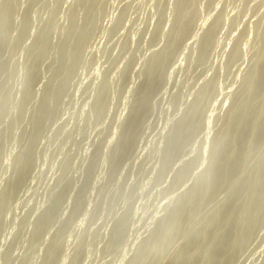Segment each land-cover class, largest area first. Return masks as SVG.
Listing matches in <instances>:
<instances>
[{"label":"rangeland","instance_id":"1","mask_svg":"<svg viewBox=\"0 0 264 264\" xmlns=\"http://www.w3.org/2000/svg\"><path fill=\"white\" fill-rule=\"evenodd\" d=\"M3 1L4 0H0V7H1V5H2V3H3ZM16 2H19V3H16L15 5H17L16 6V8H18L17 10H15V7H14V10L15 11H17L15 14H13L12 16L14 17H12L14 20H12V23L13 22H15L14 24H12V25H14V27H13V29L11 30V35L9 34V36L10 37H8V45L6 44V46H9L10 45V41H11V44H12V41H13V44H15L16 45V43H17V45L15 46V45H10V47H6V46H4V49L3 50H1L0 52H1V55H0V57L1 58H3L2 60H1V58H0V75L2 74V76H0V79H1V81H0V95H2V96H0V122L2 121V119H3V121L1 122V124H0V164H1V166H0V211L3 213H1L0 212V233H1V236L3 237V239H2V237L0 236V264H15V262H16V264H42V263H40V262H44L46 259L45 258H47V256H48V260L49 259H53V261L51 262H47L48 260H46V262H47V264L49 263V264H54V262L56 261L58 264H134L135 262H136V258L138 259L139 257L138 256H140L141 254L140 253H142L143 251H144V247H146L148 244H151V240H148V239H152V237L156 234L155 232H157L158 231V227H160V225L164 222L163 220L165 219V220H167L166 218L167 217H169V215L171 214V212H172V208H174L173 207V205L176 207L177 205H178V202H179V204H183L184 203V201L182 202L181 201V203H180V201L179 200H182L183 198H184V193H185V195H187V193H189L190 191L188 190V189H190V188H193L194 187V185H195V183L196 182H193V181H197L198 182V180H196V179H198V178H200V177H202L203 175H204V173H206L207 171L206 170H208L207 169V167L209 168L210 167V164H211V162H212V157H213V145H214V143H212L214 140H216L215 138L218 136V135H213V134H219L220 132L219 131H222L223 129H222V127L224 128V123L223 124H221L222 122H225V120H226V116H228V114H229V111L231 110V107H232V102H233V98L236 96V94L240 91V87L242 86V82H243V78H242V74H244L245 75V72L247 71V73H248V67H249V69H250V67H251V62L253 61V48L254 47H256V46H254L253 44V40L254 39H252V38H254V33L253 32H255V27H256V24L257 23H255V22H257V19H260L261 18V15H263L264 14V5H262L261 4V0H259V2H257L258 4H254V2H255V0H250V1H248V2H246L245 3V0H214L213 1V3H212V5H211V9L212 10H217V12L219 13H217L216 12V14H215V11H213L212 12V10H208L207 12L206 11H204V9L205 8H203V9H201V10H203L204 12H202L201 10H199L200 12H201V15L199 16V18L202 16V18H200V20H199V18L197 19L198 21V24H196V26H197V28L195 27V33H194V36H193V34H192V37L191 38H193V39H191L190 38V36L188 37V38H186L187 40V42H183V43H185V46L184 45H181L182 47H184V48H187V46L186 45H188L189 47H188V49H184V48H182V50H181V46L179 47V50L177 51V53L174 55V57L171 59V61H173L174 60V62H169V64L167 65L168 66V68H166V74H168L167 73V71L171 74V78H170V75L168 76V75H165L166 77H167V79H165V80H167V84H165V86L162 84V82H161V84H159V86L160 87H162V88H157L156 87V89L157 90H154V93L153 94H151V96H150V99H151V97L154 95V99L152 98L151 99V101L153 100V102H151L150 101V99H149V101H150V103L152 104H154V101L156 102H158V100L161 102H158V103H155L156 104V106H155V104L154 105H150V104H148V107L146 108V109H144V110H146L147 111V115H146V112H144L143 111V114L145 113V115H144V117L145 118H148V117H150V119L148 118V119H146V120H148L147 121V123H145L146 121H143V120H145V118L144 117H142V113L139 115V125H137V127L139 126V128L141 127H143L142 128V130L141 129H139V128H136V131H135V133L136 134H139V135H134V138H133V142H135L134 140L136 139V141L137 142H135V143H133V144H131L130 145V149L132 150L133 148V150H135L134 152L136 153H134L133 151H131L130 150V152L129 151H126V155L123 153V155H121V156H123V158H124V155H125V157L126 156H128V152H129V156L131 155H133L131 158L128 156V157H126L127 158V160H125V158L124 159H122L121 158V156H119V154H118V151H117V147H118V145H117V143L119 142V141H121V138H122V135L124 134L123 133V131L121 132V130H123L124 128H125V126L128 124V122L127 121H129L128 119L130 118V115H131V111H132V109H130L129 107L131 106L132 108L134 107V104H135V102H136V100H137V94L139 95V89H141V87H142V83L144 82V80H145V78L144 79H142V81H141V78L143 77V75H144V77H145V74L144 73H146V70H147V67H148V65L147 64H149V61H150V59L153 57V55L155 54V53H157V51L159 50V49H163V48H160V46H164V44H166V41H165V38L164 37H162V36H160L159 38H156L155 36H154V34H157V32H161L162 31V29L161 28H163L162 26H165V28H163V33H168L170 30H171V28L172 27H170V26H173V21L174 20H172L171 21V19H172V17H174V13H172L173 11H174V7L173 6H175V0L173 1V0H147V2H146V0H122L123 1V3H122V1L120 0V2L118 1H115V0H105L104 1V3H106L105 5H104V3H103V5H102V1L103 0H101V5L103 6L102 7V12L100 13V15L98 16V18H97V26L95 27V29L92 31V35L90 34V36H92V40L93 41H91V43L89 42V40L87 41V44H89V46L87 45V46H85V48H83V49H86L87 47H89L88 48V50H90L91 51V46H93V48H92V51L90 52V51H88L87 49L84 51L83 49H82V51H84V54L81 52V55H80V65H79V63H75L74 65L76 66L77 65V67L79 68V66L81 67V61L83 60L85 63V67L87 68V66L89 65L90 67L89 68H85L84 66H82L80 69H78L77 67H76V70L78 71V72H76L75 73V66H73V69H74V73L72 74V71L70 72L72 75H70V77L68 78V73H66V72H64V70L61 68L60 69V67H61V65L62 64H60V63H62L61 61H62V54H61V45H60V43H62V39H64V36H65V33L64 32H66L65 31V29H66V26L67 25H69V24H67V22H69V20L67 21V19H69L68 18V16H66L67 15V12L69 13V6L71 5V4H73L72 2L73 1H75V0H70L71 1V4H70V1L69 0H59V1H63V3L62 2H58V0H45L46 1V3H51V5L49 4L48 6H47V4L45 3V1L44 0H39V1H35L34 3H36L35 4V8L33 7V4L31 3V0H15ZM44 3H43V2ZM107 1H109V2H107ZM149 1H150V3H149ZM156 1V2H155ZM201 1V3L200 4H198V8L200 9V8H202V7H205L207 4H206V2L204 1V0H200ZM199 1V2H200ZM207 1V0H206ZM221 1V2H220ZM224 1V2H223ZM23 2H24V5H23ZM41 4H40V3ZM68 2V3H67ZM115 2V3H114ZM126 2H127V4H126ZM129 2V3H128ZM144 4H143V3ZM152 2V3H151ZM166 2V3H165ZM168 2V3H167ZM234 2V3H233ZM237 2V3H236ZM249 2H250V5H252L251 7H250V5H247V7H246V9H252V11H250V10H246L245 9V11H247V12H245L244 11V9H242V7L243 6H246V4H249ZM14 3V2H13ZM30 3H31V5H30ZM38 3V4H37ZM56 3V4H55ZM58 3V4H57ZM109 3H111V4H109ZM119 3V4H118ZM122 3V4H121ZM205 3V4H204ZM216 3V4H215ZM239 3H241L242 5H240ZM253 3V4H252ZM259 3L261 4V7L259 6V7H256L257 5H259ZM264 3V2H263ZM19 4V5H18ZM26 4V5H25ZM28 4V5H27ZM43 4H45V6L43 5ZM55 4V5H54ZM121 4V5H120ZM136 4V5H135ZM167 6L168 8H166L165 9V7H164V9L162 8V6ZM164 4V5H163ZM203 4V5H202ZM235 4V5H234ZM238 4V5H237ZM14 4H13V6H15ZM22 5H23V7H22ZM38 5V6H37ZM40 5V6H39ZM57 5V6H56ZM67 5V6H66ZM108 5V8L107 7H105V6H107ZM110 5V6H109ZM118 5V6H117ZM124 5H125V7H124ZM129 5V6H128ZM146 5V6H145ZM148 5V6H147ZM158 5V6H157ZM170 5V6H169ZM172 5V6H171ZM202 5V7H199V6H201ZM218 7H217V6ZM220 5V6H219ZM224 5V6H223ZM232 5V6H231ZM234 5V6H233ZM27 6V7H26ZM52 6H53V9H52ZM115 6V7H114ZM116 6L118 7V8H116ZM131 6V7H130ZM136 6V7H135ZM140 6H141V8H140ZM157 6V7H156ZM160 6H161V8H160ZM249 6V7H248ZM253 6H255L256 8H252ZM21 7V8H20ZM25 7V8H24ZM30 7V8H29ZM44 8L43 9V11H45V13L42 11V9L40 10V11H38L39 9L38 8ZM54 7H56V8H54ZM124 7V9H122ZM135 7V8H134ZM213 7V8H212ZM216 9H215V8ZM223 9H222V8ZM229 7V8H228ZM50 10H49V9ZM59 8V9H58ZM62 8V9H61ZM104 8V9H103ZM105 8H106V10H105ZM136 8H140V9H138V10H136ZM145 8V9H144ZM162 9L163 11H164V13L166 14H162L163 13V11H162V15L159 13V11L158 10H160V9ZM210 9L209 7H208V5L206 6V9ZM244 8V7H243ZM26 9H27V11H28V13H26V14H28V16L25 14V11H26ZM56 10V13H53V12H55V11H53V10ZM64 9V10H63ZM153 9V10H152ZM157 9V10H156ZM171 9V10H170ZM205 9V10H206ZM226 9V10H225ZM228 9V10H227ZM232 11H231V10ZM234 9H235V11H234ZM253 9H255L254 11L256 12V14L257 15H259V16H256V18H255V16H253V15H255V12L253 11ZM260 9V10H259ZM32 12H31V11ZM51 10H52V13H51ZM59 10V11H58ZM67 10V11H66ZM109 10L111 11V12H109ZM114 10H116V11H114ZM120 10L122 11V10H124V11H122L123 13L122 14H120L119 12H120ZM148 10H150L151 12H149ZM168 11L167 13H166V11ZM223 10H225L224 12H226V11H228V13H226L227 15H225V13H223L222 14V16H224V18L226 19V20H224V18H223V20H224V22H225V24L227 23V25L230 27V30H228L229 29V27H227V25H226V27H223V26H225L224 25V23H222L221 25H222V29H221V31L219 30V28L221 27V25L219 26V28H218V32L215 34V35H217V37H218V39H217V37H215L216 39H215V44H218V46L216 47V46H212V48L213 47H215V48H213V50H211V51H213V53L212 52H210L208 55H209V57L207 58L206 57V59H205V61L207 62V63H205V65L203 64V63H201V65H200V63H199V61H198V63H197V59L196 58H198V43H197V41H196V39L195 38H197V39H200L201 37V33H202V35H203V33L204 32H202L201 30H203V31H206L207 29H206V27L208 26V23H209V25H210V21L212 22L213 20V17L215 16V17H217L216 15H218V16H220V14H221V12L223 11ZM237 10H240V11H244L246 14L244 15V12H242L243 13V16H245V18L244 17H242V16H240V14L241 13H239L240 11H237ZM257 10V11H256ZM259 10V11H258ZM26 11V12H27ZM34 11V12H33ZM42 11V12H41ZM64 11V12H63ZM104 11H106V13L104 12ZM129 11V12H128ZM135 11V13H133V12ZM161 11V10H160ZM212 13H211V12ZM248 11H250L249 12V16H247L246 17V15L248 14ZM30 12V13H29ZM39 12H40V15H39ZM47 12V13H46ZM104 12V13H103ZM117 12V13H116ZM126 12H128V13H126ZM157 12V13H156ZM209 12L211 13V16H210V14H209ZM235 12V13H234ZM239 14H238V13ZM257 12H259V13H257ZM59 13V14H58ZM62 13H63V15H62ZM103 13V14H102ZM112 13V14H111ZM136 13H138V14H136ZM143 13V14H142ZM151 13V14H150ZM169 13V14H168ZM203 13V14H202ZM232 13V14H231ZM263 13V14H262ZM33 14H35V15H33ZM38 14V15H37ZM46 16H45V15ZM51 14V15H50ZM55 14H56V16H55ZM66 14V15H65ZM117 14H118V16H117ZM120 14V15H119ZM136 14V15H135ZM149 14H150V16H149ZM160 14V15H159ZM173 14V15H172ZM208 14H209V16H208ZM234 14V15H233ZM251 14H252V16H253V18L255 19H253V20H251L252 19V16H251ZM261 14V15H260ZM15 15V16H14ZM22 15H26L25 17L27 18V19H24V18H22L21 16ZM29 15L31 16L30 17V19H31V22H28V21H26V20H29L28 19V17H29ZM42 15V16H41ZM43 15H44V17H43ZM49 15V16H48ZM59 15V17L60 18H58L57 16ZM116 15V16H115ZM130 15V16H129ZM163 15L164 16H166V17H163ZM208 16V18L206 17L205 18V16ZM232 15V17H230V16ZM239 16L240 18L238 19V17L237 16ZM242 15V14H241ZM33 16H35V17H33ZM38 16H39V18H38ZM48 16V17H47ZM142 16V17H141ZM143 16H145V17H143ZM159 16H161L162 17V19L161 20H159ZM168 16V17H167ZM170 16H171V18H170ZM213 16V17H212ZM35 19V21L37 20V18H38V20L35 22L34 21V19ZM45 17H46V20H45ZM49 17H51V18H49ZM62 17H64V18H62ZM118 17V18H117ZM130 17V18H129ZM149 17V18H148ZM230 17V18H229ZM251 17V18H250ZM148 18V19H147ZM155 18V19H154ZM165 18V21H167L168 19H169V21H167L168 22V24H167V22H166V24L165 23H163V19ZM205 18V19H204ZM210 18V19H209ZM227 18H228V20H231V19H237V21H236V19H235V22H237L236 24H237V26H236V24L234 23V21L233 20H231V21H228L227 22ZM22 19H24V23H26V22H28V24H24L25 26L24 27H26L27 25L29 26V28H28V26L26 27L27 29H25L24 27H23V20ZM33 19V20H32ZM49 19H51V20H49ZM56 19V21H54ZM61 19V20H60ZM129 19L130 20H132V21H129ZM142 19H143V21H142ZM147 19V20H146ZM152 19V20H151ZM156 19H158L159 20V22L157 23V20ZM167 19V20H166ZM174 19V18H173ZM202 19V20H201ZM215 19V18H214ZM246 21H245V20ZM250 19V20H249ZM19 20V21H18ZM22 20V21H21ZM40 20V21H39ZM43 21V23L44 24H42V21ZM101 20V21H100ZM108 20V21H107ZM110 20V21H109ZM144 20H146L145 21V23H144ZM150 20V21H149ZM238 20L240 21H242V22H240V24H242V25H238ZM245 22H244V21ZM247 20H249V22L247 21ZM30 21V20H29ZM50 21L52 22V24L54 23V25H53V28L55 29V31H54V33L55 34H52V32H53V28L50 30L51 32H50V35L52 34V36H50L49 35V38H50V44L51 45H49V47H48V49H47V51L46 50H44V51H46L47 52V54H45L44 52V56L43 55H40L41 57H39L38 59H40L37 63V65H38V67H37V71H36V74H35V76H33L34 78L35 77H37L38 78V76H39V78L40 79H37L36 81H34L31 77V74H29V64L31 63V61H32V56L33 55H35L36 53L34 52V51H36V42L34 41V40H36L37 38H36V36L38 37V35L40 34V32H42V31H44L45 30V28H46V24H48V23H50ZM54 21V22H53ZM98 21H100V22H98ZM149 21V22H148ZM155 23V21H156V23L158 24V26H160V24H161V26L160 27H158V28H160L161 30H159L158 28L156 29L155 27L157 26V24L155 23V27L153 26V22ZM202 21H204V23L202 22ZM207 21V22H206ZM209 21V22H208ZM22 22V23H21ZM40 22H41V24H40ZM48 22V23H47ZM59 22H60V24H59ZM117 22H119L118 23V25L120 26V24H121V22H122V27L123 28H125V29H127L128 31L126 32V30L125 29H123V28H121V26H120V29H119V27H118V25L117 26H115L116 24H117ZM133 22V23H132ZM140 22V23H139ZM171 22H172V24H171ZM202 22V23H201ZM231 22V23H230ZM250 23L251 22V25H249V24H246V23ZM29 23H31L30 25H29ZM62 23V24H61ZM63 23H65L64 24V26H63ZM100 23V24H99ZM136 23H138V24H136ZM142 23V24H141ZM162 23H163V25H162ZM171 25H170V24ZM205 23H207V24H205ZM229 23V24H228ZM245 23V24H244ZM114 24V25H113ZM131 24V25H130ZM135 24H136V26H135ZM139 24H140V26H139ZM165 24V25H164ZM202 25V27H200L199 29L200 30H198V27H199V25ZM205 24V25H204ZM233 24V25H232ZM254 24V26H252ZM16 25H17V27H16ZM19 25H21L20 27H19ZM37 25V26H36ZM44 25H45V27H44ZM66 25V26H65ZM101 25H102V27H101ZM127 25H129V27L131 26V28H128V26ZM145 27H144V26ZM146 25H149V26H146ZM151 25V26H150ZM168 25H170V26H168ZM200 25V26H201ZM204 25V26H203ZM231 25L232 26H236L235 28H237L238 26H240V27H238V28H240V30L243 28V25H246V26H244V28L241 30V32L242 31H244V32H239L240 30L237 28V29H235V28H233L232 27V29H235V30H233L232 31V29H231ZM249 25V26H248ZM242 26V27H241ZM22 27V28H21ZM36 27V28H35ZM60 27V29H58ZM68 27V26H67ZM97 27H100V28H97ZM107 27V28H106ZM117 27V28H116ZM127 27V28H126ZM146 27H147V29H146ZM149 27H150V29L151 28H155V30H154V28H153V30L156 32H154V34H153V31L151 30L150 31V33L152 32V36L148 33V35H150V36H148V35H146V33H147V30H150L149 29ZM169 27V29H168V32L166 31L167 30V28ZM205 27V28H204ZM246 27H247V29H246ZM35 28V29H34ZM40 28V29H39ZM62 28V29H61ZM113 28V29H112ZM202 28V29H201ZM208 28V27H207ZM254 30H252V29ZM20 29V30H19ZM21 29H25V32L23 31V34H24V36H21ZM38 30V32H37V30ZM101 29V30H100ZM103 29H104V31H103ZM112 32V30H113V34H114V37H111L110 35H111V33L109 32V30ZM123 29V30H122ZM131 29V30H130ZM133 29V30H132ZM143 29H145V31L143 30ZM164 29H166L165 31H164ZM225 29L226 30H228V33H229V31H232L231 33H232V35H231V33L229 34V36L226 34L227 33V31H225ZM247 30V32L245 31V30ZM248 29H251V30H248ZM62 30H64V32L62 31ZM95 30H97V31H95ZM138 30V31H137ZM156 30H158V31H156ZM236 30H238L237 32H235ZM15 31V32H14ZM58 31L60 32V33H58ZM94 31L96 32L95 34H94ZM98 31H102V32H104L103 34H101L100 32H99V34L97 33ZM116 31H118V32H116ZM122 31H124V33H122ZM135 31V32H134ZM200 31V32H199ZM30 32H32V33H30ZM35 32V33H34ZM120 32V33H119ZM128 32H129V34H128ZM142 32H145L144 33V35L143 36H145L146 35V37H148L147 39H146V37H143L142 36ZM149 32V31H148ZM221 32V33H220ZM251 34H250V33ZM15 33V34H14ZM34 33V34H33ZM117 33H119V35H121V37H119L118 38V34ZM126 33L128 34L127 36H125L126 35ZM140 33V34H139ZM198 33H200V35L198 34ZM218 33H220V34H218ZM224 33V34H223ZM239 35L238 36V38H237V35ZM238 33H241L242 35H240V34H238ZM245 35H244V34ZM253 33V34H252ZM22 34V35H23ZM36 34V35H35ZM108 34V35H107ZM110 34V35H109ZM113 34H112V36H113ZM124 34V35H123ZM234 34V35H233ZM99 35H101L100 37H99ZM103 35H106V36H103ZM130 35V39H127V37ZM137 35V36H136ZM140 35V36H139ZM195 35H197V36H199V37H197V36H195ZM227 35V36H226ZM236 35V40H238V41H236V40H233L234 38V36ZM244 35V36H243ZM94 36H98V37H94ZM126 37V41L128 40V42H126L125 41V37ZM153 36H154V38L155 39H157V41L156 42H154L156 45H159V47L157 46L156 47V45L155 44H153V41H154V38H153ZM226 36V37H225ZM231 36V37H230ZM243 37V38H245V39H243V38H241V37ZM246 36H248L247 38H246ZM27 37H28V39H27ZM55 37V38H54ZM57 37V38H56ZM104 37V39H102L104 42L102 43V41H101V39L100 38H103ZM109 37V38H108ZM117 37V38H116ZM143 37V38H142ZM152 37V38H151ZM223 37V38H222ZM229 37V38H228ZM11 38V39H10ZM26 38V39H25ZM93 38H95V39H93ZM112 38H114V39H112ZM116 38V39H115ZM140 38H142V40H140ZM149 38H151L152 40H149ZM227 38V39H226ZM233 38V39H232ZM249 38V39H248ZM14 39H15V42H14ZM19 39H21V40H19ZM58 39V40H57ZM90 40H91V37L89 38ZM107 39V40H106ZM121 39V40H120ZM123 39V40H122ZM138 39L140 40V41H138ZM144 39H146V40H148V41H144ZM164 39V40H163ZM189 39H191V40H194V42L197 44V46H196V44H194V42L192 41V43L193 44H191L190 45V40ZM224 39H226V40H224ZM242 39V40H241ZM247 39V40H246ZM17 40V41H16ZM26 40V41H25ZM31 42H29V41ZM110 40V42H108ZM117 40H120V42L119 41H117ZM131 40V41H130ZM159 40H161L159 43H158V41ZM162 40H163V43H162ZM218 42H217V41ZM250 40H252V41H250ZM20 41V42H19ZM34 41V42H33ZM60 41V42H59ZM98 42V44H96L97 42ZM100 41V42H99ZM129 41L131 42V46L132 47H130V49L128 50V52L130 51L131 52V49L133 48H136V51H133V49H132V52L130 53L129 52V54H128V52L127 51H125V48H126V50H127V48L129 47H126V43H128V45H130V43H129ZM150 41V42H149ZM164 41H165V43H164ZM188 41H189V44H188ZM224 41V42H223ZM231 41V42H230ZM241 41V42H240ZM245 42V43H243V42ZM22 42V43H21ZM24 42H26V43H24ZM94 42V43H93ZM114 42H117V43H114ZM124 42H125V44H124ZM138 42H140V44L138 43ZM147 42V44H145L144 45V43H146ZM240 43L239 44V46L241 45V43H243L241 46H243V47H239L240 48V51H241V54H242V52L244 51V59L243 58H241L244 62H242V60L239 58L236 62H238L239 63V61H241L239 64H240V66L239 67H237V65H238V63H237V65H235V61L234 62H229L228 60H229V56H230V53H231V48H233V46L235 45V43ZM27 43H29V45L30 46H28V44ZM33 43V44H32ZM59 43V44H58ZM93 43V44H92ZM107 43V44H106ZM153 45H152V44ZM221 43V44H220ZM224 43V44H223ZM248 43H250V44H248ZM26 44V45H25ZM35 44V45H34ZM95 44H96V46H99V47H97L96 48V46H95ZM106 44V45H105ZM124 44V45H123ZM135 44H136V46H135ZM152 45V47L153 48H151V46L150 45ZM160 44H162V45H160ZM223 44V45H222ZM226 44V45H225ZM228 44V45H227ZM232 44H234L233 46H232ZM21 45V46H20ZM25 45V46H24ZM34 45V46H33ZM54 45V46H53ZM58 45V46H57ZM125 46V48L123 47V46ZM135 47H134V46ZM146 46V48H147V45H149L150 46V48L152 49H145V47L144 46ZM154 45H155V47H154ZM193 45V46H192ZM219 45H220V47H219ZM246 45H248V46H246ZM28 48H27V47ZM31 46H33V47H31ZM51 46V47H50ZM104 46V47H103ZM107 46H108V48H107ZM122 46V47H121ZM226 46V47H225ZM230 46V47H229ZM244 46H246L245 48H244ZM253 46V48H251ZM5 47H6V49H5ZM23 47V48H22ZM102 47V48H101ZM192 47H196V49H194V48H192ZM223 47V48H222ZM18 48V49H17ZM32 50H34V51H30L31 49ZM96 48V49H95ZM106 48V49H105ZM114 48V49H113ZM121 48H123L124 50H122L123 52H127L126 54L124 53L123 54V52L121 51ZM154 48H155V50H154ZM191 48V49H190ZM219 48V49H218ZM250 48V49H249ZM12 49V50H11ZM57 49V50H56ZM93 49H95V52H94V50ZM102 49H103V51H102ZM113 49V50H112ZM115 49H117L116 51H115ZM215 49V50H214ZM224 49H225V51H224ZM228 49V50H227ZM230 49V50H229ZM245 49V50H244ZM7 50V51H6ZM19 50H20V52H19ZM23 50V51H22ZM50 50V51H49ZM58 50H60L59 52L60 53H58ZM120 50V51H119ZM135 50V49H134ZM157 50V51H156ZM184 50L186 51V52H184ZM197 50V51H196ZM249 50V51H248ZM255 50V49H254ZM11 51V52H10ZM18 51V52H17ZM26 51V52H25ZM52 51V52H51ZM86 51H88V53H86ZM112 51V53H110ZM114 51H115V53H114ZM160 51V50H159ZM181 51H183L182 53H181ZM228 51V52H227ZM8 52V53H7ZM12 52H13V54H12ZM15 52V53H14ZM33 53V55H32V53ZM98 52V53H97ZM102 52V53H101ZM106 52V53H105ZM108 52V53H107ZM117 52V53H116ZM119 52V53H118ZM121 52V53H120ZM219 52H220V54H219ZM20 53V54H19ZM27 53V54H26ZM31 53V54H30ZM35 53V54H34ZM54 53H55V55H54ZM57 53V54H56ZM89 53L91 54V55H89ZM105 53V54H104ZM110 53V54H109ZM136 56V58L134 57V55ZM224 53V54H223ZM226 53V54H225ZM18 54H19V56H18ZM51 56H50V55ZM59 54V55H58ZM87 54H88V56H87ZM103 56H102V55ZM107 54H108V57H107ZM128 54V55H127ZM132 54V55H131ZM183 54V55H182ZM213 54V55H212ZM247 54V55H246ZM9 55V56H8ZM16 55V56H15ZM21 55V56H20ZM24 55H26V56H24ZM29 55H30V57H29ZM53 55H54V57H53ZM96 55V56H95ZM110 55V56H109ZM121 55H126V57H122ZM146 55V56H145ZM181 55V56H180ZM246 55V56H245ZM23 56V57H22ZM43 56V57H42ZM47 56V57H46ZM60 56V57H59ZM91 56V57H90ZM133 56V57H132ZM145 56V57H144ZM179 56L180 57H182V58H179ZM186 56V57H185ZM216 56V57H215ZM220 56V57H219ZM249 56H250V58H249ZM11 57H13V58H11ZM17 57H19V58H17ZM21 57V58H20ZM45 57H46V60H44L45 59ZM50 59H49V58ZM56 57H58L59 58V62H58V58H56ZM93 57H95V58H97V59H95V58H93ZM120 57V58H119ZM122 57V58H121ZM128 57V58H127ZM129 57H132V58H129ZM138 57V58H137ZM140 57V58H139ZM143 57V58H142ZM189 59H188V58ZM31 58V59H30ZM43 58V59H42ZM82 58H84V59H82ZM92 58V59H91ZM109 58H110V60H109ZM114 58V59H113ZM119 58V59H118ZM127 58V59H126ZM135 58V59H134ZM209 58H211V59H209ZM245 58L247 59V60H245ZM8 59V60H7ZM23 59V60H22ZM25 59H28L27 61L25 60ZM56 59V60H55ZM91 59V60H90ZM95 59V60H94ZM106 59V60H105ZM108 59V60H107ZM117 59H118V61H117ZM123 61H122V60ZM126 59V61L124 62V60ZM129 59H130V61L132 60V59H134L132 62L133 63H129L130 61H129ZM139 59L141 60H143V61H139ZM175 59H176V61H175ZM178 59V60H177ZM179 59H180V61H179ZM182 59L184 60V61H182ZM191 59H192V61L194 60V62H192V63H194V64H190V62H191ZM210 60V62H211V65H208V63H209V60ZM227 59V60H226ZM251 59V60H250ZM6 60V61H5ZM15 60H16V62H15ZM19 60V61H18ZM42 60V61H41ZM48 60H50V62L48 61ZM94 60V61H93ZM105 60V61H104ZM112 60H115V61H112ZM148 60V61H147ZM224 60H226L225 62H224ZM250 60V61H249ZM9 61V62H8ZM13 61V62H12ZM18 61V62H17ZM23 61H24V63H23ZM44 61V62H43ZM52 61V62H51ZM57 61V62H56ZM82 61V62H83ZM89 62V64H88V62ZM117 61V62H116ZM123 63H122V62ZM128 61V62H127ZM179 61V62H178ZM187 61H189V62H187ZM221 61H223V62H221ZM230 63H228V62ZM249 61V62H248ZM39 62H41L40 63V65H39ZM47 62V63H46ZM54 62H56V64H58L57 66H56V64L54 63ZM105 62V63H104ZM109 62V63H108ZM113 62H115V63H113ZM142 64H141V63ZM144 62H146L147 64V67H145L144 66ZM197 64H196V63ZM213 62H214V64H213ZM220 62V63H219ZM246 62V63H245ZM10 63V64H9ZM12 63V64H11ZM26 63V64H25ZM43 63H44V65H43ZM50 63V64H49ZM54 63V64H53ZM96 63V64H95ZM122 63V64H121ZM124 63H126V67H125V64ZM135 63H139V66H138V64H135ZM186 63V64H185ZM223 63H225L226 65H221V64H223ZM245 63L246 64V66L244 65L243 66V64ZM249 63H250V65H249ZM41 64H42V66H41ZM52 64V65H51ZM60 64V65H59ZM99 64V65H98ZM111 64V65H110ZM115 64V65H114ZM129 64V65H128ZM182 64L184 65V66H182ZM217 64V65H216ZM241 64H242V66H241ZM12 65V66H11ZM18 65V66H17ZM20 65H21V67H20ZM49 65L50 66H52V67H49ZM55 65V66H54ZM98 65V66H97ZM108 65H110V66H108ZM113 65L116 67V68H114L113 67ZM135 65H137V67L135 66ZM169 65H170V67H172L171 69H172V71H174V72H172L171 71V69L169 70ZM175 65V66H174ZM177 65V66H176ZM214 66L212 69L210 68V66ZM228 65H232V66H230V69H231V67H232V69L231 70H233V71H231V70H229L228 68ZM5 66H6V69H7V72H6V69H5ZM9 66V68H7ZM27 66V67H26ZM47 66V67H46ZM60 66V67H59ZM124 66V67H123ZM143 66V67H142ZM186 66V67H185ZM188 66V67H187ZM207 66H209V67H207ZM219 66V68L221 69H219L218 68V70H216V67H218ZM223 66V67H222ZM225 66V67H224ZM17 67V68H16ZM24 68V70H23V68ZM101 67V68H100ZM103 67H105V68H103ZM108 67V68H107ZM123 67V68H122ZM131 67V68H130ZM134 67H135V70H132V68L134 69ZM175 67V69L176 70H173V68ZM185 67V68H184ZM205 67H206V69H205ZM227 67V68H226ZM243 67V68H242ZM246 69H245V68ZM28 70H26V69ZM46 68H48L49 70H47ZM83 68V69H82ZM107 68V69H106ZM126 69V71L128 72V68H129V70L130 71H132L130 74L129 73H127L126 71L124 72V70ZM139 68V70H137V69ZM178 68H180L179 70H178ZM192 68H197V70L196 69H192ZM203 68L206 70H204V72L205 73H207L208 75H206L204 72H203ZM207 68H209V69H211V70H209V69H207ZM215 68V69H214ZM228 69V70H226V69ZM237 68V69H236ZM239 68V69H238ZM5 69V70H4ZM18 69V70H17ZM43 69V70H42ZM61 70L60 72L59 71H57V70ZM72 69V70H73ZM85 69H86V71L88 72H90V74H89V72H88V74H89V76L90 77H87L88 75H86L87 74V72H85ZM88 69H90V70H88ZM96 69V70H95ZM124 69V70H123ZM141 69H143V75H141L140 73H138V71H140ZM200 69V70H199ZM234 69H235V71H234ZM243 69V70H242ZM21 70V71H20ZM23 70V71H22ZM44 70H46L47 72H45ZM52 70H54V72L52 71ZM95 72H94V71ZM98 70H100V71H98ZM116 70V71H115ZM123 70V71H122ZM137 70V73L138 74H140L141 76L139 77V75L135 72ZM185 70V71H184ZM196 70V71H195ZM201 70H202V73H204V74H201ZM209 72H208V71ZM225 70V71H224ZM237 70V71H236ZM245 70V71H244ZM4 71H5V73H4ZM25 71H27V73H25ZM81 71V72H80ZM103 71H105V72H103ZM107 71V72H106ZM111 71V72H110ZM134 71V72H133ZM173 73V75H172V73ZM175 71H179L177 74H174V73H176ZM191 71V72H190ZM198 71L200 72V73H198ZM214 71V75L212 74V72ZM226 71H229L230 72V74H229V72L227 73ZM11 72L13 73V74H11ZM38 72V73H37ZM80 72V73H79ZM93 72V73H92ZM103 72V73H102ZM119 72H121V73H119ZM180 72H181V76H180ZM211 72V73H210ZM215 72H217L218 74H220V76L217 74V73H215ZM234 72H237V75H235L234 74ZM9 73V74H8ZM15 73V74H14ZM17 73V74H16ZM25 73V74H24ZM52 73V74H51ZM83 73H86L84 76L83 75H81V74H83ZM115 73H116V75H115ZM123 73V74H122ZM134 75H133V74ZM183 73V74H182ZM187 73L189 74V76L187 77ZM247 73H246V75H247ZM4 74V75H3ZM63 76L64 74H65V76H63V78H62V76ZM66 74H67V76H66ZM78 75V76H75V75ZM97 74V75H96ZM98 74H99V76H98ZM114 74V75H113ZM119 74V75H118ZM124 74H126V75H124ZM127 74H129V75H131L132 74V76L130 77V78H132V79H130V81H129V78H127L128 77V75ZM135 74H137L138 75V77L137 76H135ZM212 74V75H211ZM215 74H216V76H215ZM228 74V76H227V78H226V75ZM239 74V75H238ZM16 75H19V76H16ZM27 75V76H26ZM28 75H29V80H28ZM37 75V76H36ZM81 75V77H79ZM92 75H93V77H92ZM121 75H122V77L123 78H125V76H127L126 77V79H123V78H120L121 77ZM124 75V76H123ZM177 75H179V76H177ZM204 75V78L202 77ZM212 77H211V76ZM222 75H225V76H222ZM231 75V76H230ZM242 75V76H241ZM6 76V77H5ZM9 76V77H8ZM13 76V77H12ZM15 76V77H14ZM24 76V77H23ZM26 76V77H25ZM51 76H53L54 78H52ZM61 76V77H60ZM100 76H102V77H100ZM133 76H134V78H133ZM175 76H177V77H175ZM191 76H192V78H191ZM213 76H215L214 78H215V80L217 79V82L215 81V80H213L212 78H213ZM233 76V77H232ZM4 77V78H3ZM65 77H67V78H65ZM75 77H77V78H75ZM85 77V78H84ZM107 77V78H106ZM110 77V78H109ZM114 79H112V78ZM173 77V78H172ZM179 77V78H178ZM185 77H187V78H185ZM190 77V78H189ZM202 77V79H200ZM208 77V79L210 80V77H211V80H212V82L211 81H208V79H205V78H207ZM231 77L233 78V80H235V82L231 79ZM237 77V78H236ZM239 77V78H238ZM245 77V76H244ZM3 78V79H2ZM6 78H7V80H6ZM14 78V80H11V79H13ZM46 78V79H45ZM51 78V79H50ZM75 78V79H79V80H73V79ZM84 78V79H83ZM87 78V79H86ZM90 78V79H89ZM136 78H138V79H136ZM185 78V79H184ZM219 78V79H218ZM222 78V79H221ZM229 78V79H228ZM235 78V79H234ZM48 79H49V83H47L48 82ZM69 79V80H68ZM70 79H72V81H70ZM90 81H89V80ZM93 79V80H92ZM99 79H101L100 81H99ZM107 79H109V80H107ZM127 79H128V81H127ZM137 80V81H134V80ZM163 79V80H164ZM169 79H170V81H169ZM173 79V80H172ZM190 79V80H189ZM204 79V80H203ZM23 80H24V82H23ZM26 80H28L29 81V83H33V84H35V82H37V84L39 85H37V84H35V86L34 85H32V83L31 84H29L28 83V81H26ZM81 80V81H80ZM91 80H92V82H91ZM111 80V81H110ZM122 80V81H121ZM139 80H140V82L141 83H139ZM165 80H164V82L163 83H165ZM172 80V81H171ZM174 80L176 81V82H174ZM182 80H184V81H182ZM208 81V83H212L213 84V81H215V84H217L220 88H218V89H216L215 87H217L216 85H213V87H214V90L213 91H215V92H212L211 94H208V96H207V98H205V100H204V102H203V106H202V112H201V117H200V119H202L201 121H204L205 123H201L200 122V120L198 121H196V122H198V124L197 125H194L191 129L192 130H189V132H188V134H187V136L185 137V139H183L182 141H184L183 142V145H182V141H181V145L184 147V148H186V149H188V148H192L193 147V149L191 150V151H189L190 149H188V151L186 150V152L187 153H189L190 155L189 156H191V157H189L188 156V154H186V155H184L186 152H184V153H182L183 151H180L177 155L178 156H176L177 157V159L180 161H178L177 159H176V157H174L176 154L175 153H177V150L179 149V147H180V149L181 150H183L182 149V146H180V145H178V149L175 151V153H174V150L171 152V155L170 156H172V158L171 159H176V160H171V163H170V158H169V160L167 159V156L165 157V155H164V153L167 155L168 154V146H169V142H168V140H170L169 139V137H170V135L171 134H174V132H176L177 131V128H178V126H179V124L182 122L181 121V119H180V117H182V120H183V118H185V116L188 114V110H190V108H189V106H192V104H194L193 102H195V100L196 99H194L193 97L195 96V98H197L196 96L198 95V93H200V91H202L203 89H204V87L206 86V84H208L207 83V81ZM223 80V81H222ZM240 80V81H239ZM42 81H43V83H42ZM47 81V82H46ZM54 81V82H53ZM70 81V82H69ZM78 82V84H77V82ZM80 81V82H79ZM84 81V82H83ZM95 81H97V82H95ZM108 81H110V82H112L111 84L108 82ZM115 81L117 82V84L115 83ZM178 81V82H177ZM189 81V82H188ZM193 81V82H192ZM202 81H205L204 83H202ZM225 81V82H224ZM7 82H9V83H7ZM11 82V83H10ZM26 82V83H25ZM47 83V85H46V83ZM53 82V83H52ZM62 82H64V84L62 83ZM73 82V83H72ZM87 82H89V84L90 83H92V84H90V85H86V83ZM99 82H100V84H99ZM104 82L105 83H107V84H104ZM121 82H124V84L123 83H121ZM131 82V83H130ZM134 82H138V83H134ZM168 82H170V84H171V82L172 83H175V85H173V88H172V85H169V83ZM187 82V83H186ZM230 82H231V84H230ZM15 83V84H14ZM28 83V84H27ZM51 83V84H50ZM56 83H57V86H58V88H57V86H56ZM68 83H70V85H69V87H68ZM81 85H80V84ZM96 83V84H95ZM103 83V84H102ZM114 83V84H113ZM181 83V84H180ZM198 84V85H196V84ZM8 84V85H7ZM24 84V85H23ZM27 84V85H26ZM55 84V85H54ZM73 84V85H72ZM133 84V85H132ZM134 84H136V86H138V87H136ZM203 84H204V86H203ZM224 84H225V86H224ZM22 85V86H21ZM33 86L32 88H31V86ZM59 85H60V87H59ZM84 85H85V87H84ZM110 85V86H109ZM131 85H132V87H131ZM141 85V86H140ZM162 85V86H161ZM166 85H167V87H166ZM170 86V88H168L169 86ZM194 85H195V87H194ZM201 86V87H198V86ZM228 85V86H227ZM231 85V86H230ZM241 85V86H240ZM24 86V87H23ZM27 86V87H26ZM29 86H30V88L31 89H34L33 91H35L34 93H35V95L33 96V95H31L30 97H29ZM45 86H47V87H45ZM49 86V87H48ZM56 86V87H55ZM61 86L63 87V89H61ZM76 86V87H75ZM83 86V87H82ZM91 86V87H90ZM107 86V87H106ZM139 86H140V88H139ZM175 86V87H174ZM185 87V89H184V87ZM194 87V88H192V87ZM197 86V87H196ZM233 86V87H232ZM10 87V88H9ZM19 87V88H18ZM21 87V88H20ZM23 87V88H22ZM48 88L47 90L45 89V88ZM75 87V88H74ZM104 87V88H103ZM136 87V88H135ZM164 87H166V88H164ZM223 87L224 88H226L225 90H226V93L225 92H223V91H225L224 89H223ZM236 87V88H235ZM27 88V89H26ZM83 88H85V89H83ZM91 88V89H90ZM103 90V91H105V92H102L101 90ZM106 88V89H105ZM118 88V89H117ZM188 88H190V89H188ZM196 88H202V89H198L197 91H196ZM14 89V90H13ZM25 89H26V91H25ZM29 89V90H28ZM41 89H44V91H43V93H42V91H41ZM56 89V90H55ZM89 89V90H88ZM98 90L99 89V91L97 92V91H95V90ZM116 89V90H115ZM126 89V90H125ZM136 89H138L137 90V93H136ZM166 89V90H165ZM172 89V90H171ZM174 89V90H173ZM194 89V90H193ZM228 89H230V91H228ZM22 90H23V92H24V95H23V92H22ZM37 90V91H36ZM38 90H39V92H38ZM57 90H60V92H58ZM61 90H63L62 91V93H61ZM77 90V91H76ZM87 92H86V91ZM107 90V91H106ZM109 90V91H108ZM121 90H123V91H121ZM125 90V91H124ZM158 90L161 92L162 91V93L160 94V92H158ZM171 91V93L169 92V91ZM175 90H178V91H176L175 92ZM187 90V91H186ZM190 91V93H189V91ZM193 90V91H192ZM200 90V91H199ZM223 92H221V91ZM29 91V92H28ZM46 91V92H45ZM49 91H52V94H53V98H52V100H51V97H52V94L51 95H49ZM65 91V92H64ZM89 91V92H88ZM92 91V92H91ZM95 91V92H94ZM130 91L131 92H133V93H131L132 94V97H130L131 96V94H130V96H129V93H130ZM135 91V92H134ZM164 91V92H163ZM196 91V92H195ZM220 92V93H222V96H224L225 94L226 95H228L229 94V96H224V98L221 96V94L220 93H218V92ZM229 93H228V92ZM232 91V92H231ZM20 92V94H18ZM73 92H74V94H73ZM101 92V93H100ZM106 92L108 93V94H106ZM109 92L111 93V94H109ZM166 92V93H165ZM170 93V95H169V93ZM187 94H186V93ZM193 92V93H192ZM236 92V93H235ZM14 93V94H13ZM26 93H28V95L26 94ZM39 93V94H38ZM66 93V94H65ZM90 93V94H89ZM102 93H104V94H102ZM163 93H164V95H163ZM168 93V94H167ZM176 93V94H175ZM193 94L194 96H192V95H189V94ZM18 94V95H17ZM30 94H33V92H32V90H31V92H30ZM41 94V95H40ZM44 94V95H43ZM115 94V95H114ZM123 94V95H122ZM158 94H160V95H162V97H163V99L161 100V96H159ZM169 96V97H166L167 95ZM212 94H213V96H214V98H216L217 99V101H216V99L214 100L213 98H212ZM217 94V95H216ZM224 94V95H223ZM5 95H6V98H5ZM46 95V96H45ZM72 95V96H71ZM81 95V96H80ZM87 95H89V97H87V98H85V96H87ZM118 95H119V99H118ZM122 95V96H121ZM127 95V96H126ZM133 95H134V98H133ZM155 95H158V96H155ZM166 95V96H165ZM173 95V96H172ZM177 95V96H176ZM215 95H216V97H215ZM218 95H219V97H218ZM231 95H232V97H231ZM14 96H16V97H14ZM21 96V97H20ZM25 96H28L29 98H27V97H25ZM40 98H39V97ZM42 96H43V98H42ZM45 96V97H44ZM51 96V97H50ZM71 96V97H70ZM94 96V97H93ZM103 96V97H102ZM120 96H121V98H120ZM129 96V97H128ZM186 96V97H185ZM189 96V97H188ZM23 97V98H22ZM33 97V98H32ZM34 97H35V99H34ZM46 97H49V99L48 98H46ZM57 97H59L60 99H58ZM67 97V98H66ZM82 97H83V99H82ZM93 97V98H92ZM99 97V98H98ZM157 97H160V98H158L157 99ZM172 97V98H171ZM175 97H177V98H175ZM231 97V98H230ZM2 98V99H1ZM5 98V99H4ZM68 98H69V100H68ZM72 98V99H71ZM75 98V99H74ZM91 98V99H90ZM95 98L97 99V101L95 100ZM111 98H112V100H111ZM129 98H131V99H129ZM132 98L134 99L133 101H132ZM136 98V99H135ZM168 98V99H167ZM170 98V99H169ZM181 98V99H180ZM209 98H210V102H211V106L209 105V107H208V104L206 103V102H208L209 101ZM219 98V99H218ZM8 99V100H7ZM24 100V101H22L21 102V100ZM32 99H34V100H32ZM42 99V100H41ZM43 99H45V100H43ZM47 99H48V101L49 102H51L49 105L51 106L52 105V107H51V109H50V107H48V101H47ZM53 99H54V101H53ZM67 99V100H66ZM71 99V100H70ZM81 99L84 101H82L81 102ZM90 99V100H89ZM94 99V100H93ZM99 99V100H98ZM102 99H104V100H102ZM125 99H126V101H130L131 100V102H130V105H129V101L128 102H126L125 101ZM173 99V100H172ZM180 99V100H179ZM187 99V101H185V100ZM189 99V100H188ZM208 99V100H207ZM211 99H212V101H211ZM223 99V100H222ZM225 99V100H224ZM227 99H228V101H227ZM231 99H232V101H231ZM28 100V101H27ZM37 102H36V101ZM41 100V101H40ZM58 100L59 102L62 100L63 102L61 103H59L58 101V103L56 102V101ZM102 100V101H101ZM117 100H118V102H117ZM171 100V101H170ZM220 102H219V101ZM11 101V102H10ZM46 101V102H45ZM64 101H68L67 103L66 102H64ZM89 101V102H88ZM104 101V102H103ZM149 101H148V103H149ZM168 101V102H167ZM177 101H179V103L177 102ZM183 101V102H182ZM193 101V102H192ZM216 101V102H215ZM223 101V102H222ZM8 102H10V104L8 103ZM24 102H27V103H25L24 104ZM38 102H40V103H38ZM43 102V103H42ZM48 102V103H47ZM74 102V103H73ZM81 102V103H80ZM93 103L94 102V105H97V107L99 108L101 105L100 104H102L103 105V103H104V106H101L100 108L102 109L103 107L105 108V102L107 103V105H106V108L102 111L100 108L98 109L97 107H94V105L93 104H91V103ZM96 102H97V104H96ZM99 102H101V103H99ZM188 103V104H184V103ZM192 102V103H191ZM210 102H208L209 104H210ZM215 102V103H214ZM219 102V103H218ZM4 103H6V104H4ZM13 105H12V104ZM17 103V104H16ZM18 103H20V105L18 104ZM22 103V104H21ZM30 103H32V105L30 104ZM37 105H36V104ZM42 103V104H41ZM44 103H45V105H46V107L44 106V108L42 107V105H44ZM54 103V104H53ZM57 103V104H56ZM76 103V104H75ZM99 103V104H98ZM110 103V105H108ZM127 103V104H126ZM182 103V104H181ZM191 103V104H190ZM204 103H206V105L204 104ZM8 104V105H7ZM27 104V105H26ZM56 104V105H55ZM66 104V105H65ZM78 104V105H77ZM81 104V105H80ZM124 104V105H123ZM125 104L127 105V106H125ZM170 104V105H169ZM178 104V105H177ZM181 104V105H180ZM217 105V106H214V105ZM219 104V105H218ZM34 105V106H33ZM40 105V106H39ZM53 105H55V107L53 106ZM68 105H70V106H68ZM72 105V106H71ZM74 105V106H73ZM83 105V106H82ZM92 106L93 108H95V109H93L92 107L91 108H89L90 106ZM99 105V106H98ZM129 105V106H128ZM183 106L184 107V105L186 106L185 107V109L186 110H180L181 108L180 107H178V108H176L177 106ZM189 105V106H188ZM221 105V106H220ZM36 106H39V107H37L36 108ZM65 106V107H64ZM87 106V107H86ZM118 106V107H117ZM218 106H220V107H218ZM224 106V107H223ZM6 107V108H5ZM16 107V108H15ZM22 107V108H21ZM24 107V108H23ZM40 107H42L43 109H44V111H43V109L42 108H40ZM48 107V108H47ZM76 107V108H75ZM79 107H81V109L79 108ZM109 107H111V109L114 111V109L116 110V112H115V114H114V112L109 108ZM113 107V108H112ZM126 107V108H125ZM171 107V108H170ZM211 107L214 109V111H213V109L211 110ZM32 108V109H31ZM39 108V109H38ZM45 108L46 109H48V111L46 110L45 111ZM53 108V109H52ZM68 108H70V109H68ZM79 108V109H78ZM88 108H89V110H88ZM98 110H97V109ZM148 108L150 109V110H148ZM180 108V109H179ZM206 108V109H205ZM207 108H208V110H207ZM216 108V109H215ZM17 109V110H16ZM55 109H57L56 111H55ZM64 110V109H66V110H64L63 111V113H62V110ZM72 109H73V111H72ZM95 111V110H97L96 111V113L93 111V110ZM118 109V110H117ZM161 109H163V110H161ZM178 109V110H177ZM203 109H204V111H203ZM209 109H210V111H211V113L210 112H208L209 111ZM4 110V111H3ZM23 110V111H22ZM24 110H25V112H24ZM38 110H39V113H38ZM40 110H42V111H40ZM50 110H52V111H50ZM77 110H79V111H77ZM92 110V111H91ZM110 110V111H109ZM153 110V111H152ZM15 111V112H14ZM22 111V112H21ZM34 111H36V112H34ZM55 111V112H54ZM60 111V112H59ZM66 111V112H65ZM77 111V112H76ZM82 111V112H81ZM101 113H100V112ZM112 111V112H111ZM127 112V116L129 117H126L125 118V116H126V112ZM148 111H150L149 113H148ZM151 111H152V113H151ZM208 113H207V112ZM218 111V112H217ZM21 112V113H20ZM29 112H32L31 114L29 113ZM44 112V113H43ZM48 112H50V113H48ZM52 112H53V114H52ZM81 112V113H80ZM100 114H99V113ZM108 112V113H107ZM109 112L113 115H109ZM123 114H122V113ZM164 112V113H163ZM187 112V114H185ZM204 112H205V114L207 113V116L204 114ZM55 113V114H54ZM88 113V114H87ZM90 113V114H89ZM105 113V114H104ZM117 113V114H116ZM118 113H120V114H118ZM153 113H154V115H153ZM158 115H157V114ZM167 113V114H166ZM169 113V114H168ZM173 114V115H171V114ZM206 116V117H208L207 119H206V117L204 116L203 117V114ZM213 113V114H212ZM23 116H22V115ZM44 114H46V115H44ZM57 114H58V116H57ZM68 116H67V115ZM70 114V115H69ZM80 114V115H79ZM87 114V115H86ZM94 114H95V116H94ZM96 114H97V116H96ZM106 114H108V115H106ZM164 114H166L165 116L167 117V118H165V116H164ZM211 114V115H210ZM217 114V115H216ZM218 114H219V117H218ZM21 115V116H20ZM65 117H64V116ZM99 115V116H98ZM119 115V116H118ZM152 115V116H151ZM157 117H156V116ZM160 115H161V117H160ZM171 115V116H170ZM181 115H184V116H181ZM208 115H210V117H212L211 119H210V117L208 116ZM220 115H223V116H220ZM57 116V117H56ZM71 116V117H70ZM74 116H76V117H74ZM102 116V117H101ZM116 118H115V117ZM164 116V117H163ZM5 117V118H4ZM55 117V118H54ZM62 117V118H61ZM68 117V118H67ZM78 117V118H77ZM91 117V118H90ZM99 119H98V118ZM119 117V119H117ZM172 117V118H171ZM177 117V118H176ZM225 119H224V118ZM7 118V119H6ZM35 118V120L33 121V119ZM37 118H38V121H37ZM53 118V119H52ZM67 118V119H66ZM75 118H77V119H75ZM84 118V119H83ZM90 118V119H89ZM100 118H104V119H100ZM113 118V119H112ZM115 118V119H114ZM144 118V119H143ZM155 118V119H154ZM165 118V119H164ZM205 118V119H204ZM5 119V120H4ZM56 119V120H55ZM77 121H75V120ZM94 119V120H93ZM96 119V120H95ZM112 120V122H111V120ZM143 119V120H142ZM158 119V120H157ZM224 119V120H223ZM11 120V121H10ZM17 120V121H16ZM28 120V121H27ZM68 121V123H66L67 121ZM70 120V121H69ZM73 120H74V122H76V124L73 122ZM86 120H87V123H86ZM91 120V121H90ZM95 121V122H93V121ZM99 120V121H98ZM102 120V121H101ZM104 120V121H103ZM127 120V121H126ZM162 120V121H161ZM177 120V122H175ZM207 120H208V123H207ZM13 121V122H12ZM35 121L37 122V123H35ZM45 123H44V122ZM51 122V123H49V122ZM59 121V122H58ZM80 121V122H79ZM107 121V122H106ZM108 121H110L112 124H110V122H108ZM117 121V122H116ZM125 122V123H121V122ZM158 121H159V123H158ZM164 121V122H163ZM180 121V122H179ZM211 121H213V122H211ZM216 121V122H215ZM34 122V124H32ZM42 122V123H41ZM105 122V123H104ZM120 122V123H119ZM155 122H156V125H155ZM163 122V123H162ZM174 122H175V124H174ZM179 122V124H176V123H178ZM201 124H200V123ZM210 122V123H209ZM3 123V124H2ZM16 123V124H15ZM42 125V126H39L40 124ZM65 123V124H64ZM84 123V124H83ZM98 123V124H97ZM102 123V124H101ZM108 123V124H107ZM141 123H143V125H140ZM153 123V124H152ZM36 124V125H35ZM46 124V125H45ZM50 124V125H49ZM53 124V125H52ZM60 124H62V125H60ZM80 124V125H79ZM95 124H96V126L98 127V128H96V126H95ZM100 124V125H99ZM113 124H114V126H113ZM116 124V125H115ZM125 124V125H124ZM25 125V126H24ZM35 125V126H34ZM45 125V126H44ZM82 125H84V126H82ZM86 125H87V127H86ZM94 127L93 129H92V126ZM107 125V126H106ZM109 125H112L113 126V129H115L116 131H117V134H116V132H115V134H114V131H113V129H112V126H109ZM119 125V126H118ZM121 125H124V126H122L123 127V129H122V127H121ZM145 125H147L146 126V128H145ZM155 125V126H154ZM4 126V127H3ZM23 126V127H22ZM77 126V127H76ZM79 126H81L80 128H79ZM109 126V127H108ZM153 126V127H152ZM2 127L4 128V129H2ZM48 127H50L49 129H48ZM62 127V128H61ZM69 127H71V128H69ZM116 127V128H115ZM169 127L170 128H174V129H172V131L173 132H171L170 130L171 129H169ZM221 127V130H219V128ZM14 128V129H13ZM17 128V129H16ZM20 128V129H19ZM32 128V129H31ZM41 128H43V129H41ZM84 128V129H83ZM88 130V131H86V129ZM102 128V129H101ZM109 128V130H112L111 132H109V131H107L106 129H108ZM111 128V129H110ZM149 129V131L151 130V134H149V135H147L148 133H149V131H148V129ZM151 128V129H150ZM195 130H194V129ZM207 128H209L208 130L210 131V129H211V131L208 133V132H206V131H208L207 130ZM37 129V130H36ZM55 129V130H54ZM57 129V130H56ZM61 129H63V130H61ZM68 129V130H67ZM79 129V130H78ZM80 129H82V130H80ZM97 129V130H96ZM100 129V130H99ZM138 129V130H137ZM147 129V130H146ZM152 129H154V131H152ZM157 129H158V131H157ZM169 130V135L168 134H166V136H167V138H165V133H167V131ZM197 129H200L199 131L197 130ZM203 129H205V130H203ZM30 130L31 131H33V132H30ZM141 130V134L140 133H138L139 131ZM143 130H145V132L143 131ZM162 130V131H161ZM163 130H164V133H163ZM202 130H203V132H202ZM214 130H216V131H214ZM217 130H218V132H217ZM28 133H26V132ZM42 131V132H41ZM49 131V132H48ZM54 131H57V132H54ZM61 131V132H60ZM70 131V132H69ZM72 131V132H71ZM83 131H85L84 133H83ZM99 131H102L101 133L99 132ZM146 131H148V132H146ZM156 131V132H155ZM5 132V133H4ZM12 132V133H11ZM66 132H68L67 134H69V135H67L66 134ZM75 132V133H74ZM113 132V133H112ZM203 134H202V133ZM4 133V134H3ZM12 134V135H10V134ZM20 133V134H19ZM22 133V134H21ZM30 133H32V134H30ZM65 133V134H64ZM70 133H72L73 134V136H72V134H70ZM88 133V134H87ZM98 133V134H97ZM143 133V134H142ZM145 133H146V135L148 136H146L145 135ZM156 133H159L157 136H159V137H157L156 136ZM201 133V134H200ZM24 134V135H23ZM37 134V135H36ZM58 134H60V135H58ZM63 134V135H62ZM86 134V135H85ZM91 134V135H90ZM95 134H96V136H95ZM100 134V135H99ZM105 134H107L108 136H107V138H106V135ZM205 134H206V136H205ZM209 134H210V136H209ZM10 135V136H9ZM18 135V136H17ZM29 135V136H28ZM47 135V136H46ZM99 135V136H98ZM140 135H141V137H140ZM144 136V139H142L143 138V136ZM155 135V136H154ZM163 135V136H162ZM203 135V136H202ZM215 137H213V136ZM27 136V137H26ZM33 136V137H32ZM36 136H37V138H36ZM41 136V137H40ZM46 136V137H45ZM64 136V137H63ZM70 136V137H69ZM75 136V137H74ZM80 136L81 137H84V138H80ZM87 136V137H86ZM101 136H104L106 139H104V137H101ZM110 136V137H109ZM117 136H120L119 138H117ZM137 136V137H136ZM145 136L147 137V138H145ZM173 135H171V137H172ZM4 137V138H3ZM13 137V138H12ZM23 137V138H22ZM31 137L33 138L32 140H31ZM102 138L101 139V141H100V139L99 138ZM153 137V138H152ZM158 138V140L156 139V138ZM204 137H206L207 138V140L205 139L204 140ZM209 137H213L214 138V140H213V138H212V140H211V138H209ZM11 138H12V140H11ZM16 138V139H15ZM29 138V140H26V139H28ZM36 138V139H35ZM41 140H40V139ZM45 138V139H44ZM68 139V141H66L67 139ZM71 140H70V139ZM73 138V139H72ZM76 140H75V139ZM89 138V139H88ZM108 138H109V140H108ZM159 138H161V139H159ZM198 138V139H197ZM202 138V139H201ZM2 139V140H1ZM23 139V140H22ZM49 139V140H48ZM53 139V140H52ZM82 139V140H81ZM86 139H88V140H86ZM91 139V140H90ZM119 139V140H118ZM139 139L141 140V142L139 141ZM146 139H147V143H146ZM156 139V140H155ZM167 141H166V140ZM187 139V140H186ZM189 139V140H188ZM25 140V141H24ZM31 140V141H30ZM44 140V141H43ZM73 140V141H72ZM78 140V141H77ZM86 140V141H85ZM102 140H104V141H102ZM113 140V141H112ZM165 140V141H164ZM209 140V141H208ZM210 140H211V142H210ZM14 141V142H13ZM38 141H39V143L41 144H39L38 143ZM72 141V142H71ZM77 141V142H76ZM100 141V142H99ZM151 141V142H150ZM157 141V142H156ZM185 141H188V143H189V146H188V144L185 142ZM191 141H194V143H192L191 144ZM196 141V142H195ZM19 142V143H18ZM35 142V143H34ZM76 142V143H75ZM85 142V143H84ZM92 142H93V144H92ZM103 142V143H102ZM104 142H107V143H105L104 144ZM109 142V143H108ZM117 142V143H116ZM138 142H139V144H138ZM163 142V143H162ZM166 142V143H165ZM209 142V143H208ZM215 142V141H214ZM262 143H260L259 144V147H258V151H254L253 152V154L247 159V162L248 161H250L251 159H253V160H251V161H253L252 163H251V161H250V163L248 162H246L245 163V165H244V167L241 169V173L238 175L239 176V181L236 179V181H238V182H236V185H234L232 188V192H236V188L238 187V186H241L242 185V183L241 182H243V184L244 183H246V181L248 180V178H250L251 176V171H254V170H252V169H254V167L256 166V164H260L261 162H264V147H263V149H262V145L264 144V140L263 141H261ZM22 143V145H20ZM26 143V144H25ZM67 143H69V145L67 144ZM91 143V144H90ZM97 143V144H96ZM120 143V142H119ZM118 143V144H119ZM137 143V144H136ZM145 143V144H144ZM157 143V144H156ZM158 143H159V145H158ZM195 143H198V145L197 144H195ZM19 144V145H18ZM29 144V145H28ZM71 144L73 145V147L71 146ZM78 144V145H77ZM81 144V145H80ZM84 144V145H83ZM109 144H114L113 146H116V148H114V149H116V150H114L113 148H111V145L109 146ZM142 144V145H141ZM166 146H164V145ZM167 144H168V146H167ZM186 144V145H185ZM195 144V145H194ZM25 145V146H24ZM26 145H28V147L26 146ZM33 145H35V146H33ZM75 145V146H74ZM91 145H93V146H91ZM107 145V147H105ZM132 145H135V146H137V148L139 147V149L141 148V151L140 150H137V148L136 147H132L131 148V146ZM144 145V146H143ZM148 145V146H147ZM153 145V146H152ZM162 145V146H161ZM185 145V146H184ZM191 145H194V146H191ZM23 146V147H22ZM69 146V147H68ZM78 146L80 147V148H78ZM108 146H109V149H108ZM141 146V147H140ZM142 146H143V149H142ZM158 148H157V147ZM188 146V147H187ZM200 146V147H199ZM264 146V145H263ZM20 147H22V148H20ZM82 147H84L85 149H86V151H85V149L83 148V150H82ZM144 147H145V149H144ZM156 147V148H155ZM168 147V148H167ZM36 148V149H35ZM129 148L127 149V150H129ZM149 148H150V150H149ZM164 148H167L165 151H167V153L166 152H162V151H164ZM199 148V149H198ZM201 148V149H200ZM211 149V150H208V149ZM259 148L261 149V150H259ZM26 149V150H25ZM28 149V150H27ZM32 149V150H31ZM96 149V151H98V153H100V154H102V152H105L104 154H102V155H99V154H96V153H92L94 150ZM100 149H103V150H101V151H99ZM106 149H108V150H110L109 152H108V150H106ZM152 149H154L155 151H151ZM162 149V150H161ZM179 149V150H180ZM204 149V150H203ZM30 150V151H29ZM89 150V151H88ZM90 150H91V152H90ZM112 150V151H111ZM142 150H143V152H144V154H142L141 152H142ZM148 150V151H147ZM198 150H200V151H198ZM202 150V151H201ZM208 150V153L206 152ZM263 150V151H262ZM23 151V152H22ZM30 153H29V152ZM96 151H94V152H96ZM114 151H117V152H114ZM194 153H193V152ZM205 151V152H204ZM25 152H28V155L29 154H32V155H29V157H28V155L25 153ZM72 152L74 153V154H72ZM111 152L113 153L114 152V155L113 154H111ZM137 152H138V154H137ZM139 152L141 153V156L139 155ZM146 152V153H145ZM157 152V153H156ZM162 152V153H161ZM192 154H191V153ZM200 152V153H199ZM209 152H210V154H209ZM20 153H22L23 154V157H21L20 158ZM26 154V156H25V154ZM39 153H41V154H39ZM83 155H82V154ZM85 153V154H84ZM107 153V154H106ZM111 154V155H109V154ZM118 154L117 156H116V158H114V156L116 155V154ZM133 153V154H132ZM150 153H153V155L154 156H152V154H150ZM174 154V156H173V154ZM197 153V154H196ZM205 153V154H204ZM257 153V154H256ZM263 153V154H262ZM18 154V155H17ZM72 154V156H70ZM76 154V155H75ZM106 154V155H105ZM135 154V155H134ZM149 154L153 157V158H151V156L149 157ZM182 154H183V156H182ZM196 154V155H195ZM200 155V159H199V155ZM201 154H203V155H205V158L203 157V155H201ZM3 155V156H2ZM34 155V156H33ZM40 155H41V157H40ZM75 155V156H74ZM78 155V156H77ZM93 155H95V156H93ZM97 155V156H96ZM108 155V156H107ZM139 155V156H138ZM142 155H143V157H142ZM146 155V156H145ZM147 155H148V157H147ZM257 155V156H256ZM22 156V155H21ZM30 156L32 157V158H30ZM66 156H68L67 158H69V159H67L66 158ZM70 156V157H69ZM77 156V157H76ZM81 156V157H80ZM83 156H84V158H83ZM93 156V157H92ZM98 156H99V158H101L102 156H104V159L106 158V160H104V161H102L103 160V157H102V159H98ZM146 158H145V157ZM162 156V157H161ZM182 156V158L184 157V156H186L185 158H180V157ZM6 157V158H5ZM17 157H19L18 159H17ZM74 157V158H73ZM81 158L80 160H79V158ZM92 157V158H91ZM135 157H136V159H135ZM165 157V158H164ZM197 157H198V159H197ZM27 158H29V159H27ZM34 158V159H33ZM91 158V159H90ZM97 159L98 160V162H97V160L95 161V160H93V161H95L94 163H93V161H92V159ZM111 159V160H109V159ZM129 158V159H128ZM135 159V160H133V159ZM140 158V159H139ZM143 158V159H142ZM164 158V159H163ZM194 158H196V159H194ZM207 158H208V160H207ZM259 158V159H258ZM27 159V160H26ZM37 159V160H36ZM67 159V160H66ZM78 159V160H77ZM90 159V160H89ZM118 159H119V161H118ZM123 161H122V160ZM131 159L133 160V162L131 161ZM150 159V160H149ZM153 159V160H152ZM155 159V160H154ZM162 159V160H161ZM166 159V160H165ZM194 159V160H193ZM206 159V160H205ZM209 159H211V160H209ZM256 161H255V160ZM3 160V161H2ZM19 160V161H18ZM24 160V161H23ZM25 160H26V162L27 161H29V162H27V164H25L26 162H25ZM100 160V161H99ZM117 160V161H116ZM120 160L123 162V163H121L120 162ZM129 160V161H128ZM144 160V161H143ZM149 160V161H148ZM165 160V161H164ZM168 160V161H167ZM182 160L184 161V163L182 162ZM191 160H193V161H191ZM200 160H203V161H200ZM2 161V162H1ZM11 161V162H10ZM32 161V162H31ZM37 161V162H36ZM40 161H42V162H40ZM86 161V162H85ZM88 161V162H87ZM106 161V162H105ZM111 161V162H110ZM115 161H116V163H115ZM125 161V162H124ZM155 161V162H154ZM166 161L167 162H169L168 164H166ZM173 161V162H172ZM4 162H5V164H4ZM24 162V167L26 168V167H28V168H26V169H24L23 170V167H21V166H23L22 165V163ZM36 164H35V163ZM118 162H120V163H118ZM131 162V163H130ZM148 162V163H147ZM157 162V163H156ZM177 162V163H176ZM181 164V166H180V164ZM188 162H191L190 164L188 163ZM18 163H19V166H18ZM20 163H21V165H20ZM29 163H33L32 164V166H30V168H29ZM67 163V164H66ZM82 163V164H81ZM85 163V164H84ZM87 163H89L91 166L89 167L88 165H87ZM99 163V165L97 166V164ZM111 163V166L112 165H115V169H114V167H112L111 169L112 170H110L109 168V164ZM114 163V164H113ZM124 163H125V166H126V168H124L125 166H124ZM134 163V167L133 166H130V165H132ZM147 163V164H146ZM155 163V164H154ZM165 164V166H164V168L166 167V169H163L162 167H163V165L162 164ZM195 165H194V164ZM200 163V164H199ZM209 163V164H208ZM11 164V165H10ZM30 164V165H31ZM69 164H70V166H69ZM94 164H96V165H94ZM101 164H102V166H101ZM123 164V165H122ZM128 164H130V165H127ZM154 166V165H156V166H154V167H152L151 168V166L152 165ZM162 166V167H160V165ZM170 164H172V165H170ZM173 164H175V165H173ZM179 164V165H178ZM185 165V166H183V165ZM189 164V165H188ZM198 164V165H197ZM262 164V163H261ZM4 165H6L7 166V168L4 166ZM9 165V166H8ZM26 165H28V166H26ZM35 165V166H34ZM68 167H67V166ZM87 165V166H86ZM93 165V166H92ZM121 165V166H120ZM137 165H139V168H138V166ZM168 165H170V166H168ZM176 165H177V167H176ZM191 165V166H190ZM200 165V166H199ZM209 165V166H208ZM41 166V167H40ZM63 168H62V167ZM66 166V167H65ZM94 166H96L95 168H94ZM101 166V167H100ZM108 166V167H107ZM142 166H143V168H142ZM147 166V167H146ZM188 168H187V167ZM190 166V167H189ZM194 166H195V168H196V166H197V169H195L194 168ZM254 166V167H253ZM260 166V165H259ZM19 167H20V169H22L21 171H20V169H19ZM34 167V168H33ZM36 167V168H35ZM71 167V168H70ZM119 167H121V168H123V169H121V168H119ZM129 167H130V169H129ZM132 167V168H131ZM173 168V171H172V168ZM179 167V168H178ZM181 167V168H180ZM184 167V171L185 172H181L182 170H180V169H182ZM6 170H5V169ZM65 168H67V170H68V172H67V170H65ZM145 168V169H144ZM158 168V169H157ZM161 168V169H160ZM194 168V169H193ZM199 168V169H198ZM246 170H245V169ZM252 168V169H251ZM260 168H262V166L260 167ZM33 169V173H31V175L29 174L30 172H32L31 170ZM96 169V170H95ZM116 169H118V170H116ZM126 169L130 172H128V171H126ZM139 169V170H138ZM142 169V170H141ZM166 170L167 172H164L163 170ZM186 169H187V171H186ZM188 169H190V170H188ZM193 169V170H192ZM248 169V170H247ZM250 169V170H249ZM263 169V168H262ZM26 170H28V171H26ZM39 172H38V171ZM94 170V171H93ZM101 170V171H100ZM103 170V171H102ZM106 170V171H105ZM115 170V171H114ZM120 170V171H119ZM126 171V174H125V172H123V171ZM162 170V172H161V174H160V171ZM169 170H170V172H169ZM177 170H178V172H177ZM193 172H192V171ZM26 171V174H24V172ZM35 171V172H34ZM75 171V172H74ZM92 171V172H91ZM98 171H100V173L98 172ZM108 171V172H107ZM109 171H110V173L112 174V172L114 171V176H113V174H112V178H111V180L113 181H111L110 180V177H111V175H108V174H110L109 173ZM118 171V172H117ZM192 172V173H189V172ZM200 171V172H199ZM204 171V173H202ZM246 171L248 172V173H246ZM249 171H250V173H249ZM5 172H7L6 174H5ZM16 172V173H15ZM27 172H28V174H27ZM37 172V173H36ZM65 172V173H64ZM120 172L122 173V174H120ZM134 172H136V173H134ZM137 172H138V174H137ZM142 172V173H141ZM156 172H157V174H156ZM164 172V173H163ZM177 172V173H176ZM259 172H262V171H259ZM108 173V174H107ZM129 173V174H128ZM155 173V174H154ZM163 173V174H162ZM188 173V174H187ZM194 173V174H193ZM203 174V175H200V174ZM2 174V175H1ZM15 174V175H14ZM21 174H23V175H21ZM65 174V175H64ZM74 174V175H73ZM81 174V175H80ZM102 174V175H101ZM131 174H132V176H131ZM136 174V175H135ZM158 174H160V175H158ZM167 174V175H166ZM170 174V175H169ZM177 174V175H176ZM186 174V175H185ZM198 174V175H197ZM245 174H248L247 176H245L246 177V180H243V179H245V177H243ZM250 174V175H249ZM252 174H253V172H252ZM4 175V176H3ZM14 175V176H13ZM29 175V176H28ZM89 175H91L90 177H91V179H90V177H89ZM101 175V176H100ZM108 175V176H107ZM117 175V176H116ZM120 175V176H119ZM139 175V176H138ZM142 175V176H141ZM165 175H166V177H165ZM174 175L175 176H181V175H183V176H185L184 178H182V179H184V180H182L181 179V177H183V176H181V177H175L174 178ZM192 175V176H191ZM194 175V176H193ZM196 175V176H195ZM22 176V177H21ZM27 176H28V178H27ZM30 176H31V178H30ZM59 176H62V177H59ZM64 176V177H63ZM77 176V177H76ZM87 176L89 177V178H87ZM104 176V177H103ZM123 176V177H122ZM136 176V177H135ZM144 176V177H143ZM148 176V177H147ZM170 176V177H169ZM188 176H190V177H188V179H187V177ZM198 176V177H197ZM240 176H241V178H240ZM8 177V178H7ZM26 177V178H25ZM68 177V178H67ZM70 177V178H69ZM99 177V178H98ZM115 177V178H114ZM117 177V178H116ZM120 177V178H119ZM127 178V180H126V178ZM139 177V178H138ZM147 177V178H146ZM163 177V178H162ZM168 177V178H167ZM194 179H192V178ZM22 178H24V179H22ZM61 178V179H60ZM79 180H78V179ZM102 178V179H101ZM108 178V179H107ZM122 178H125V180L123 179L122 180ZM144 178V179H143ZM146 178V179H145ZM149 178V179H148ZM154 178V179H153ZM162 178V179H161ZM164 178H166V179H164ZM171 178V179H170ZM174 180H173V179ZM179 180H178V179ZM187 180H186V179ZM238 178V177H237ZM28 181H26V180ZM61 181H60V180ZM67 181H66V180ZM71 180V182H69L70 180ZM74 179V180H73ZM84 179V180H83ZM114 179V180H113ZM135 179V182L133 181ZM140 179H141V182H140ZM24 180L26 181V182H24ZM56 180H59L60 181V183L58 182V181H56ZM62 180H64L63 182H62ZM96 180V181H95ZM118 180V181H117ZM139 180V181H138ZM149 180V181H148ZM153 180H156V182H157V184H156V182L155 181H153ZM165 180H168V181H165ZM176 180H178V183L177 182H175L176 184H178L179 185V183H180V185H179V188L181 189H177L178 187H177V185L174 183V184H172L173 183V181H176ZM181 180H182V182L183 181H185V182H183V183H185V184H181L182 182H181ZM200 180V179H199ZM240 180H242L241 182H240ZM4 181V182H3ZM6 181V182H5ZM16 181V182H15ZM88 181V182H87ZM94 181V182H93ZM110 181V182H109ZM121 181V182H120ZM128 181V182H127ZM138 183H137V182ZM146 181V182H145ZM169 181H170V183H169ZM188 181H189V183H188ZM56 182H58V183H56ZM75 182V183H74ZM104 182V183H103ZM108 182V183H107ZM112 182V183H111ZM117 182V183H116ZM125 182V183H124ZM133 182V183H132ZM152 182V183H151ZM154 182V183H153ZM159 182V183H158ZM164 182V183H163ZM168 182V183H167ZM172 182V183H171ZM6 183V184H5ZM20 183V184H19ZM56 185H55V184ZM63 183V184H62ZM69 183H71V185L69 184ZM72 183H74V184H72ZM84 183V184H83ZM119 183V184H118ZM124 183V184H123ZM128 183V184H127ZM130 183V184H129ZM141 183H143V184H141ZM187 183V184H186ZM239 183H241V184H239ZM61 184V185H60ZM91 184V185H90ZM103 184H104V186H103ZM111 184V185H110ZM116 184V185H115ZM133 185L134 187H135V185H138L137 186V188L135 189V188H133V186H130V185ZM149 184V185H148ZM163 184V185H162ZM165 184V185H164ZM168 184V185H167ZM170 184H171V186H170ZM237 184H239V185H237ZM6 185V186H5ZM10 185V186H9ZM15 185V187L13 188V186ZM21 187H20V186ZM25 185V186H24ZM85 185V186H84ZM89 185V186H88ZM99 185H102V186H100L99 187ZM108 185V186H107ZM110 185V186H109ZM119 185H121V187L119 186ZM124 185V186H123ZM151 185V186H150ZM153 185H155V186H153ZM161 185V186H160ZM176 185V186H175ZM185 185V186H184ZM3 186V187H2ZM8 186H9V190L7 189L8 188ZM12 186V187H11ZM53 186V187H52ZM55 186H56V188H55ZM116 186V187H115ZM152 186H153V188H152ZM166 186V187H165ZM184 186V187H183ZM259 186H261V185H259ZM258 186V188H261V187H259ZM6 187V188H5ZM19 187V188H18ZM59 187V188H58ZM62 187H64V188H62ZM88 187V188H87ZM103 187V188H102ZM106 187H107V189H106ZM119 187H120V189H119ZM124 187V188H123ZM150 189H149V188ZM155 187V188H154ZM169 187V188H168ZM189 187V188H188ZM226 187V186H225ZM225 187H222V189L220 188L219 190H218V192H220V194L219 195H216L215 197H214V199H216V198H220V199H218V200H220V201H222L223 202V206L222 207H224L225 205V207H224V209L222 208V207H219V206H221V202H218V200H211V202L210 203H207V205L206 204H203V205H205V206H200V205H202V204H200L198 207H196V205L194 204V206L193 207H196V208H193V210L192 211H197L199 214L198 215H200L199 217L200 218H202V214H200V213H203V215H205L206 216V219H200L199 217L198 218H194V222L193 223H195V225H190L189 227L191 228V230L193 231L194 229V231L195 232H197V229L201 232V230H203L206 226H205V224L207 223V222H210V219L212 218L211 216V214L209 213V212H212V214H214L215 213V211L217 212L218 210L220 211V212H217V218L214 220V222L215 221H217L218 223L217 224H221V225H223L224 223L223 222H225L226 220V218H227V215L225 216V214L226 213H228V212H225L226 211V209L228 208L227 206H232V207H230V208H228L229 210H231L232 212H234V214H236V209H234V207H238L239 205H240V207L245 203H247V208H249V207H252V206H249L250 204L252 205V204H255V203H252V202H250V201H248L247 199L245 200L244 198H245V196H244V194L242 195L244 198H242L243 200H238L239 201V203L238 202H235L234 204H229L228 205V203H230L229 201V196H230V190H229V188L226 190H224V188ZM11 188H13L14 190H12ZM61 188V189H60ZM66 188V189H65ZM99 188V189H98ZM122 188V189H121ZM132 188V189H131ZM160 188V189H159ZM166 188H167V190H166ZM176 188V189H175ZM227 188V187H226ZM240 187H238V189H239ZM7 189V190H6ZM51 189V190H50ZM59 189V190H58ZM67 189H68V191H67ZM90 189V190H89ZM117 189V190H116ZM135 189V190H134ZM145 189V190H144ZM162 189V190H161ZM171 189V191H169V190ZM186 190V191H184V190ZM234 189H235V191H234ZM5 190V191H4ZM18 190V191H17ZM57 190V191H56ZM64 190H66L65 192L66 193H68V194H66V195H64L65 194V192H63ZM86 190V191H85ZM95 192H94V191ZM98 192H97V191ZM106 190V191H105ZM119 190V191H118ZM123 190V192L125 193H121V191ZM127 190V191H126ZM147 190V191H146ZM157 190V191H156ZM160 190V191H159ZM166 191V193L164 192V191ZM174 190V191H173ZM175 190H177V191H175ZM191 190V189H190ZM222 190V191H221ZM17 191V192H16ZM20 191V192H19ZM50 193H49V192ZM85 191V192H84ZM106 192V193H104V192ZM129 191V192H128ZM130 191L131 192H133V193H130ZM135 191H137V193L135 192ZM142 191V192H141ZM153 191H154V193H153ZM159 191V192H158ZM187 191H189V192H187ZM225 191H227V192H225ZM229 191V192H228ZM261 191V190H260ZM259 191V192H260ZM79 192V193H78ZM89 192V193H88ZM94 192V193H93ZM109 192V193H108ZM113 192H114V194H113ZM118 192H120V194L118 193ZM144 192V193H143ZM148 192V193H147ZM162 193V196H161V193ZM176 192V193H175ZM182 192V194H180V193ZM223 192V193H222ZM258 191H257V193H259ZM14 193V194H13ZM16 193V194H15ZM59 193V194H61L60 196H59V194L57 195V194ZM102 193H104V194H102ZM115 193L117 194L116 196H118V194H119V196L121 197H118V201L116 200V198L117 197H115ZM217 193V192H216ZM227 193V194H226ZM55 194V195H54ZM100 194V195H99ZM102 194V195H101ZM123 194V195H122ZM132 195V194H134V195H132V196H130V195ZM136 194V195H135ZM149 194V195H148ZM152 194V195H151ZM160 196H159V195ZM172 196H171V195ZM224 194L225 195H227V196H224ZM228 194H229V196H228ZM57 195V196H56ZM79 195H81V196H79ZM105 195V196H104ZM139 195V196H138ZM140 195H142V196H140ZM144 195H145V197H144ZM154 195V196H153ZM157 195V196H156ZM165 195H166V197H165ZM180 195H183V197L181 198V199H179L178 197H180ZM224 196V199H223V196ZM246 195V194H245ZM258 195V194H257ZM45 196V197H44ZM63 196H66V198L65 197H63ZM79 196V197H78ZM95 196V197H94ZM99 196V197H98ZM112 198H111V197ZM156 196V197H155ZM178 196V197H177ZM220 196V197H219ZM222 196V197H221ZM115 197V198H114ZM155 197V198H154ZM178 198V201H176L177 200V198ZM227 199H226V198ZM60 198H62V200L60 199ZM64 198L66 199L65 201H64ZM74 198H78V200H79V198H80V200H81V202H78V203H75L77 200L76 199H74ZM132 199V201H131V199ZM138 198V199H137ZM140 198V199H139ZM158 198V199H157ZM164 198V199H163ZM168 198L170 199V200H172L171 202L170 201H168ZM176 198V199H175ZM198 198H200L199 197V195L197 196V200H198ZM222 198V199H221ZM231 198V197H230ZM45 199V200H44ZM46 199H47V201H46ZM49 199V200H48ZM93 199H94V201H93ZM146 199V200H145ZM161 199V200H160ZM259 199H262V198H259ZM74 200H75V202H74ZM79 200V201H80ZM91 200V201H90ZM96 200V201H95ZM104 200V201H103ZM128 200V202L130 201V203H128V202H126ZM196 199H195V201H197ZM232 200V199H231ZM244 200L246 201V202H244ZM107 201V202H106ZM113 201V202H112ZM124 201V202H123ZM133 201H134V203H133ZM168 201V202H167ZM217 201V202H216ZM225 201V202H224ZM228 201V202H227ZM243 201V203H241ZM251 201H253V200H251ZM255 201V200H254ZM112 202V203H111ZM116 202H118V203H116ZM144 203V204H142V203ZM152 202V203H151ZM194 202V201H193ZM207 202H209V201H207ZM215 202V203H214ZM51 203V204H50ZM81 203V205H79ZM98 203H103L102 205L101 204H98ZM109 203V204H108ZM113 203H116V204H113ZM123 205H122V204ZM126 203V204H125ZM196 203V202H195ZM205 203V202H204ZM221 203V204H220ZM224 203H225V205H224ZM227 203V204H226ZM47 204V205H46ZM50 204V205H49ZM52 204H54V209H53V206H52ZM119 204V205H118ZM139 204H142V205H139ZM157 206H156V205ZM173 204V205H172ZM177 204V205H176ZM215 204V205H214ZM220 204V205H219ZM239 204V205H238ZM244 204V205H245ZM249 204V205H248ZM262 204H263V206H262ZM262 204L260 205L261 206V208L259 207L258 209H257V211H260V210H262V212L261 213H263V211H264V201L262 202ZM55 205L56 206H58V207H55ZM76 205V206H75ZM77 205H79V206H77ZM97 205H99V206H97ZM115 205H116V207H115ZM125 205H127V206H125ZM128 205H130L129 207H128ZM133 205H134V207H133ZM144 205V206H143ZM169 205H170V207H169ZM213 205V206H212ZM216 205H217V207H216ZM219 205V206H218ZM236 205V206H235ZM243 205V206H244ZM259 205V204H258ZM22 206L24 207V208H22ZM28 206V207H27ZM48 206V207H47ZM50 206H52V207H50ZM94 206V207H93ZM112 206V207H111ZM141 206V207H140ZM152 206V207H151ZM212 206V208L214 207V209L215 208H218V209H213L212 211L210 210L209 211V208ZM242 206V207H243ZM21 207V208H20ZM30 207V208H29ZM47 207V208H46ZM76 207V208H75ZM103 207V208H102ZM135 207L137 208V210L135 209ZM149 207V208H148ZM160 207V208H159ZM162 207H163V210H161L162 209ZM202 207H204V208H206V210L207 211H204V208H202ZM227 207V208H226ZM240 207H238L237 209H239ZM242 207L240 208V210H238L239 212L241 211V209H242ZM2 208V209H1ZM49 208H51L50 210H49ZM58 208V211H57V213H56V211H55V209H57ZM75 208V209H74ZM107 208V209H106ZM111 208V209H110ZM145 208V209H144ZM202 208V209H201ZM221 208V209H220ZM95 209V210H94ZM113 209L115 210V211H113ZM116 209H117V212H116ZM135 209V210H134ZM141 209V210H140ZM172 209V210H171ZM194 209H196V210H194ZM211 209V208H210ZM227 209V210H228ZM52 210H54L55 211V213H54V211L52 212ZM78 210H79V212H78ZM93 210H94V212H93ZM105 210V211H104ZM145 210V211H144ZM148 210H149V212H148ZM223 210H225V211H223ZM17 211V212H16ZM107 211V212H106ZM110 211V212H109ZM122 211V212H121ZM127 211V212H126ZM132 212V214H131V212ZM135 211V212H134ZM137 211V212H136ZM164 211V212H163ZM200 211V212H199ZM204 211V212H203ZM209 211V212H208ZM224 213V216L226 217H224L223 215H221V214H223L222 212ZM257 211H256V214H255V216L257 215V214H260V217L262 216V218H259V215H257L258 217H257V219H258V221L259 220H261L260 222H257V221H255L256 223H254V221H252V223H251V225H248V224H250L249 223V221H248V223L245 225L246 226V231H245V229H244V232H242L241 234H242V236H241V238L239 237V238H237L235 241H237V243H241V245H239V247H241V249H243L244 247H243V245H244V242H246V241H250V239L249 240H247V238H249L250 236H251V234H252V236H251V241H250V243H249V246H250V248H249V246H248V243L246 244L245 243V245H246V247L245 248H247V249H243L242 251H241V249H240V251H239V249L237 248L236 250H238V251H233L232 249L233 248H229L228 249V251L229 252H226V251H224L223 252V255L222 256H224V257H222V261H223V263L222 264H233L234 262H236L237 260V264H243L245 261V263L247 264H264V224H262V223H264V221L262 222V219H264V214H261L260 212L259 213H257ZM26 213V215H25V213ZM54 213V214H52V213ZM74 212H75V215H74ZM98 213L99 214V216H98V214L96 215V213ZM104 212V213H103ZM151 212V213H150ZM154 212V213H153ZM238 212V213H239ZM51 213V214H50ZM106 213L108 214L107 215V217H106ZM118 213V214H117ZM130 214V215H128V214ZM134 213V214H133ZM162 213V214H161ZM163 213H167V214H164L163 215ZM170 213V214H169ZM49 214L51 215V216H49ZM58 214V215H57ZM92 214H94L93 216H92ZM104 214V215H103ZM112 214V215H111ZM122 216H121V215ZM154 214V215H153ZM160 214V215H159ZM206 214H210V215H206ZM220 214V215H219ZM40 215H44V217L45 218H47V219H45L44 217H42L41 216V218L46 222V224L43 226V227H41V228H43V229H40V232L38 231V228H36V227H38L39 225H40V223H41V225H42V221L43 220H40V223L37 221V220H39V219H41L40 218ZM48 215V216H47ZM54 215H56L55 217H54ZM70 215V216H69ZM126 217H125V216ZM140 215V216H139ZM144 215V216H143ZM157 215V216H156ZM164 217H163V216ZM166 215H168V216H166ZM197 214L195 215V216H198ZM254 215V214H253ZM24 216H26V217H24ZM112 216V217H111ZM119 218H118V217ZM136 216V217H135ZM139 216V217H138ZM150 216H151V218H150ZM205 216H204V218H205ZM209 216V217H208ZM221 216V217H220ZM224 218H223V217ZM4 217V218H3ZM7 217V220L5 219ZM57 217V218H56ZM72 217V218H71ZM106 217V218H105ZM114 217H115V219H114ZM125 217V218H124ZM130 217V219H128ZM158 217V218H157ZM160 217V218H159ZM161 217H163V218H161ZM219 217V218H218ZM27 218H29V219H27ZM70 218V220H68ZM93 218H95L96 219V221H95V219L93 220ZM116 218H118V219H116ZM124 218V219H123ZM141 218H142V221H141ZM146 218V221L145 220H143V219H145ZM152 218H154V219H152ZM221 218H223V219H221ZM6 221H5V220ZM37 219V220H36ZM55 219V222L53 221ZM73 219L75 220V221H73ZM108 219V220H107ZM158 219V220H157ZM162 219V220H161ZM220 219V220H219ZM46 220H48V222L46 221ZM53 222V224H52V222ZM107 220V221H106ZM114 220H115V222H114ZM120 220H127L126 222L124 221V222H122V221H120ZM135 220L137 221V222H135ZM207 221V220H209V221H207L206 223H204L203 221ZM212 220V221H213ZM33 221L34 222H36L37 223V226H35L36 225V223H33ZM200 221V223H198ZM203 223H202V222ZM223 221V222H222ZM251 221V220H250ZM7 222V223H6ZM51 222V223H50ZM130 223V224H128V223ZM147 222V223H146ZM214 222H212V223H214ZM230 222V221H229ZM233 222L235 223L236 221H232L231 223H226V225L225 226H228V227H230L232 224H233ZM50 223V224H49ZM66 223L68 224V225H66ZM114 223V224H113ZM119 223V224H118ZM121 223H123L122 225H120ZM125 223L128 225V226H126L125 225ZM137 223V224H136ZM151 223V224H150ZM201 223L203 224V226L201 227L200 225H201ZM48 224H49V229L47 228L48 227ZM70 224V225H69ZM101 225V227H99L100 225ZM112 224L114 225V227L112 226ZM208 224V223H207ZM206 224V225H207ZM253 224H255V225H253ZM256 224H259V225H256ZM260 224H262V226L260 225ZM31 225V226H30ZM33 225H34V227H33ZM93 225V226H92ZM121 226V228H120V226ZM123 225H125V226H123ZM136 225H137V227H136ZM141 225H143L142 226V228H141ZM152 226V228H151V226ZM196 225H197V227H196ZM230 225V226H229ZM46 226V227H45ZM62 227V229L64 230V235H63V230H61V229H59V228H61ZM75 226V227H74ZM98 226V227H97ZM117 226V227H116ZM157 226V227H156ZM192 226V227H191ZM196 227V228H194V227ZM199 226H200V228H199ZM251 226H255V228L253 227H251ZM257 226V227H256ZM259 226H261L262 227V229H261V227H259ZM117 229H116V228ZM118 227H119V229H118ZM150 227V228H149ZM184 226L182 225V229L184 230V228H183ZM248 227V228H247ZM32 228V229H31ZM34 228V229H33ZM39 228H40V226H39ZM68 228V229H67ZM92 228V229H91ZM95 228H97L96 230H95ZM115 230H114V229ZM124 228V229H123ZM127 228H129V230H127ZM132 228V229H131ZM134 228H136V229H134ZM139 228V229H138ZM156 230H155V229ZM158 228V229H157ZM186 228V227H185ZM190 228H188L189 230H190ZM225 228V227H224ZM223 228V229H224ZM227 228V227H226ZM225 228V229H226ZM251 228V230L252 229H255L254 230V232L252 233V231H251V233L249 232L250 230H248V229H250ZM257 228H260L261 229V231H260V229L259 230H257ZM57 229H59V230H61L60 232L62 233H60L59 232V230L57 231ZM90 229V230H89ZM152 229H154V230H152ZM222 229V230H223ZM37 230V231H36ZM41 230L43 231V230H45L46 231V233H45V231L44 232H41ZM49 232H48V231ZM69 230V231H68ZM74 230V231H73ZM77 232H76V231ZM88 230V233L87 232H85V231H87ZM92 230V231H91ZM118 230V231H117ZM136 230V231H135ZM141 230H143V231H141ZM144 230H145V232H144ZM147 230V231H146ZM153 231V233L151 232V231ZM221 230V231H222ZM242 230H243V228H242ZM58 232V235L56 234L57 232ZM71 231V232H70ZM82 231V232H81ZM99 233H98V232ZM123 231V232H122ZM142 233H141V232ZM155 231V232H154ZM193 231V232H194ZM221 231H219V232H221ZM263 231V232H262ZM39 232V233H38ZM67 232V233H66ZM76 232V233H75ZM91 232V233H90ZM115 232V233H114ZM144 232V233H143ZM249 232V233H248ZM256 232L258 233V235L256 234ZM43 233H45L46 235H44ZM75 233V234H74ZM85 233V234H84ZM97 234V235H95V234ZM113 233V234H112ZM125 233V234H124ZM138 233V234H137ZM141 233V234H140ZM148 233H151L153 236L151 237V234H148ZM199 233V232H198ZM245 233V234H244ZM254 233L256 234L255 236H254ZM31 234H32V236H31ZM59 234H61V235H59ZM66 234V235H65ZM83 234V235H82ZM103 234V235H102ZM110 234H112L111 236H110ZM115 234V235H114ZM120 234V235H119ZM134 234V235H133ZM209 234V233H208ZM218 234H221V233H218ZM249 234V235H248ZM259 234H261V235H259ZM57 235V236H56ZM75 235V236H74ZM92 235H93V237H92ZM102 235V236H101ZM180 235V234H179ZM178 235V236H179ZM245 235V237H243ZM248 235V236H247ZM263 235V236H262ZM4 236H6V237H4ZM7 236H9V237H7ZM63 236V237H62ZM134 236V237H133ZM178 236H174L173 238H171L170 239V241L172 240L173 241V239H174V241L173 242H171V244L172 243H178V245H172V247H170L169 248V246H171V244H170V241L168 242L169 243V245H167L168 246V248L166 247L165 248V250H167V252L165 251V254L163 253L162 254V259H161V257L160 258H158V257H155V261H157L158 259H160V261H159V263L160 264H172L171 262H169V260H170V258H171V260H172V262L173 261H175V260H173L174 259V257L176 256L177 257V255H179V254H182L183 253V251H184V247H186V244H184V243H187L188 242V240H191V239H189V238H186V236L185 235H182V237L181 236H179V238H180V240L182 239L183 241L185 240V239H187V242H186V240L184 241V242H182V241H178L179 240V238H178V240H177V238L175 239V237H178ZM183 236H185V239H183ZM246 236H247V238H246ZM259 236V237H258ZM38 237V238H37ZM40 237V238H39ZM60 237V238H59ZM62 237V238H61ZM142 237L144 238V240L142 239ZM145 237H148V238H145ZM151 237V238H150ZM242 237H243V239H244V241H243V239H242ZM254 237L256 238V239H254ZM258 237V238H257ZM53 238L54 239H56V240H54V241H56V242H58L57 244H58V247H56L55 245H57V244H54V243H56V242H54L53 241ZM60 240H59V239ZM63 238H65V240L63 239ZM70 238H72V239H70ZM85 238V239H84ZM88 238V239H87ZM108 238L110 239V238H112V239H110L111 241H109L108 240ZM138 238V239H137ZM139 238L141 239L140 241H139ZM263 238V239H262ZM6 239V240H5ZM40 239V240H39ZM44 240V243H43V241L42 242H39V241H41V240ZM74 239V240H73ZM82 239H84V240H82ZM116 240V242H114L115 240ZM242 241H241V240ZM258 239H260V241L258 240ZM59 240V241H58ZM70 240V241H69ZM73 240V241H72ZM86 240V241H85ZM96 241L95 242V244H94V241ZM99 240V241H98ZM114 240V241H113ZM177 240V241H176ZM246 240V241H245ZM256 240V241H255ZM258 240V241H257ZM26 241V242H25ZM37 241V242H36ZM54 243H53V242ZM61 241H62V247H61V245H59L60 243H61ZM88 241V242H87ZM99 243H98V242ZM108 241V242H107ZM148 241V244L145 246V243L144 242H147ZM151 241V242H150ZM207 241V240H206ZM239 241V242H238ZM25 242V243H24ZM64 242V243H63ZM67 242V243H66ZM76 242H77V244H76ZM80 244H79V243ZM92 242H93V245H92ZM101 242V243H100ZM150 242V243H149ZM179 242H182V244L181 243H179ZM32 243V244H31ZM36 243V244H35ZM40 243V244H39ZM51 243V244H50ZM54 245H53V244ZM72 243V244H71ZM84 243V244H83ZM85 243H86V245H85ZM110 243H111V245H110ZM113 243V244H112ZM139 243V244H138ZM167 243V244H168ZM236 243V244H237ZM261 243V244H260ZM43 246H42V245ZM65 244V245H64ZM82 244V245H81ZM109 244V245H108ZM143 244V245H142ZM181 246H180V245ZM251 244H253V245H251ZM259 246H258V245ZM32 245V246H31ZM37 245V246H36ZM41 245V246H40ZM48 245H51L52 246V249L53 248H55V249H53L54 251L55 250H57V253H59V251H60V253L57 255L56 254V252L54 253V251H50L49 252V250H52V249H49L51 246H48ZM106 245V246H105ZM133 245V246H132ZM137 245V246H136ZM139 245V246H138ZM185 245V246H184ZM205 245V244H204ZM262 245V246H261ZM27 246H29L28 248H27ZM47 246H48V248H47ZM59 246L61 247V249H62V252H61V250H60V248H59ZM82 246H83V248H82ZM105 246V247H104ZM140 246H143V247H140ZM177 246V247H176ZM178 246H179V248H182V249H180L181 250V252L179 251V248H178ZM253 246V247H252ZM32 247V248H31ZM41 247V248H40ZM65 247V248H64ZM79 249H78V248ZM134 247V248H133ZM137 247V248H136ZM139 247V248H138ZM178 248V249H176V248ZM67 248V249H66ZM73 248V249H72ZM75 248V249H74ZM136 248V249H135ZM175 248V249H174ZM25 249V250H24ZM29 249H30V252H29ZM34 249V250H33ZM35 249H37V250H35ZM47 249V250H46ZM71 249V250H70ZM94 249V250H93ZM142 250V252H139L140 250ZM174 249V250H173ZM259 249L261 250V251H259ZM27 250V252H25ZM75 250V251H74ZM88 250V251H87ZM135 250V251H134ZM172 250V251H171ZM258 250V251H257ZM9 251V252H8ZM11 251V252H10ZM33 251H34V253H33ZM36 251H38V252H36ZM41 251V252H40ZM64 251H66V252H64ZM69 251V252H68ZM170 251V252H169ZM175 251H176V254H175ZM179 251V252H178ZM247 253H246V252ZM24 252V253H23ZM32 252V253H31ZM68 252V253H67ZM76 252H77V254H76ZM81 252V253H80ZM87 252V253H86ZM169 252V253H168ZM174 254H173V253ZM234 252V253H233ZM242 254H240V253ZM250 252V253H249ZM255 252V253H254ZM261 252H263L262 254H261ZM5 253H6V255H5ZM7 253H10V254H8L7 255ZM53 253V254H52ZM64 255H63V254ZM86 253V254H85ZM89 253H91V254H89ZM133 253V254H132ZM231 253V254H230ZM245 253V254H244ZM257 253V254H256ZM18 254V255H17ZM22 254H25V255H22ZM45 254V255H44ZM89 254V255H88ZM172 254V256H170ZM259 254H261V256L259 255ZM21 255V256H20ZM32 255V256H31ZM53 255H55L56 257H58V256H60V259H59V257L58 258H56V259H54L55 258V256H53ZM72 255V256H71ZM77 255V256H76ZM132 255V256H131ZM232 255H234V256H232ZM239 258H237L236 256ZM240 255V256H239ZM248 255V256H247ZM255 255H257L256 257H257V259H255L256 257H254ZM10 257V259L8 260V258ZM12 256V257H11ZM18 256V257H17ZM25 256V257H24ZM34 256V257H33ZM40 256V257H39ZM42 256H43V258H42ZM44 256H45V258H44ZM50 256L52 257V258H50ZM67 256V257H66ZM83 256V257H82ZM137 256V257H136ZM225 256H227L226 258H225ZM245 256H246V260L245 261H243L244 259H245ZM253 256V257H252ZM15 257V258H14ZM21 257V258H20ZM22 257H24V258H22ZM54 257V258H53ZM64 257V258H63ZM75 257H77V258H75ZM79 257V258H78ZM134 257H136V258H134ZM167 257V258H166ZM231 257H235V259L237 258V260H234V262H233V259L234 258H231ZM33 258V259H32ZM34 258L36 259V260H34ZM63 258V259H62ZM81 258V260H79ZM135 260V261H131V260H133V259ZM225 258V259H224ZM228 258H231V259H229L230 260V262H228L227 263V259ZM244 258V259H243ZM7 259V260H6ZM39 259V260H38ZM44 259V260H43ZM58 259H59V261H58ZM64 259H65V261H64ZM72 259V260H71ZM75 259H76V261H75ZM176 259V258H175ZM225 261H224V260ZM14 260V261H13ZM34 260V261H33ZM55 260V261H54ZM130 262H129V261ZM161 260H163L162 262H161ZM228 260V261H229ZM252 260V261H251ZM257 260V261H256ZM260 260V261H259ZM263 260V261H262ZM9 261V262H8ZM27 261H29V262H27ZM67 261V262H66ZM70 261H72V262H70ZM80 261V262H79ZM153 261V260H152ZM169 263H168V262ZM243 261V262H242ZM45 262V263H46ZM167 262V263H166ZM252 262V263H251ZM57 263H55V264H57ZM236 263H234V264H236Z\"/></svg>","mask_w":264,"mask_h":264},{"label":"bare ground","instance_id":"2","mask_svg":"<svg viewBox=\"0 0 264 264\" xmlns=\"http://www.w3.org/2000/svg\"><path fill=\"white\" fill-rule=\"evenodd\" d=\"M23 1V0H22ZM25 1V0H24ZM37 2V1H39V0H31V3L33 2ZM45 1V0H44ZM56 1V0H55ZM70 1V0H69ZM73 1V0H72ZM104 1L105 0H103L102 1V5H103V3H104ZM110 1V0H109ZM109 1H107V2H109ZM113 1V0H112ZM115 1H117V0H115ZM119 2H120V0H118ZM117 1V2H118ZM122 1V0H121ZM128 1V0H127ZM130 1V0H129ZM138 1V0H137ZM159 1V0H158ZM174 1V0H173ZM200 0H175L174 2H175V6H173L174 7V11L172 12V13H174V17H172V19H171V21L172 20H174L173 21V26H170L171 24H172V22H171V24L170 25H168V26H170V27H172L171 28V30L168 32V29H169V27L167 28V30L166 29H164V31L166 30L168 33H163L162 31H163V28H165V24H166V22L167 21H169V19L167 20V21H165V18L163 19L164 21H163V23H165L164 25L165 26H162L163 28H161L162 29V31L161 32H157V34H154V30H155V28L157 29L158 27H160L161 26V24H160V26H158V22H159V20H161L162 19V17L161 16H159V20L158 19H156L157 20V23H156V21H155V23L157 24V26L155 25V23L153 24V26L155 27H153L154 28V30H153V28H151L150 29V27H149V29L150 30H147V33H146V35H148V33L151 35L152 34V32L150 33V31L152 30L153 31V34H154V36L156 37V38H159L160 36H162V37H164L165 38V41H166V44H164V46L162 47V46H160V48H163L162 50L161 49H159L158 51H157V53H155L154 55H153V57L150 59V61H149V64H147L146 62H144V66L145 67H147V65H148V67H147V70H146V73H144L145 74V77H144V75L142 74L144 71H143V69H141L140 71H138V73H140L141 75H143V77L141 78V81H142V79H144L145 78V80H144V82L142 83L143 85H142V87H141V89H136V93H137V90L139 91V95L137 94V100H136V102H135V104H134V107L132 108L131 106L129 107L130 109H132V111L130 112L131 113V115H130V118L127 116V112H126V116H125V118L126 117H128L129 119V121H127L128 122V124L125 126V128L123 129V127L122 126H124L126 123L123 121V122H121L122 124L123 123H125L124 125H121V127H122V129L123 130H121V132L123 131V135H122V138L120 137V136H117V138H121V141H119L118 143H117V145H118V147H117V151H118V154H119V156H121V155H123V153L125 154L126 153V151H129L130 152V145L131 144H133V143H135V142H137L136 141V139L134 140L135 142H133V138H134V135H139V134H136L135 133V131H136V128H139V126L137 127V125H139V115L142 113V117H144V115H145V113L143 114V111L144 112H146V115H147V111L146 110H144V109H146L147 107H148V104H150V105H154L155 103H158V102H160L159 100H158V102L156 101H154V104L152 103H150V101H151V99L154 97V95L151 97V99H150V96H151V94H153L154 93V90H157L156 89V87L158 88H162V87H160L159 86V84H161V82L163 81L164 82V80L165 79H167V77L165 76V75H170V78H171V74L167 71V73L168 74H166L165 72H166V68H168V64H169V62L171 61V59L174 57V55L177 53V51L179 50V47L181 46V45H184L185 46V43H183L184 41L185 42H187L186 40V38H188L189 36H190V38L192 37V34H193V36H194V33H195V27L197 28V26H196V24H198V18H199V16L201 15V12L199 11V10H201V9H203V8H205L206 9V6L208 5V7L210 8L211 7V5H212V3H213V1L214 0H204L205 2H206V6L205 7H202V5L201 6H199V7H202V8H198V4H200L201 3V1L199 2ZM240 1V0H239ZM242 1V0H241ZM248 1H250V0H245V3L246 2H248ZM253 1V0H252ZM257 0H255V2H254V4L256 3V4H258L257 2H259V0L256 2ZM14 2V3H13ZM15 0H4L3 1V3H2V5H1V7H0V51L1 50H3L4 49V46H6V44L8 45V37H10L9 36V34L11 33V30L13 29V27H14V25H12V24H14L15 22H13L12 23V20H14L13 18V14H15L18 10V8H16V6L17 5H15L16 3H19V2H16ZM43 2V1H42ZM58 2H62L63 3V1H59L58 0ZM146 2H147V0H146ZM156 2V1H155ZM221 2V1H220ZM224 2V1H223ZM261 2V4L262 5H264V0H261L260 1ZM31 3H30V5H31ZM32 3V4H33ZM40 3V2H39ZM44 3V2H43ZM45 3H46V1H45ZM68 3V2H67ZM73 4H71V1H70V8H69V13L67 12V15L66 16H68V18L69 19H67V21L69 20V22H67V24H69V25H65L66 26V29H65V31L66 32H64V30H62L64 33H65V36H64V39H62L63 41H62V43H60V47H61V58H62V63H60V64H62L61 65V67H60V69L62 68L63 70H64V72H66V73H68V78L70 77V75H72L74 72V69L76 70V67H77V63H79L80 62V55H81V52L84 54V51L87 49L88 50V48L89 47H87L86 49H83V48H85V46H89V44L91 43V41H93L92 40V36H90V34L92 33V31L95 29V27L97 26V18H98V16L100 15V13L102 12V5H101V0H75V1H73L72 2ZM115 3V2H114ZM122 3H123V1H122ZM121 3V4H122ZM129 3V2H128ZM143 3V2H142ZM149 3H150V1H149ZM152 3V2H151ZM166 3V2H165ZM168 3V2H167ZM234 3V2H233ZM237 3V2H236ZM13 4L15 5V6H13ZM35 4L36 3H34L33 4V7L35 6ZM38 4V3H37ZM41 4V3H40ZM47 4V6L50 4L51 5V3H46ZM56 4V3H55ZM54 4V5H55ZM58 4V3H57ZM106 3H104V5H105ZM109 4H111V3H109ZM119 4V3H118ZM120 4V5H121ZM126 4H127V2H126ZM144 4V3H143ZM205 4V3H204ZM216 4V3H215ZM240 5H242L241 3H239ZM253 4V3H252ZM255 4V5H256ZM261 4L259 3V5H257L256 7H261ZM19 5V4H18ZM23 5H24V2H23ZM23 5H22V7H23ZM26 5V4H25ZM28 5V4H27ZM44 6H45V4H43ZM136 5V4H135ZM161 5V4H160ZM164 5V4H163ZM235 5V4H234ZM233 5V6H234ZM238 5V4H237ZM247 5H250V2H249V4H246V6H243L242 7V9H244V11H245V9H246V7H247ZM38 6V5H37ZM40 6V5H39ZM57 6V5H56ZM67 6V5H66ZM110 6V5H109ZM118 6V5H117ZM116 6V8H118ZM129 6V5H128ZM146 6V5H145ZM148 6V5H147ZM158 6V5H157ZM156 6V7H157ZM162 6V5H161ZM161 6H160V8H161ZM170 6V5H169ZM172 6V5H171ZM217 6V5H216ZM220 6V5H219ZM224 6V5H223ZM232 6V5H231ZM252 5H250V7H251ZM14 7H15V10H17V11H15L14 10ZM18 7V6H17ZM27 7V6H26ZM46 7V6H45ZM105 7H107L108 8V5L107 6H105ZM115 7V6H114ZM124 7H125V5H124ZM124 7L122 8V9H124ZM131 7V6H130ZM136 7V6H135ZM134 7V8H135ZM164 7L165 6H162V8L164 9ZM218 7V6H217ZM249 7V6H248ZM255 6H253L252 8H256ZM21 8V7H20ZM25 8V7H24ZM30 8V7H29ZM35 8V7H34ZM38 8V7H37ZM54 8H56V7H54ZM140 8H141V6H140ZM140 8H136V10H138V9H140ZM159 8V9H160ZM166 8H168L167 6L165 7V9ZM213 8V7H212ZM215 8V7H214ZM222 8V7H221ZM229 8V7H228ZM264 8V7H263ZM39 10L38 11H40L41 9L40 8H38ZM44 9V8H43ZM43 9H42V11H43ZM49 9V8H48ZM51 9V8H50ZM49 9V10H50ZM52 9H53V6H52ZM59 9V8H58ZM62 9V8H61ZM104 9V8H103ZM145 9V8H144ZM204 9V11H208V10H212L211 8L210 9H206L205 10ZM216 9V8H215ZM223 9V8H222ZM64 10V9H63ZM105 10H106V8H105ZM125 10V9H124ZM124 10H122V11H124ZM153 10V9H152ZM157 10V9H156ZM161 10V11H160ZM160 10H158L159 11V13L161 12L162 13V9H160ZM171 10V9H170ZM226 10V9H225ZM225 10H223L222 12H221V14H220V16H218V15H216L217 17H213V21L211 22L210 21V25H209V23H208V28L206 27V31H203V30H201L202 32H204L203 33V35H202V33H201V38L200 39H197V38H195L196 39V41H197V43H198V58H196L197 59V63H198V61H199V63H200V65H201V63H203L204 61H205V59H206V57L208 56L209 57V53L210 52H212L213 53V51H211V50H213V48H215V47H213L212 48V46H218V44H215L216 42H215V37H217V35H215L219 30L221 31V29H222V23H224V25L225 26H223V27H226V25H227V23L225 24V22H224V20H226L225 18L227 17H225L224 18V16H222V14L223 13H225V15H227L226 13H228V11H226V12H224ZM228 10V9H227ZM231 10V9H230ZM246 10H250V9H246ZM255 9H253V11H254ZM260 10V9H259ZM258 10V11H259ZM26 11H27V9H26ZM25 11V14L26 13H28V11L26 12ZM31 11V10H30ZM41 11V12H42ZM53 11H55V12H53V13H56V10L54 9ZM59 11V10H58ZM67 11V10H66ZM114 11H116V10H114ZM121 10H120V14H122L123 12H122ZM149 12H151L150 10H148ZM166 11V10H165ZM169 11V10H168ZM168 11H166V13L168 12ZM202 12H204L203 10H201ZM213 11H215V14H216V12H217V10H212V12ZM232 11V10H231ZM234 11H235V9H234ZM237 11H240V10H237ZM244 11H240L239 13H241L240 14V16H242V17H244L245 18V16H243V13L242 12H244ZM250 11H252V9L250 10ZM250 11H248V14L246 15V17L247 16H249L250 14H249V12ZM257 11V10H256ZM32 12V11H31ZM34 12V11H33ZM44 13H45V11H43ZM64 12V11H63ZM105 13H106V11H104ZM103 12V13H104ZM109 12H111L110 10H109ZM129 12V11H128ZM128 12H126V13H128ZM133 12V11H132ZM211 12V11H210ZM209 12V14H210V16H211V13ZM245 12H247V11H245ZM244 12V15L246 14ZM255 12V11H254ZM18 13V12H17ZM30 13V12H29ZM47 13V12H46ZM51 13H52V10H51ZM102 13V14H103ZM117 13V12H116ZM133 13H135V11L133 12ZM157 13V12H156ZM160 13V14H161ZM205 13V12H204ZM218 13V12H217ZM235 13V12H234ZM238 13V12H237ZM238 13V14H239ZM251 13V12H250ZM257 13H259V12H257ZM57 14V13H56ZM56 14H55V16H56ZM59 14V13H58ZM112 14V13H111ZM119 14V15H120ZM136 14H138V13H136ZM135 14V15H136ZM143 14V13H142ZM151 14V13H150ZM150 14H149V16H150ZM159 14V15H160ZM162 14H165L164 13V11H163V13ZM161 14V15H162ZM169 14V13H168ZM203 14V13H202ZM209 14H208V16H209ZM219 14V13H218ZM232 14V13H231ZM263 14V13H262ZM27 16H28V14H26ZM25 15V16H26ZM33 15H35V14H33ZM38 15V14H37ZM39 15H40V12H39ZM45 15V14H44ZM44 15H43V17H44ZM51 15V14H50ZM62 15H63V13H62ZM166 15V14H165ZM173 15V14H172ZM234 15V14H233ZM261 15V14H260ZM15 16V15H14ZM24 15H22L21 17L22 18H24V19H27L26 17H25ZM42 16V15H41ZM46 16V15H45ZM49 16V15H48ZM47 16V17H48ZM116 16V15H115ZM117 16H118V14H117ZM130 16V15H129ZM203 16V15H202ZM202 16L200 17V18H202ZM205 16V15H204ZM208 16H205V18L207 17L208 18ZM230 16V15H229ZM237 16V15H236ZM251 16H252V14H251ZM253 16H255V18H256V16H259V15H257L256 14V12H255V15H253ZM253 16H252V19L251 20H253L254 18H253ZM13 17V18H12ZM30 15H29V17H28V19L30 20H26V21H28V22H31V19H30ZM33 17H35V16H33ZM32 17V18H33ZM58 18H60L59 17V15L57 16ZM142 17V16H141ZM143 17H145V16H143ZM163 17H166V16H164L163 15ZM168 17V16H167ZM224 18V20H223V18ZM230 17H232V15L230 16ZM229 17V18H230ZM238 17V19L240 18L239 16H237ZM241 17V18H242ZM38 18H39V16H38ZM38 18H37V20H38ZM49 18H51V17H49ZM62 18H64V17H62ZM118 18V17H117ZM130 18V17H129ZM149 18V17H148ZM147 18V19H148ZM161 18V19H160ZM170 18H171V16H170ZM174 18V19H173ZM200 18H199V20H200ZM204 18V19H205ZM215 18V19H214ZM240 18V19H241ZM251 18V17H250ZM24 19H22L23 20V27L25 26L24 24H28V22H26V23H24L25 21H24ZM34 19V18H33ZM32 19V20H33ZM146 19V20H147ZM155 19V18H154ZM203 19V18H202ZM201 19V20H202ZM210 19V18H209ZM236 19V18H235ZM235 19H231V20H233L234 21V23L236 24L237 22H235ZM246 19V18H245ZM244 19V20H245ZM21 20V21H22ZM36 20V21H37ZM45 20H46V17H45ZM49 20H51V19H49ZM61 20V19H60ZM133 20V19H132ZM132 20H130L129 19V21H132ZM146 20H144V23H145V21ZM152 20V19H151ZM231 20H228V18H227V22L228 21H231ZM242 20V19H241ZM239 21L238 20V25H242V24H240V22H242V21ZM243 20V21H244ZM250 20V19H249ZM249 20H247L248 22H249ZM255 20V19H254ZM19 21V20H18ZM34 21H35V19H34ZM35 21V22H36ZM40 21V20H39ZM42 21V20H41ZM54 21H56V19L54 20ZM53 21V22H54ZM101 21V20H100ZM100 21H98V22H100ZM108 21V20H107ZM110 21V20H109ZM142 21H143V19H142ZM150 21V20H149ZM148 21V22H149ZM236 21H237V19H236ZM246 21V20H245ZM244 21V22H245ZM57 22V21H56ZM170 22V21H169ZM203 23H204V21H202ZM201 22V23H202ZM207 22V21H206ZM209 22V21H208ZM246 23V24H249V25H251V22L250 23ZM48 23V22H47ZM118 23L119 22H117V24L115 25V26H117L118 25ZM133 23V22H132ZM140 23V22H139ZM163 23H162V25H163ZM231 23V22H230ZM243 23V22H242ZM255 23H257L256 24V27H255V32H253L254 33V38H252V39H254L253 40V45L254 46H256V47H254L253 48V46L251 47V48H253V61L251 62V67H250V69H249V67H248V73H247V71L245 72V75L244 74H242L241 76H242V80H243V82H242V86L239 88L240 89V91L236 94V96L233 98V102H232V107H231V110L229 111V114H228V116H226L227 118H226V120H225V122H222L221 124H223L224 123V128L222 127V131H219L220 133L218 134H213L214 136L215 135H218L215 139L216 140H214V138L213 137H209V138H211V140H212V138H213V140L215 141H213L212 143H214V145H213V157H212V162H211V164H210V167L208 168L207 167V169L208 170H206L207 172L206 173H204V171L202 172V173H204V175L203 174H200V175H203L202 177H200V178H198V179H196V180H198V182L197 181H193V182H196L195 183V185H194V187L193 188H190V189H188L189 191H187V192H189V193H187V195H185V193H184V198L182 199V200H179L180 201V203H181V201L183 202L184 201V203L182 204H179V202H178V205L175 207L173 204V207L174 208H172L171 210H172V212H171V214L169 215V217H167L166 219L167 220H165L163 217V215L164 214H167V213H163V217H161V218H163L164 220V222L160 225V227H158L157 229H158V231L157 232H155L156 234L153 236L151 233H148V234H151V237H152V239H148V240H151L150 242H151V244H148V241L147 242H144L145 243V246L146 247H144L145 249H144V251L142 252V250H140L139 252H142V253H140L141 255L140 256H138L139 258L137 259L136 257H134V258H136L135 260H136V262L134 263V264H160L159 263V261H160V259H158L157 261H155L154 259H155V257H158V258H160L161 256H162V254L164 253L165 254V251L167 252V250H165V248L167 247L168 248V246L167 245H169V241H170V239L171 238H173L174 236H178L179 234V236H181L182 237V235H185L186 236V238H189L190 236V238L189 239H191V240H188V242H187V239H185V236H183V239H185L186 240V242L187 243H184V244H186V247H184V251H183V253L182 254H179V255H177L176 254V251H175V254L177 255V257L175 256L174 257V259L173 260H175V261H173L172 262V260H171V258H170V260H169V262H171L172 264H222L223 263V261H222V257H224V256H222L223 255V252L224 251H226V252H229L228 251V249L230 248H233L232 250L234 251H238V250H236L237 248L239 249H241V247H239V245H241V243H237V241H235L237 238H241V236H242V232H244V229L246 228V224L248 223V221H249V223L250 224H248V225H251V223H252V221H254V223H256L255 221H257V222H260L261 220H259L258 221V219H257V215H259V218H262V216L260 217V214H257L256 216H255V214H256V211H257V209L260 207L261 208V204H262V202L264 201V162H261L260 164H256V166L254 167V169H252V170H254V171H251V177L250 178H248V180L246 181V183H244L243 184V182H241L242 180H240V182L242 183V185L241 186H238V187H240L239 189H238V187L236 188V192H232L233 190V188L235 187L234 185H236V182H238L239 180V174L241 173L240 171H241V169L244 167V165H245V163L247 162V159L253 154V152L255 151H258L257 149H258V147H259V144L260 143H262L261 141H263L264 140V14L263 15H261V18L260 19H257V22H255ZM31 23H29V25H30ZM40 24H41V22H40ZM42 24H44L43 23V21H42ZM59 24H60V22H59ZM62 24V23H61ZM64 24L65 23H63V26H64ZM100 24V23H99ZM121 24H122V22H121ZM120 24V26H121V28H123L122 27V25ZM136 24H138V23H136ZM136 24H135V26H136ZM142 24V23H141ZM167 24H168V22H167ZM205 24H207V23H205ZM204 24V25H205ZM222 24V25H221ZM229 24V23H228ZM245 24V23H244ZM47 26H46V28H45V30L44 31H42V32H40V34L38 35V37L36 36V40H34L36 43V51H34V50H32L31 48V50L30 51H34L35 53V55H33V53H32V61H31V63L29 64L30 66H29V74H31V76L33 75V76H35V74H36V71H37V67H38V61L41 59H38L39 57H41L40 55H43L44 53L45 54H47V49H48V47H49V45H51L50 44V38H49V35H50V30L53 28V25H54V23L52 24V22L50 21V23H48V24H46ZM114 25V24H113ZM131 25V24H130ZM201 25V24H200ZM199 25V27H198V30H200L199 28L200 27H202V25L200 26ZM203 25V26H204ZM221 25V27L219 28V26ZM233 25V24H232ZM231 25V29H232V27L233 28H235L236 26H237V24H236V26L234 27V26H232ZM248 25V26H249ZM21 25H19V27H20ZM28 26V25H27ZM26 26V27H27ZM37 26V25H36ZM120 26L118 25V27H119V29H120ZM128 26V28H131V26L129 27V25H127ZM139 26H140V24H139ZM144 26V25H143ZM146 26H149V25H146ZM151 26V25H150ZM230 26V25H229ZM228 25H227V27H229ZM244 26H246V25H243V28H244ZM252 26H254V24L252 25ZM16 27H17V25H16ZM26 27H24L25 29H27ZM44 27H45V25H44ZM101 27H102V25H101ZM145 27V26H144ZM238 27H240V26H238ZM237 27V28H238ZM242 27V26H241ZM22 28V27H21ZM28 28H29V26H28ZM36 28V27H35ZM34 28V29H35ZM97 28H100V27H97ZM107 28V27H106ZM117 28V27H116ZM127 28V27H126ZM203 28V27H202ZM201 28V29H202ZM205 28V27H204ZM218 28H219V30H218ZM237 28H235V29H237ZM242 28V29H243ZM25 29H21V33L23 34V31L25 32ZM40 29V28H39ZM38 29V30H39ZM54 29V28H53ZM58 29H60V27L58 28ZM62 29V28H61ZM113 29V28H112ZM123 29H125V28H123ZM122 29V30H123ZM146 29H147V27H146ZM159 30H161L160 28H158ZM235 29H232V31L233 30H235ZM239 30H240V28H238ZM241 29V30H242ZM246 29H247V27H246ZM252 29V28H251ZM251 29H248V30H251ZM20 30V29H19ZM28 30V29H27ZM37 30V29H36ZM38 30H37V32H38ZM101 30V29H100ZM109 30V29H108ZM121 30V29H120ZM126 30V32L128 31L127 29H125ZM131 30V29H130ZM133 30V29H132ZM144 31H145V29H143ZM218 30V31H217ZM228 30H230V27H229V29ZM228 30H226L225 29V31H227V35L229 36V34L232 32V31H229V33H228ZM241 30L239 31V32H241ZM245 30V29H244ZM253 30V29H252ZM251 30V31H252ZM54 31H55V29L53 30V32H52V34H55L54 33ZM95 31H97V30H95ZM94 31V34L96 33ZM103 31H104V29H103ZM138 31V30H137ZM149 31V32H148ZM156 31H158V30H156ZM217 31V32H216ZM238 30H236L235 32H237ZM246 32H247V30H245ZM254 31V30H253ZM15 32V31H14ZM27 32V31H26ZM25 32V33H26ZM61 32V31H60ZM59 31H58V33H60ZM99 32L100 31H98L97 33L99 34ZM102 32V31H101ZM100 32V33H101ZM109 32L111 33V37H114V34H113V30H112V32L109 30ZM116 32H118V31H116ZM135 32V31H134ZM200 32V31H199ZM242 32H244V31H242ZM241 32V33H242ZM24 33V34H25ZM30 33H32V32H30ZM35 33V32H34ZM33 33V34H34ZM104 32H102L101 34H103ZM120 33V32H119ZM119 33H117L118 34V38L119 37H121V35H119ZM122 33H124V31H122ZM143 34H142V36L144 35V33L145 32H142ZM156 33V32H155ZM221 33V32H220ZM220 33H218V34H220ZM241 33H238V34H240V35H242ZM250 33V32H249ZM252 33V34H253ZM15 34V33H14ZM21 34V36H24V34L22 35ZM52 34L50 35V36H52ZM93 34V33H92ZM91 34V35H92ZM112 34H113V36H112ZM128 34H129V32H128ZM127 33H126V35L125 36H127L128 35ZM140 34V33H139ZM199 35H200V33H198ZM224 34V33H223ZM236 34V33H235ZM244 34V33H243ZM251 34V33H250ZM11 35V34H10ZM36 35V34H35ZM96 35V34H95ZM108 35V34H107ZM124 35V34H123ZM146 35L145 36H143V37H146ZM150 35H148V36H150ZM226 35V36H227ZM231 35H232V33H231ZM234 35V34H233ZM237 35V34H236ZM236 35L232 38L233 40H236L235 38H236ZM245 35V34H244ZM243 35V36H244ZM101 35H99V37H100ZM103 36H106V35H103ZM124 36V37H125ZM137 36V35H136ZM140 36V35H139ZM152 36V35H151ZM154 36H153V38H154ZM195 36H197V35H195ZM225 36V37H226ZM238 36L239 35H237V38H238ZM91 37V40L89 39ZM94 37H98V36H94ZM98 37V38H99ZM107 37V36H106ZM130 37V35L127 37V39H130L129 38ZM142 37V38H143ZM197 37H199V36H197ZM231 37V36H230ZM241 37V36H240ZM248 36H246V38H247ZM55 38V37H54ZM57 38V37H56ZM109 38V37H108ZM117 38V37H116ZM115 38V39H116ZM142 38H140V40H142ZM148 37H146V39H147ZM152 38V37H151ZM151 38H149V40H152ZM161 38V37H160ZM159 38V39H160ZM223 38V37H222ZM229 38V37H228ZM241 38H243V37H241ZM11 39V38H10ZM26 39V38H25ZM27 39H28V37H27ZM93 39H95V38H93ZM101 39V41H102V43L104 42L102 39H104V37L103 38H100ZM112 39H114V38H112ZM146 39H144V41L146 40ZM162 39V38H161ZM191 39H193V38H191ZM191 39H189L191 42H190V45L191 44H193L192 43V41L194 42V40H191ZM217 39H218V37H217ZM227 39V38H226ZM226 39H224V40H226ZM243 39H245V38H243ZM249 39V38H248ZM19 40H21V39H19ZM58 40V39H57ZM89 40V44H87V41ZM107 40V39H106ZM121 40V39H120ZM120 40H117V41H119L120 42ZM123 40V39H122ZM139 39H138V41H140ZM157 41V39H155L154 38V41H153V44H155L154 42H156ZM164 40V39H163ZM163 40H162V43H163ZM242 40V39H241ZM247 40V39H246ZM17 41V40H16ZM26 41V40H25ZM29 41V40H28ZM33 41V42H34ZM125 41H126V37H125ZM131 41V40H130ZM129 41V43H130V45H128V43H126V47H128L127 48V50H126V48H125V46H123L124 44H125V42H124V44L122 45L124 48H125V51H127L128 52V50L130 49V47H132L131 45V42ZM143 41V40H142ZM146 41H148V40H146ZM161 40H159L158 41V43L160 42ZM165 41H164V43H165ZM195 41V42H196ZM217 41V40H216ZM236 41H238V40H236ZM250 41H252V40H250ZM14 42H15V39H14ZM20 42V41H19ZM30 42V41H29ZM60 42V41H59ZM97 42V41H96ZM100 42V41H99ZM108 42H110V40L108 41ZM126 42H128V40L126 41ZM150 42V41H149ZM194 42V44H196ZM218 42V41H217ZM224 42V41H223ZM231 42V41H230ZM241 42V41H240ZM243 42V41H242ZM10 43V45H12L13 44V41H12V44H11V41L9 42ZM22 43V42H21ZM24 43H26V42H24ZM31 43V42H30ZM94 43V42H93ZM92 43V44H93ZM105 43V42H104ZM114 43H117V42H114ZM139 44H140V42H138ZM235 43V42H234ZM243 43H245V42H243ZM243 43H241V45L243 44ZM28 44V46H30L29 45V43H27ZM33 44V43H32ZM59 44V43H58ZM87 44V45H86ZM96 44H98V42L96 43ZM96 44H95V46H96ZM107 44V43H106ZM105 44V45H106ZM142 44V43H141ZM140 44V45H141ZM145 44H147V42L146 43H144V45ZM152 44V43H151ZM152 44V45H153ZM157 44V43H156ZM155 44V45H156ZM188 44H189V41H188ZM221 44V43H220ZM224 44V43H223ZM222 44V45H223ZM239 42L238 43H235V45L234 44H232V46H233V48H231L232 50H231V53H230V56L228 57L229 58V62L231 63V62H234L235 61V65H237V63L238 62H236L241 56V58H243L244 59V51L242 52V54H241V51H240V48L241 47H243V46H239ZM248 44H250V43H248ZM10 45L9 46H6V47H10ZM13 45H15V44H13ZM16 45H17V43H16ZM15 45V46H16ZM26 45V44H25ZM24 45V46H25ZM33 45V46H34ZM143 45V46H144ZM150 45V44H149ZM149 45H147V48L150 50L151 48H153L152 47V45H150L151 46V48H150V46ZM155 45H154V47H155ZM160 45H162V44H160ZM226 45V44H225ZM228 45V44H227ZM21 46V45H20ZM33 46H31V47H33ZM54 46V45H53ZM58 46V45H57ZM121 46V47H122ZM134 46V45H133ZM135 46H136V44H135ZM134 46V47H135ZM159 47V45H156V47ZM187 46V48H184V47H182L181 46V50H182V48H184L185 50L186 49H188V45H186ZM193 46V45H192ZM196 46H197V44H196ZM216 46V47H217ZM246 46H248V45H246ZM246 46H244V48L246 47ZM6 47H5V49H6ZM27 47V46H26ZM51 47V46H50ZM92 48H93V46H91ZM97 47H99V46H96V48ZM104 47V46H103ZM145 47V49H147L146 48V46H144ZM155 47V48H156ZM219 47H220V45H219ZM226 47V46H225ZM230 47V46H229ZM240 47V48H239ZM3 48V49H2ZM23 48V47H22ZM28 48V47H27ZM92 48H91V51H92ZM95 48V49H96ZM102 48V47H101ZM107 48H108V46H107ZM155 48H154V50H155ZM192 48H194V49H196V47H192ZM223 48V47H222ZM18 49V48H17ZM82 49L84 50V51H82ZM95 49H93L94 50V52H95ZM106 49V48H105ZM114 49V48H113ZM112 49V50H113ZM133 49V48H132ZM132 49H131V52H132ZM135 49V50H134ZM133 49V51H136V48H134ZM191 49V48H190ZM219 49V48H218ZM242 49V48H241ZM246 49V48H245ZM244 49V50H245ZM250 49V48H249ZM255 49V50H254ZM12 50V49H11ZM44 50H46V51H44ZM57 50V49H56ZM117 49H115V51H116ZM122 50H124L123 48H121V51ZM152 50V49H151ZM184 50V52H186ZM215 50V49H214ZM228 50V49H227ZM230 50V49H229ZM7 51V50H6ZM23 51V50H22ZM50 51V50H49ZM60 50H58V53H60L59 52ZM88 51H90V50H88ZM88 51H86V53H88ZM90 51V52H91ZM102 51H103V49H102ZM115 51H114V53H115ZM120 51V50H119ZM197 51V50H196ZM224 51H225V49H224ZM249 51V50H248ZM11 52V51H10ZM18 52V51H17ZM19 52H20V50H19ZM26 52V51H25ZM44 52V53H43ZM52 52V51H51ZM123 52V51H122ZM127 52H123V54L125 53H127ZM130 52V51H129ZM129 52H128V54H129ZM130 52V53H131ZM183 51H181V53H182ZM226 52V51H225ZM228 52V51H227ZM8 53V52H7ZM15 53V52H14ZM30 53V54H31ZM43 53V54H42ZM98 53V52H97ZM102 53V52H101ZM106 53V52H105ZM104 53V54H105ZM108 53V52H107ZM110 53H112V51L110 52ZM109 53V54H110ZM117 53V52H116ZM119 53V52H118ZM121 53V52H120ZM12 54H13V52H12ZM20 54V53H19ZM19 54H18V56H19ZM27 54V53H26ZM57 54V53H56ZM127 54V55H128ZM133 54V53H132ZM131 54V55H132ZM178 54V53H177ZM219 54H220V52H219ZM224 54V53H223ZM226 54V53H225ZM0 55H1V52H0ZM50 55V54H49ZM52 55V54H51ZM50 55V56H51ZM54 55H55V53H54ZM54 55H53V57H54ZM59 55V54H58ZM89 55H91L90 53H89ZM102 55V54H101ZM134 55V54H133ZM183 55V54H182ZM213 55V54H212ZM247 55V54H246ZM245 55V56H246ZM9 56V55H8ZM16 56V55H15ZM21 56V55H20ZM24 56H26V55H24ZM44 56V55H43ZM42 56V57H43ZM87 56H88V54H87ZM96 56V55H95ZM103 56V55H102ZM110 56V55H109ZM122 57L124 56V55H121ZM146 56V55H145ZM144 56V57H145ZM181 56V55H180ZM179 56V58H182V57H180ZM23 57V56H22ZM29 57H30V55H29ZM47 57V56H46ZM46 57H45V59L44 60H46ZM60 57V56H59ZM91 57V56H90ZM107 57H108V54H107ZM121 57V58H122ZM124 57H126V55L124 56ZM123 57V58H124ZM133 57V56H132ZM132 57H129V58H132ZM134 57L136 58V56L134 55ZM186 57V56H185ZM207 57V58H208ZM216 57V56H215ZM220 57V56H219ZM1 58V57H0ZM11 58H13V57H11ZM17 58H19V57H17ZM21 58V57H20ZM30 58V59H31ZM49 58V57H48ZM56 58H58V57H56ZM93 58H95V57H93ZM120 58V57H119ZM118 58V59H119ZM128 58V57H127ZM126 58V59H127ZM134 58V59H135ZM138 58V57H137ZM140 58V57H139ZM143 58V57H142ZM188 58V57H187ZM240 58V59H241ZM249 58H250V56H249ZM3 58H1V60H2ZM43 59V58H42ZM50 59V58H49ZM82 59H84V58H82ZM92 59V58H91ZM90 59V60H91ZM95 59H97V58H95ZM94 59V60H95ZM114 59V58H113ZM118 59H117V61H118ZM126 59L124 60V62L126 61ZM134 59H132L131 61H130V59H129V63L131 64V63H133L132 61L134 60ZM189 59V58H188ZM209 59H211V58H209ZM208 59V60H209ZM8 60V59H7ZM23 60V59H22ZM26 61L28 60V59H25ZM56 60V59H55ZM93 60V61H94ZM106 60V59H105ZM104 60V61H105ZM108 60V59H107ZM109 60H110V58H109ZM122 60V59H121ZM178 60V59H177ZM227 60V59H226ZM226 60H224V62L226 61ZM242 60V59H241ZM245 60H247L246 58H245ZM251 60V59H250ZM249 60V61H250ZM6 61V60H5ZM19 61V60H18ZM17 61V62H18ZM42 61V60H41ZM49 62H50V60H48ZM83 61V60H82ZM81 61V67L82 66H84L85 67V62L83 61L82 62ZM112 61H115V60H112ZM116 61V62H117ZM123 61V60H122ZM121 61V62H122ZM139 61H143L142 59L140 60L139 59ZM148 61V60H147ZM175 61H176V59H175ZM179 61H180V59H179ZM178 61V62H179ZM182 61H184L183 59H182ZM207 61V60H206ZM204 62L203 64L205 65V63H207V62ZM227 61V62H228ZM248 61V62H249ZM9 62V61H8ZM13 62V61H12ZM15 62H16V60H15ZM44 62V61H43ZM52 62V61H51ZM57 62V61H56ZM56 62H54L55 64H56ZM58 62H59V58H58ZM88 62V61H87ZM128 62V61H127ZM171 62H174V60L173 61H171ZM187 62H189V61H187ZM192 62H194V60L192 61V59H191V62H190V64L192 63ZM221 62H223V61H221ZM228 62V63H229ZM241 61H239V63H240ZM242 62H244L243 60H242ZM23 63H24V61H23ZM40 63L41 62H39V65H40ZM47 63V62H46ZM53 63V64H54ZM77 64L76 66L74 65V64ZM85 63V64H84ZM105 63V62H104ZM109 63V62H108ZM113 63H115V62H113ZM123 63V62H122ZM121 63V64H122ZM141 63V62H140ZM196 63V62H195ZM196 63V64H197ZM198 63V64H199ZM220 63V62H219ZM226 63V62H225ZM225 63H223V64H221V65H226ZM229 63V64H230ZM238 63V65H237V67H239L240 66V64ZM246 63V62H245ZM243 64V66L245 65L246 66V64ZM10 64V63H9ZM12 64V63H11ZM26 64V63H25ZM50 64V63H49ZM59 64V65H60ZM88 64H89V62H88ZM96 64V63H95ZM125 64V67H126V63H124ZM135 64H138V66H139V63H135ZM142 64V63H141ZM147 64V65H146ZM186 64V63H185ZM192 64H194V63H192ZM213 64H214V62H213ZM242 64H241V66H242ZM43 65H44V63H43ZM52 65V64H51ZM58 64H56V66H57ZM79 65H80V63H79ZM99 65V64H98ZM97 65V66H98ZM111 65V64H110ZM110 65H108V66H110ZM115 65V64H114ZM113 65V67L114 68H116L115 66ZM129 65V64H128ZM132 65V64H131ZM208 65H211V62H210V60H209V63H208ZM217 65V64H216ZM249 65H250V63H249ZM12 66V65H11ZM18 66V65H17ZM41 66H42V64H41ZM55 66V65H54ZM73 66H75V68L73 69ZM133 66V65H132ZM136 67H137V65H135ZM175 66V65H174ZM177 66V65H176ZM182 66H184L183 64H182ZM202 66V65H201ZM206 66V65H205ZM227 66V65H226ZM230 66H232V65H228V69L229 70H231L232 69V67H231V69H230ZM20 67H21V65H20ZM27 67V66H26ZM47 67V66H46ZM49 67H52V66H50L49 65ZM80 66H79V68L78 69H80L81 68ZM90 66L88 65L87 66V68H89ZM124 67V66H123ZM122 67V68H123ZM143 67V66H142ZM186 67V66H185ZM184 67V68H185ZM188 67V66H187ZM207 67H209V66H207ZM214 66L212 65V66H210V68L212 69ZM223 67V66H222ZM225 67V66H224ZM7 68H9V66L7 67ZM17 68V67H16ZM23 68V67H22ZM86 68V67H85ZM86 68V69H87ZM101 68V67H100ZM103 68H105V67H103ZM108 68V67H107ZM106 68V69H107ZM127 68V67H126ZM131 68V67H130ZM172 67H170V65H169V70L171 69ZM218 68H219V66L218 67H216V70H218ZM221 68V67H220ZM219 68V69H220ZM227 68V67H226ZM225 68V69H226ZM243 68V67H242ZM245 68V67H244ZM1 69V68H0ZM5 69H6V66H5ZM4 69V70H5ZM47 70H49L48 68H46ZM57 70V71H61V70ZM73 69V70H72ZM77 69V70H78ZM83 69V68H82ZM86 69H85V72H87L86 71ZM125 69V68H124ZM123 69V70H124ZM137 69V68H136ZM177 69V68H176ZM175 69V67L173 68V70H176ZM180 68H178V70H179ZM192 69H196L197 70V68H192ZM205 69H206V67H205ZM204 68H203V72H204V70H205ZM207 69H209V68H207ZM211 69H209V70H211ZM215 69V68H214ZM222 69V68H221ZM220 69V70H221ZM228 69H226V70H228ZM237 69V68H236ZM239 69V68H238ZM246 69V68H245ZM18 70V69H17ZM23 70H24V68H23ZM22 70V71H23ZM43 70V69H42ZM75 71V73L76 72H78V71ZM88 70H90V69H88ZM96 70V69H95ZM122 70V71H123ZM132 70H135V67H134V69L132 68ZM137 70H139V68L137 69ZM137 70L135 71L136 73H137ZM181 70V69H180ZM179 70V71H180ZM195 70V71H196ZM200 70V69H199ZM223 70V69H222ZM243 70V69H242ZM21 71V70H20ZM27 71H25V73H27ZM45 72H47L46 70H44ZM53 72H54V70H52ZM72 71V74L70 73ZM94 71V70H93ZM98 71H100V70H98ZM116 71V70H115ZM126 71V69L124 70V72ZM143 71V72H142ZM171 71H172V69H171ZM170 71V72H171ZM178 71V72H179ZM185 71V70H184ZM206 71V70H205ZM208 71V70H207ZM212 71V70H211ZM225 71V70H224ZM231 71H233V70H231ZM234 71H235V69H234ZM237 71V70H236ZM245 71V70H244ZM6 72H7V69H6ZM81 72V71H80ZM79 72V73H80ZM89 72V71H88ZM88 72H87V74L86 73H83V74H81V75H88L87 77H90L89 76V74H90V72H89V74H88ZM95 72V71H94ZM103 72H105V71H103ZM102 72V73H103ZM107 72V71H106ZM111 72V71H110ZM127 72V71H126ZM131 73L132 71H130L129 70V68H128V72L127 73ZM134 72V71H133ZM172 72H174V71H172ZM171 72V73H172ZM176 73H174V74H177L178 72L177 71H175ZM191 72V71H190ZM209 72V71H208ZM227 73L229 72V71H226ZM4 73H5V71H4ZM24 73V74H25ZM38 73V72H37ZM61 73V72H60ZM74 73V74H75ZM93 73V72H92ZM119 73H121V72H119ZM129 73V74H130ZM137 73V74H138ZM198 73H200L199 71H198ZM205 73V72H204ZM204 73H202V70H201V74H204ZM211 73V72H210ZM214 73V71L212 72V74ZM215 73H217V72H215ZM236 73V74H235ZM246 73H247V75H246ZM6 74V73H5ZM9 74V73H8ZM11 74H13L12 72H11ZM15 74V73H14ZM17 74V73H16ZM52 74V73H51ZM123 74V73H122ZM129 74H127L128 75V77L127 76H125V78H123L122 77V75H121V77L120 78H123V79H126V77L127 78H129V81H130V79H132V78H130L131 76H132V74L131 75H129ZM135 74V76H137L138 77V75H139V77L141 76L140 74ZM183 74V73H182ZM206 75H208L207 73H205ZM211 74V75H212ZM218 74V73H217ZM229 74H230V72H229ZM234 74L235 75H237V72H234ZM4 75V74H3ZM61 75V74H60ZM81 75L79 76V77H81ZM97 75V74H96ZM114 75V74H113ZM115 75H116V73H115ZM119 75V74H118ZM124 75H126V74H124ZM123 75V76H124ZM134 75V74H133ZM168 75V76H169ZM172 75H173V73H172ZM210 75V76H211ZM214 75V74H213ZM219 76H220V74H218ZM239 75V74H238ZM0 76H2V74L0 75ZM16 76H19V75H16ZM27 76V75H26ZM25 76V77H26ZM31 77L32 79L34 78V77ZM37 76V75H36ZM62 76V75H61ZM60 76V77H61ZM63 76H65V74L63 75ZM63 76H62V78H63ZM66 76H67V74H66ZM75 76H78L77 74L75 75ZM98 76H99V74H98ZM130 76V77H129ZM177 76H179V75H177ZM177 76H175V77H177ZM180 76H181V72H180ZM189 76V74L187 73V77ZM209 76V75H208ZM215 76H216V74H215ZM215 76H213V80H215V78L217 77H215ZM222 76H225V75H222ZM227 76H228V74L226 75V78H227ZM231 76V75H230ZM245 76V77H244ZM6 77V76H5ZM9 77V76H8ZM13 77V76H12ZM15 77V76H14ZM24 77V76H23ZM52 78H54L53 76H51ZM92 77H93V75H92ZM100 77H102V76H100ZM166 77V78H165ZM187 77H185V78H187ZM203 78H204V75L202 76ZM202 77L200 78V79H202ZM212 77V76H211ZM211 77H210V80L208 79V77L207 78H205V79H208V81H211L212 82V80H211ZM215 77V78H214ZM233 77V76H232ZM231 77V79L233 80V78ZM4 78V77H3ZM2 78V79H3ZM65 78H67V77H65ZM75 78H77V77H75ZM73 79V80H79V79ZM85 78V77H84ZM83 78V79H84ZM107 78V77H106ZM110 78V77H109ZM112 78V77H111ZM133 78H134V76H133ZM165 78V79H164ZM173 78V77H172ZM179 78V77H178ZM184 78V79H185ZM190 78V77H189ZM191 78H192V76H191ZM237 78V77H236ZM239 78V77H238ZM35 79V80H34ZM33 80L34 81H36L37 79H40L39 78V76H38V78L37 77H35ZM46 79V78H45ZM51 79V78H50ZM72 79H70V81H72ZM87 79V78H86ZM90 79V78H89ZM88 79V80H89ZM113 79V78H112ZM136 79H138V78H136ZM134 80V81H137V80ZM164 79V80H163ZM219 79V78H218ZM222 79V78H221ZM229 79V78H228ZM235 79V78H234ZM6 80H7V78H6ZM11 80H14V78L13 79H11ZM28 80H29V75H28ZM28 80H26V81H28ZM69 80V79H68ZM93 80V79H92ZM92 80H91V82H92ZM101 79H99V81H100ZM107 80H109V79H107ZM114 80V79H113ZM133 80V79H132ZM173 80V79H172ZM171 80V81H172ZM190 80V79H189ZM204 80V79H203ZM0 81H1V79H0ZM38 81V80H37ZM69 81V82H70ZM81 81V80H80ZM79 81V82H80ZM90 81V80H89ZM111 81V80H110ZM110 81H108L110 84L112 83V82H110ZM122 81V80H121ZM127 81H128V79H127ZM128 81V82H129ZM169 81H170V79H169ZM182 81H184V80H182ZM207 81V80H206ZM208 81H207V83H208ZM216 82H217V79L215 80ZM215 81H213V84L210 82V83H208V84H206V86L204 87V89L202 90V91H200V93H198V95L196 96L197 98H195V96L193 95V94H189L190 93V91H189V95H192V96H194L193 98L194 99H196L195 100V102H193L194 104H192V106H189V108H190V110H188L189 112H188V114H187V112L185 113V114H187L186 116H185V118H183V120H182V117H180V119H181V123L179 124V122L178 123H176V124H179V126H178V128H177V131L176 132H174V134H171V135H173L172 137H171V135H170V137H169V139L170 140H168V142H169V146H168V144H167V146L169 147H167L168 148V154L166 155L165 153H164V155H165V157L167 156V159L169 160V158L171 157L172 158V156H170L171 155V152L174 150V153H175V151L178 149V145H180V146H182L183 145V142L184 141H182L183 139H185V137L187 136V134H188V132H189V130H192L191 128L194 126V125H197L198 124V122H196L197 120L199 121L200 120V122L202 123H205L204 121H201L202 119H200V117L202 116L201 115V112H202V106H203V102H204V100H205V98H207V96H208V94H211L212 92H215V91H213L214 90V87H213V85H216L217 87H215L216 89H218V88H220L217 84H215ZM223 81V80H222ZM234 82H235V80H233ZM240 81V80H239ZM23 82H24V80H23ZM39 82V81H38ZM47 82V81H46ZM45 82V83H46ZM54 82V81H53ZM52 82V83H53ZM77 82V81H76ZM84 82V81H83ZM95 82H97V81H95ZM162 82V84L165 86V84H167V80H165V83H163ZM174 82H176L175 80H174ZM178 82V81H177ZM189 82V81H188ZM193 82V81H192ZM205 81H202V83H204ZM225 82V81H224ZM7 83H9V82H7ZM11 83V82H10ZM26 83V82H25ZM28 83H29V81H28ZM27 83V84H28ZM32 83V82H31ZM31 83H29V84H31ZM40 83V82H39ZM42 83H43V81H42ZM47 83H49V79H48V82ZM47 83H46V85H47ZM63 84H64V82H62ZM73 83V82H72ZM93 83V82H92ZM92 83H90V84H92ZM115 83L117 84V82L115 81ZM121 83H123L124 84V82H121ZM131 83V82H130ZM134 83H138V82H134ZM139 83H141L140 82V80H139ZM169 83V85H172V88H173V85H175V83H172L171 82V84H170V82H168ZM187 83V82H186ZM15 84V83H14ZM26 84V85H27ZM35 84H37V82H35ZM35 84H33L32 83V85H34L35 86ZM51 84V83H50ZM77 84H78V82H77ZM80 84V83H79ZM89 84V82H87L86 83V85H90ZM96 84V83H95ZM99 84H100V82H99ZM103 84V83H102ZM104 84H107V83H105L104 82ZM114 84V83H113ZM181 84V83H180ZM196 84V83H195ZM205 84V83H204ZM204 84H203V86H204ZM230 84H231V82H230ZM8 85V84H7ZM24 85V84H23ZM38 85V84H37ZM40 85V84H39ZM38 85V86H39ZM55 85V84H54ZM69 85H70V83H68V87H69ZM73 85V84H72ZM81 85V84H80ZM133 85V84H132ZM132 85H131V87H132ZM135 86H136V84H134ZM168 85V86H169ZM196 85H198V84H196ZM232 85V84H231ZM230 85V86H231ZM22 86V85H21ZM31 86V85H30ZM30 86H29V91L31 92V90H32V92H33V94H30V92H29V97L31 96V95H35V91H33L35 88L33 87V86H31V88L33 87L34 89H31L30 88ZM56 86H57V83H56ZM55 86V87H56ZM110 86V85H109ZM141 86V85H140ZM140 86H139V88H140ZM224 86H225V84H224ZM228 86V85H227ZM1 87V86H0ZM24 87V86H23ZM22 87V88H23ZM27 87V86H26ZM45 87H47V86H45ZM44 87V88H45ZM49 87V86H48ZM59 87H60V85H59ZM76 87V86H75ZM74 87V88H75ZM83 87V86H82ZM84 87H85V85H84ZM91 87V86H90ZM107 87V86H106ZM136 87H138V86H136ZM135 87V88H136ZM166 87H167V85H166ZM166 87H164V88H166ZM175 87V86H174ZM184 87V86H183ZM186 87V86H185ZM185 87H184V89H185ZM192 87V86H191ZM194 87H195V85H194ZM194 87H192V88H194ZM197 87V86H196ZM198 87H201L200 85L198 86ZM233 87V86H232ZM10 88V87H9ZM19 88V87H18ZM21 88V87H20ZM57 88H58V86H57ZM104 88V87H103ZM168 88H170V86L168 87ZM236 88V87H235ZM27 89V88H26ZM26 89H25V91H26ZM46 90L48 89V88H45ZM61 89H63V87L61 86ZM83 89H85V88H83ZM91 89V88H90ZM100 89V88H99ZM99 89L97 90H95V91H99ZM102 89V88H101ZM100 89V90H101ZM106 89V88H105ZM118 89V88H117ZM167 89V88H166ZM165 89V90H166ZM188 89H190V88H188ZM198 89H202V88H196V91L198 90ZM223 89L225 90L226 88H224L223 87ZM1 90V89H0ZM14 90V89H13ZM44 91V89H41V91ZM49 90V89H48ZM56 90V89H55ZM64 90V89H63ZM63 90H61V93H62V91ZM89 90V89H88ZM104 90V89H103ZM103 90H101L102 92H105V91H103ZM116 90V89H115ZM126 90V89H125ZM124 90V91H125ZM172 90V89H171ZM174 90V89H173ZM194 90V89H193ZM192 90V91H193ZM37 91V90H36ZM43 91H42V93H43ZM58 92H60V90H57ZM77 91V90H76ZM86 91V90H85ZM94 91V92H95ZM107 91V90H106ZM109 91V90H108ZM121 91H123V90H121ZM169 91V90H168ZM176 91H178V90H175V92ZM187 91V90H186ZM195 91V92H196ZM221 91V90H220ZM228 91H230V89H228ZM227 91V92H228ZM22 92H23V90H22ZM38 92H39V90H38ZM46 92V91H45ZM65 92V91H64ZM87 92V91H86ZM89 92V91H88ZM92 92V91H91ZM135 92V91H134ZM158 92H160L159 90H158ZM164 92V91H163ZM170 93H171V91H169ZM168 92V93H169ZM218 92V91H217ZM222 92V91H221ZM223 92H225L226 93V90L225 91H223ZM222 92V93H223ZM232 92V91H231ZM101 93V92H100ZM131 93H133V92H131L130 91V93H129V96H130V94ZM162 93V91L160 92V94ZM166 93V92H165ZM167 93V94H168ZM170 93H169V95H170ZM186 93V92H185ZM193 93V92H192ZM218 93H220V92H218ZM222 93H220L221 94V96H222ZM229 93V92H228ZM236 93V92H235ZM14 94V93H13ZM18 94H20V92L18 93ZM17 94V95H18ZM27 95H28V93H26ZM39 94V93H38ZM52 94V91H49V95H51ZM54 94V93H53ZM53 94H52V97H51V100H52V98H53ZM66 94V93H65ZM73 94H74V92H73ZM90 94V93H89ZM102 94H104V93H102ZM106 94H108L107 92H106ZM109 94H111L110 92H109ZM160 94H158L159 96H161L162 97V95H160ZM166 94V95H167ZM172 94V93H171ZM176 94V93H175ZM187 94V93H186ZM23 95H24V92H23ZM41 95V94H40ZM44 95V94H43ZM115 95V94H114ZM123 95V94H122ZM121 95V96H122ZM158 95H155V96H158ZM163 95H164V93H163ZM165 95V96H166ZM217 95V94H216ZM216 95H215V97H216ZM224 95V94H223ZM0 96H2V95H0ZM46 96V95H45ZM44 96V97H45ZM72 96V95H71ZM70 96V97H71ZM81 96V95H80ZM121 96H120V98H121ZM127 96V95H126ZM128 96V97H129ZM173 96V95H172ZM177 96V95H176ZM224 96H229V94L228 95H224ZM224 96H222L223 98H224ZM14 97H16V96H14ZM21 97V96H20ZM25 97H27V98H29L28 96H25ZM39 97V96H38ZM87 97H89V95H87V96H85V98H87ZM94 97V96H93ZM92 97V98H93ZM103 97V96H102ZM130 97H132V94H131V96ZM166 97H169L168 95L166 96ZM186 97V96H185ZM189 97V96H188ZM209 97V96H208ZM218 97H219V95H218ZM231 97H232V95H231ZM230 97V98H231ZM5 98H6V95H5ZM4 98V99H5ZM23 98V97H22ZM33 98V97H32ZM40 98V97H39ZM42 98H43V96H42ZM46 98H48L49 99V97H46ZM58 99H60L59 97H57ZM67 98V97H66ZM99 98V97H98ZM133 98H134V95H133ZM132 98V101L134 100ZM155 98V97H154ZM153 98V99H154ZM158 98H160V97H157V99ZM172 98V97H171ZM175 98H177V97H175ZM212 98L215 100L216 98H214V96H213V94H212ZM2 99V98H1ZM34 99H35V97H34ZM34 99H32V100H34ZM48 99H47V101H48ZM72 99V98H71ZM70 99V100H71ZM75 99V98H74ZM82 99H83V97H82ZM81 99V102L83 101ZM91 99V98H90ZM89 99V100H90ZM118 99H119V95H118ZM129 99H131V98H129ZM136 99V98H135ZM149 99H150V101H149ZM163 99V97L161 98V100ZM168 99V98H167ZM170 99V98H169ZM181 99V98H180ZM179 99V100H180ZM219 99V98H218ZM8 100V99H7ZM42 100V99H41ZM40 100V101H41ZM43 100H45V99H43ZM67 100V99H66ZM68 100H69V98H68ZM94 100V99H93ZM95 100L97 101V99L95 98ZM99 100V99H98ZM102 100H104V99H102ZM101 100V101H102ZM111 100H112V98H111ZM120 100V99H119ZM155 100V99H154ZM173 100V99H172ZM185 100V99H184ZM189 100V99H188ZM208 100V99H207ZM223 100V99H222ZM225 100V99H224ZM22 101H24L23 99L21 100V102ZM28 101V100H27ZM36 101V100H35ZM50 101V100H49ZM48 101V102H49ZM53 101H54V99H53ZM56 101V100H55ZM58 101V100H57ZM56 101V102H57ZM105 101V100H104ZM103 101V102H104ZM125 101H126V99H125ZM129 101V100H128ZM128 101H126V102H128ZM148 101H149V103H148ZM171 101V100H170ZM185 101H187V99L185 100ZM211 101H212V99H211ZM216 101H217V99H216ZM215 101V102H216ZM219 101V100H218ZM227 101H228V99H227ZM231 101H232V99H231ZM11 102V101H10ZM10 102H8L9 104H10ZM37 102V101H36ZM46 102V101H45ZM47 102V103H48ZM59 102V101H58ZM57 102V103H58ZM61 103L63 102L62 100L60 101ZM59 102V103H60ZM64 102H66V101H64ZM68 102V101H67ZM66 102V103H67ZM80 102V103H81ZM84 102V101H83ZM89 102V101H88ZM117 102H118V100H117ZM130 102H131V100L129 101V105H130ZM151 102H153V100L151 101ZM168 102V101H167ZM178 103H179V101H177ZM183 102V101H182ZM191 102V103H192ZM208 102H210V98H209V101ZM208 102H206L207 104H208V107H209V105L211 106V102H210V104L208 103ZM214 102V103H215ZM220 102V101H219ZM218 102V103H219ZM223 102V101H222ZM25 103H27V102H24V104ZM38 103H40V102H38ZM43 103V102H42ZM41 103V104H42ZM51 102H49L48 103V107H50V109H51V107H52V105L50 106L49 104H50ZM56 103V104H57ZM58 103V104H59ZM74 103V102H73ZM91 103V102H90ZM99 103H101V102H99ZM98 103V104H99ZM161 103V102H160ZM190 103V104H191ZM206 103H204L205 105H206ZM4 104H6V103H4ZM12 104V103H11ZM17 104V103H16ZM19 105H20V103H18ZM22 104V103H21ZM31 105H32V103H30ZM36 104V103H35ZM54 104V103H53ZM55 104V105H56ZM76 104V103H75ZM91 104H93L94 105V102L93 103H91ZM96 104H97V102H96ZM105 104L107 105V103L105 102ZM127 104V103H126ZM125 104V106H127ZM182 104V103H181ZM180 104V105H181ZM184 104H188L187 102L186 103H184ZM2 105V104H1ZM0 105V106H1ZM8 105V104H7ZM13 105V104H12ZM27 105V104H26ZM37 105V104H36ZM47 105V104H46ZM46 105H45V103H44V105H42V107L44 108V106L46 107ZM55 105H53L54 107H55ZM66 105V104H65ZM78 105V104H77ZM81 105V104H80ZM101 106H104V103H103V105L102 104H100ZM106 105H105V108H106ZM108 105H110V103L108 104ZM124 105V104H123ZM128 105V106H129ZM170 105V104H169ZM178 105V104H177ZM176 105V106H177ZM219 105V104H218ZM21 106V105H20ZM34 106V105H33ZM40 106V105H39ZM39 106H36V108L37 107H39ZM68 106H70V105H68ZM72 106V105H71ZM74 106V105H73ZM83 106V105H82ZM90 106V105H89ZM99 106V105H98ZM100 106V107H101ZM155 106H156V104H155ZM214 106H217L216 104L214 105ZM221 106V105H220ZM220 106H218V107H220ZM42 107H40V108H42ZM47 107V108H48ZM65 107V106H64ZM87 107V106H86ZM92 106H90L89 108H91ZM94 107H97V105H94ZM99 107V108H100ZM118 107V106H117ZM178 107H180V106H177L176 108H178ZM183 106H181L179 109L180 110H182L183 108V110H186L185 109V105H184V107L182 108ZM224 107V106H223ZM6 108V107H5ZM16 108V107H15ZM22 108V107H21ZM24 108V107H23ZM42 108V109H43ZM76 108V107H75ZM80 109H81V107H79ZM78 108V109H79ZM89 108H88V110H89ZM93 108V107H92ZM98 108V107H97ZM96 108V109H97ZM98 108V109H99ZM104 108V107H103ZM102 108V109H103ZM104 108V109H105ZM110 109H111V107H109ZM113 108V107H112ZM126 108V107H125ZM171 108V107H170ZM188 108V109H189ZM210 108V107H209ZM32 109V108H31ZM39 109V108H38ZM53 109V108H52ZM68 109H70V108H68ZM93 109H95V108H93ZM92 109V110H93ZM97 109V110H98ZM101 109V108H100ZM101 109V110H102ZM103 109V110H104ZM116 109V108H115ZM114 109V114H115V112H116V110ZM206 109V108H205ZM213 108L211 107V110H212ZM216 109V108H215ZM17 110V109H16ZM48 111V109H46L45 108V111ZM57 109H55V111H56ZM62 110V109H61ZM64 110H66V109H64ZM64 110H62V113H63V111ZM91 110V111H92ZM97 110H93L95 113H96V111ZM102 110V111H103ZM118 110V109H117ZM148 110H150L149 108H148ZM161 110H163V109H161ZM178 110V109H177ZM207 110H208V108H207ZM4 111V110H3ZM23 111V110H22ZM21 111V112H22ZM40 111H42V110H40ZM43 111H44V109H43ZM50 111H52V110H50ZM54 111V112H55ZM72 111H73V109H72ZM77 111H79V110H77ZM76 111V112H77ZM110 111V110H109ZM111 111V112H112ZM153 111V110H152ZM152 111H151V113H152ZM164 111V110H163ZM203 111H204V109H203ZM213 111H214V109H213ZM15 112V111H14ZM20 112V113H21ZM24 112H25V110H24ZM34 112H36V111H34ZM60 112V111H59ZM66 112V111H65ZM82 112V111H81ZM80 112V113H81ZM100 112V111H99ZM98 112V113H99ZM104 112V111H103ZM150 111H148V113H149ZM207 112V111H206ZM208 112H210L211 113V111H210V109H209V111ZM207 112V113H208ZM218 112V111H217ZM30 114L32 113V112H29ZM38 113H39V110H38ZM44 113V112H43ZM48 113H50V112H48ZM101 113V112H100ZM99 113V114H100ZM108 113V112H107ZM122 113V112H121ZM124 113V112H123ZM122 113V114H123ZM164 113V112H163ZM207 113L205 114V112H204V114L207 116ZM52 114H53V112H52ZM55 114V113H54ZM88 114V113H87ZM86 114V115H87ZM90 114V113H89ZM105 114V113H104ZM111 113L109 112V115H110ZM113 114V113H112ZM111 114V115H112ZM113 114V115H114ZM117 114V113H116ZM118 114H120V113H118ZM150 114V113H149ZM157 114V113H156ZM167 114V113H166ZM166 114H164V116L166 115ZM169 114V113H168ZM171 114V113H170ZM174 114V113H173ZM173 114H171V115H173ZM203 114V113H202ZM203 114V117L205 116ZM213 114V113H212ZM22 115V114H21ZM20 115V116H21ZM44 115H46V114H44ZM67 115V114H66ZM70 115V114H69ZM80 115V114H79ZM106 115H108V114H106ZM108 115V116H109ZM110 115V116H111ZM112 115V116H113ZM153 115H154V113H153ZM158 115V114H157ZM170 115V116H171ZM211 115V114H210ZM210 115H208L209 117H210ZM217 115V114H216ZM23 116V115H22ZM57 116H58V114H57ZM56 116V117H57ZM64 116V115H63ZM68 116V115H67ZM94 116H95V114H94ZM96 116H97V114H96ZM99 116V115H98ZM119 116V115H118ZM141 116V115H140ZM152 116V115H151ZM156 116V115H155ZM163 116V117H164ZM181 116H184V115H181ZM205 116V117H206ZM220 116H223V115H220ZM65 117V116H64ZM71 117V116H70ZM74 117H76V116H74ZM102 117V116H101ZM115 117V116H114ZM157 117V116H156ZM160 117H161V115H160ZM218 117H219V114H218ZM5 118V117H4ZM55 118V117H54ZM62 118V117H61ZM68 118V117H67ZM66 118V119H67ZM78 118V117H77ZM77 118H75V119H77ZM91 118V117H90ZM89 118V119H90ZM98 118V117H97ZM116 118V117H115ZM114 118V119H115ZM145 118V117H144ZM143 118V119H144ZM149 119H150V117H148ZM148 118H145V120H143V121H146L145 123H147V121L148 120H146V119H148ZM165 118H167L166 116H165ZM164 118V119H165ZM172 118V117H171ZM177 118V117H176ZM208 117H206V119H207ZM212 117H210V119H211ZM224 118V117H223ZM7 119V118H6ZM53 119V118H52ZM74 119V120H75ZM84 119V118H83ZM99 119V118H98ZM100 119H104V118H100ZM113 119V118H112ZM117 119H119V117L117 118ZM155 119V118H154ZM205 119V118H204ZM209 119V118H208ZM225 119V118H224ZM223 119V120H224ZM5 120V119H4ZM35 120V118L33 119V121ZM56 120V119H55ZM74 120H73V122H74ZM94 120V119H93ZM92 120V121H93ZM96 120V119H95ZM111 120V119H110ZM158 120V119H157ZM2 121H3V119H2ZM1 121V122H2ZM11 121V120H10ZM17 121V120H16ZM28 121V120H27ZM37 121H38V118H37ZM67 121V120H66ZM70 121V120H69ZM76 121V120H75ZM91 121V120H90ZM99 121V120H98ZM102 121V120H101ZM104 121V120H103ZM162 121V120H161ZM1 122H0V124H1ZM4 122V121H3ZM13 122V121H12ZM44 122V121H43ZM46 122V121H45ZM44 122V123H45ZM49 122V121H48ZM52 122V121H51ZM51 122H49V123H51ZM59 122V121H58ZM77 122V121H76ZM76 122H74L75 124H76ZM80 122V121H79ZM93 122H95V121H93ZM107 122V121H106ZM108 122H110V121H108ZM111 122H112V120H111ZM110 122V124H112ZM117 122V121H116ZM164 122V121H163ZM162 122V123H163ZM175 122H177V120L175 121ZM175 122H174V124H175ZM199 122V123H200ZM211 122H213V121H211ZM216 122V121H215ZM35 123H37L36 121H35ZM42 123V122H41ZM66 123H68V121L66 122ZM86 123H87V120H86ZM96 123V122H95ZM105 123V122H104ZM120 123V122H119ZM158 123H159V121H158ZM200 123V124H201ZM202 123V124H203ZM207 123H208V120H207ZM210 123V122H209ZM214 123V122H213ZM3 124V123H2ZM16 124V123H15ZM32 124H34V122L32 123ZM40 124V123H39ZM65 124V123H64ZM84 124V123H83ZM98 124V123H97ZM102 124V123H101ZM108 124V123H107ZM153 124V123H152ZM36 125V124H35ZM34 125V126H35ZM46 125V124H45ZM44 125V126H45ZM50 125V124H49ZM53 125V124H52ZM60 125H62V124H60ZM80 125V124H79ZM100 125V124H99ZM116 125V124H115ZM140 125H143V123H141ZM155 125H156V122H155ZM154 125V126H155ZM25 126V125H24ZM39 126H42L41 124L39 125ZM82 126H84V125H82ZM92 126V125H91ZM95 126H96V124H95ZM107 126V125H106ZM109 126H112V125H109ZM108 126V127H109ZM113 126H114V124H113ZM113 126H112V129H113ZM119 126V125H118ZM146 126L147 125H145V128H146ZM4 127V126H3ZM2 127V129H4ZM23 127V126H22ZM77 127V126H76ZM81 126H79V128H80ZM86 127H87V125H86ZM153 127V126H152ZM50 127H48V129H49ZM62 128V127H61ZM69 128H71V127H69ZM82 128V127H81ZM94 127L92 126V129H93ZM96 128H98L97 126H96ZM116 128V127H115ZM143 128V127H142ZM142 128L140 127L139 129H141L142 130ZM14 129V128H13ZM17 129V128H16ZM20 129V128H19ZM32 129V128H31ZM41 129H43V128H41ZM84 129V128H83ZM86 129V128H85ZM102 129V128H101ZM111 129V128H110ZM148 129V128H147ZM146 129V130H147ZM151 129V128H150ZM169 129H171L170 131L171 132H173L172 131V129H174V128H170L169 127ZM194 129V128H193ZM209 128H207V130H208ZM37 130V129H36ZM55 130V129H54ZM57 130V129H56ZM61 130H63V129H61ZM68 130V129H67ZM79 130V129H78ZM80 130H82V129H80ZM97 130V129H96ZM100 130V129H99ZM107 131H109V132H111L112 130H109V128L108 129H106ZM115 129H113V131H114ZM138 130V129H137ZM141 130L138 132V133H140L141 132ZM168 130V129H167ZM175 130V129H174ZM195 130V129H194ZM198 131L200 130V129H197ZM203 130H205V129H203ZM203 130H202V132H203ZM219 130H221V127L219 128ZM34 131V130H33ZM33 131H31L30 130V132H33ZM86 131H88L87 129H86ZM144 132H145V130H143ZM148 131H149V129H148ZM148 131H146V132H148ZM152 131H154V129H152ZM157 131H158V129H157ZM162 131V130H161ZM210 131H211V129H210ZM209 130L208 131H206V132H210ZM214 131H216V130H214ZM1 132V131H0ZM26 132V131H25ZM42 132V131H41ZM49 132V131H48ZM54 132H57V131H54ZM61 132V131H60ZM70 132V131H69ZM72 132V131H71ZM85 131H83V133H84ZM100 133L102 132V131H99ZM115 132H116V134H117V131L115 130L114 131V134H115ZM151 132V130L149 131V133L147 134V135H149V134H151L150 133ZM156 132V131H155ZM159 132V131H158ZM201 132V133H202ZM212 132V131H211ZM217 132H218V130H217ZM5 133V132H4ZM3 133V134H4ZM12 133V132H11ZM27 133V132H26ZM68 132H66V134H67ZM75 133V132H74ZM113 133V132H112ZM135 133V134H134ZM163 133H164V130H163ZM169 133V130L167 131V133H165V138H167V136H166V134H168ZM200 133V134H201ZM10 134V133H9ZM20 134V133H19ZM22 134V133H21ZM28 134V133H27ZM30 134H32V133H30ZM65 134V133H64ZM70 134H72V133H70ZM88 134V133H87ZM98 134V133H97ZM134 134V135H133ZM141 134V133H140ZM143 134V133H142ZM159 133H156V136L158 135ZM203 134V133H202ZM10 135H12V134H10ZM9 135V136H10ZM24 135V134H23ZM37 135V134H36ZM58 135H60V134H58ZM63 135V134H62ZM67 135H69V134H67ZM86 135V134H85ZM91 135V134H90ZM100 135V134H99ZM98 135V136H99ZM106 135V138H107V134H105ZM145 135H146V133H145ZM146 135V136H147ZM152 135V134H151ZM169 135V134H168ZM18 136V135H17ZM29 136V135H28ZM47 136V135H46ZM45 136V137H46ZM72 136H73V134H72ZM95 136H96V134H95ZM143 136V135H142ZM145 136V138H147ZM155 136V135H154ZM163 136V135H162ZM203 136V135H202ZM205 136H206V134H205ZM209 136H210V134H209ZM27 137V136H26ZM33 137V136H32ZM31 137V140L33 139ZM41 137V136H40ZM64 137V136H63ZM70 137V136H69ZM75 137V136H74ZM85 137V136H84ZM84 137H81L80 136V138H84ZM87 137V136H86ZM101 137H104V136H101ZM99 138L100 139V141H101V139L102 138ZM110 137V136H109ZM137 137V136H136ZM140 137H141V135H140ZM157 137H159V136H157ZM4 138V137H3ZM13 138V137H12ZM12 138H11V140H12ZM23 138V137H22ZM36 138H37V136H36ZM35 138V139H36ZM105 137H104V139H106ZM119 138V139H120ZM153 138V137H152ZM156 138V137H155ZM16 139V138H15ZM40 139V138H39ZM42 139V138H41ZM40 139V140H41ZM45 139V138H44ZM67 139V138H66ZM70 139V138H69ZM73 139V138H72ZM75 139V138H74ZM89 139V138H88ZM88 139H86V140H88ZM118 139V140H119ZM142 139H144V136H143V138ZM141 139V140H142ZM157 140H158V138H156ZM155 139V140H156ZM159 139H161V138H159ZM168 139V138H167ZM198 139V138H197ZM202 139V138H201ZM207 140V138L206 137H204V140ZM2 140V139H1ZM23 140V139H22ZM26 140H29V138L28 139H26ZM30 140V141H31ZM49 140V139H48ZM53 140V139H52ZM71 140V139H70ZM76 140V139H75ZM82 140V139H81ZM85 140V141H86ZM91 140V139H90ZM108 140H109V138H108ZM141 140L139 139V141L141 142ZM145 140V139H144ZM166 140V139H165ZM164 140V141H165ZM187 140V139H186ZM189 140V139H188ZM211 140H210V142H211ZM25 141V140H24ZM44 141V140H43ZM66 141H68V139L66 140ZM73 141V140H72ZM71 141V142H72ZM78 141V140H77ZM76 141V142H77ZM89 141V140H88ZM99 141V142H100ZM102 141H104V140H102ZM110 141V140H109ZM113 141V140H112ZM143 141V140H142ZM167 141V140H166ZM181 141H182V145H181ZM209 141V140H208ZM14 142V141H13ZM75 142V143H76ZM151 142V141H150ZM157 142V141H156ZM187 144H188V146H189V143H188V141H185ZM196 142V141H195ZM19 143V142H18ZM35 143V142H34ZM38 143H39V141H38ZM85 143V142H84ZM103 143V142H102ZM105 143H107V142H104V144ZM109 143V142H108ZM142 143V142H141ZM146 143H147V139H146ZM163 143V142H162ZM166 143V142H165ZM192 143H194V141H191V144ZM209 143V142H208ZM26 144V143H25ZM40 144V143H39ZM68 145H69V143H67ZM91 144V143H90ZM92 144H93V142H92ZM97 144V143H96ZM137 144V143H136ZM138 144H139V142H138ZM145 144V143H144ZM148 144V143H147ZM157 144V143H156ZM195 144H197L198 145V143H195ZM194 144V145H195ZM19 145V144H18ZM20 145H22V143L20 144ZM29 145V144H28ZM28 145H26L27 147H28ZM41 145V144H40ZM78 145V144H77ZM81 145V144H80ZM84 145V144H83ZM111 145V148H116V146H113L112 144H109V146ZM142 145V144H141ZM158 145H159V143H158ZM164 145V144H163ZM186 145V144H185ZM184 145V146H185ZM194 145H191V146H194ZM261 145V144H260ZM264 145V144H263ZM262 145V149H263V146ZM25 146V145H24ZM33 146H35V145H33ZM70 146V145H69ZM68 146V147H69ZM71 146L73 147V145L71 144ZM75 146V145H74ZM91 146H93V145H91ZM109 146H108V149H109ZM136 147L137 148V146H135V145H132L131 146V148L132 147ZM144 146V145H143ZM143 146H142V149H143ZM148 146V145H147ZM153 146V145H152ZM162 146V145H161ZM165 146V145H164ZM187 146V147H188ZM23 147V146H22ZM22 147H20V148H22ZM105 147H107V145L105 146ZM141 147V146H140ZM157 147V146H156ZM155 147V148H156ZM166 147V146H165ZM200 147V146H199ZM78 148H80L79 146H78ZM83 148L84 147H82V150H83ZM129 148V150H127ZM158 148V147H157ZM167 148H164V151H162V152H166L167 153V151H165ZM184 147L182 146V149H183ZM191 148V147H190ZM190 148H188V149H190ZM36 149V148H35ZM85 149V148H84ZM108 149H106V150H108ZM134 149V148H133ZM131 150V151H135V150ZM144 149H145V147H144ZM179 149H180V147H179ZM177 150V153H175L176 155L174 156V154H173V156L174 157H176V156H178L177 154L180 152V151H183L182 153H184V152H186V150L188 151V149H186V148H184L183 150ZM186 149V150H185ZM193 149V147L189 150V151H191ZM199 149V148H198ZM201 149V148H200ZM26 150V149H25ZM28 150V149H27ZM32 150V149H31ZM101 150H103V149H100L99 151H101ZM114 150H116V149H114ZM137 150H140L141 151V148L139 149V147L137 148ZM149 150H150V148H149ZM162 150V149H161ZM204 150V149H203ZM208 150H211L210 148L208 149ZM208 150L206 151L207 153H208ZM259 150H261L260 148H259ZM30 151V150H29ZM28 151V152H29ZM85 151H86V149H85ZM89 151V150H88ZM94 151H96V149L94 150ZM92 152V153H96V154H99V155H102V154H104L105 152H102V154H100V153H98V151H96V152ZM104 151V150H103ZM110 150H108V152H109ZM112 151V150H111ZM117 151H114V152H117ZM148 151V150H147ZM151 151H155L154 149H152ZM198 151H200V150H198ZM202 151V150H201ZM263 151V150H262ZM23 152V151H22ZM28 152H25L27 155H28ZM90 152H91V150H90ZM114 152L112 153L111 152V154H113L114 155ZM129 152H128V156H129ZM161 152V153H162ZM193 152V151H192ZM205 152V151H204ZM24 153V154H25ZM30 153V152H29ZM135 153V152H134ZM142 154H144V152H143V150H142V152H141ZM141 153L139 152V155L141 156ZM146 153V152H145ZM157 153V152H156ZM181 153V152H180ZM179 153V154H180ZM191 153V152H190ZM194 153V152H193ZM200 153V152H199ZM21 155H20V158L21 157H23V154L22 153H20ZM26 154H25V156H26ZM39 154H41V153H39ZM72 154H74L73 152H72ZM72 154L70 155V156H72ZM82 154V153H81ZM85 154V153H84ZM107 154V153H106ZM105 154V155H106ZM109 154V153H108ZM111 154H109V155H111ZM116 154V153H115ZM118 154H116L115 156H114V158H116V156L118 155ZM127 154V153H126ZM125 154V155H126ZM133 154V153H132ZM136 154V153H135ZM134 154V155H135ZM137 154H138V152H137ZM150 154H152V156H154L153 155V153H150ZM149 154V157L151 156ZM186 154H188V156L190 155L189 153H185L184 155H186ZM192 154V153H191ZM197 154V153H196ZM195 154V155H196ZM205 154V153H204ZM209 154H210V152H209ZM257 154V153H256ZM263 154V153H262ZM18 155V154H17ZM29 155H32V154H29ZM29 155H28V157H29ZM76 155V154H75ZM74 155V156H75ZM83 155V154H82ZM125 155H124V158H125V160H127V158L126 157H128V156H126L125 157ZM138 155V156H139ZM199 155V154H198ZM201 155H203V154H201ZM3 156V155H2ZM34 156V155H33ZM69 156V157H70ZM78 156V155H77ZM76 156V157H77ZM93 156H95V155H93ZM92 156V157H93ZM97 156V155H96ZM108 156V155H107ZM112 156V155H111ZM131 156V155H130ZM129 156V157H130ZM133 156V155H132ZM131 156V157H132ZM146 156V155H145ZM144 156V157H145ZM151 156V158H153ZM182 156H183V154H182ZM182 156L180 157V158H182ZM187 156V155H186ZM186 156H184L183 158H185ZM257 156V155H256ZM40 157H41V155H40ZM68 156H66V158H67ZM81 157V156H80ZM91 157V158H92ZM103 157V160L102 161H104V160H106V158L104 159V156H102ZM102 157L101 158H99V156H98V159H102ZM113 157V156H112ZM118 157V156H117ZM130 157V158H131ZM142 157H143V155H142ZM147 157H148V155H147ZM162 157V156H161ZM164 157V158H165ZM189 157H191V156H189ZM199 157V159H200V155L198 156ZM198 157H197V159H198ZM203 157L205 158V155H203ZM6 158V157H5ZM19 157H17V159H18ZM19 158V159H20ZM30 158H32L31 156H30ZM74 158V157H73ZM79 158V157H78ZM83 158H84V156H83ZM90 158V159H91ZM121 158L122 159H124L123 158V156H121ZM146 158V157H145ZM163 158V159H164ZM170 158V163H171V160H173V159H171ZM182 158V159H183ZM27 159H29V158H27ZM26 159V160H27ZM34 159V158H33ZM67 159H69V158H67ZM66 159V160H67ZM81 158H79V160H80ZM89 159V160H90ZM109 159V158H108ZM112 159V158H111ZM111 159H109V160H111ZM117 159V158H116ZM121 159V160H122ZM129 159V158H128ZM133 159V158H132ZM131 159V161L133 162V160H135L136 159V157H135V159H133L132 160ZM140 159V158H139ZM143 159V158H142ZM176 159H177V157H176ZM176 159H174V160H176ZM179 159V158H178ZM177 159V160H178ZM186 159V158H185ZM194 159H196V158H194ZM193 159V160H194ZM196 159V160H197ZM259 159V158H258ZM21 160V159H20ZM26 160H25V162H26ZM37 160V159H36ZM78 160V159H77ZM93 160H95L94 158L92 159V161ZM97 160V159H96ZM95 160V161H96ZM113 160V159H112ZM111 160V161H112ZM120 160V162L121 163H123L122 161ZM150 160V159H149ZM148 160V161H149ZM153 160V159H152ZM155 160V159H154ZM162 160V159H161ZM166 160V159H165ZM164 160V161H165ZM167 160V161H168ZM184 160V159H183ZM182 160V162L184 163V161ZM193 160H191V161H193ZM206 160V159H205ZM207 160H208V158H207ZM209 160H211V159H209ZM251 160H253V159H251ZM250 160V161H251ZM255 160V159H254ZM3 161V160H2ZM1 161V162H2ZM19 161V160H18ZM24 161V160H23ZM95 161H93V163L95 162ZM100 161V160H99ZM110 161V162H111ZM117 161V160H116ZM116 161H115V163H116ZM118 161H119V159H118ZM129 161V160H128ZM144 161V160H143ZM166 161V164H168L169 162H167ZM179 161V160H178ZM200 161H203V160H200ZM250 161H248L249 163H250ZM256 161V160H255ZM11 162V161H10ZM27 162H29V161H27ZM27 162L25 163V164H27ZM32 162V161H31ZM37 162V161H36ZM40 162H42V161H40ZM86 162V161H85ZM88 162V161H87ZM97 162H98V160H97ZM106 162V161H105ZM120 162H118V163H120ZM125 162V161H124ZM155 162V161H154ZM173 162V161H172ZM180 162V161H179ZM178 162V163H179ZM247 162V163H248ZM253 161H251V163H252ZM35 163V162H34ZM96 163V162H95ZM120 163V164H121ZM131 163V162H130ZM148 163V162H147ZM146 163V164H147ZM157 163V162H156ZM177 163V162H176ZM189 164L191 163V162H188ZM4 164H5V162H4ZM24 162L22 163V165L23 166H21V167H23V170L24 169H26V168H28V167H24ZM31 163H29V168H30V166H32V164L30 165ZM36 164V163H35ZM67 164V163H66ZM82 164V163H81ZM85 164V163H84ZM114 164V163H113ZM155 164V163H154ZM180 164V163H179ZM178 164V165H179ZM185 164V163H184ZM188 164V165H189ZM194 164V163H193ZM200 164V163H199ZM209 164V163H208ZM11 165V164H10ZM20 165H21V163H20ZM87 165L90 167L91 165L89 164V163H87ZM86 165V166H87ZM94 165H96V164H94ZM99 165V163L97 164V166ZM110 166V170H112L113 168L112 167H114V169L116 168L115 167V165H112L111 166V163L109 164ZM123 165V164H122ZM127 165V164H126ZM128 165H130V164H128ZM127 165V166H128ZM134 165V163L132 164V165H130V166H133ZM152 165V164H151ZM160 165V164H159ZM163 165V167L160 165V167H162L163 169H166V167L164 168V166H165V164L163 163L162 164ZM170 165H172V164H170ZM170 165H168V166H170ZM173 165H175V164H173ZM183 165V164H182ZM195 165V164H194ZM198 165V164H197ZM260 165V166H259ZM0 166H1V164H0ZM6 168H7V166L6 165H4ZM9 166V165H8ZM18 166H19V163H18ZM26 166H28V165H26ZM35 166V165H34ZM67 166V165H66ZM65 166V167H66ZM69 166H70V164H69ZM93 166V165H92ZM101 166H102V164H101ZM100 166V167H101ZM121 166V165H120ZM124 166H125V163H124ZM138 166V168H139V165H137ZM154 166H156V165H154ZM153 165L151 166V168L152 167H154ZM180 166H181V164H180ZM183 166H185V165H183ZM191 166V165H190ZM189 166V167H190ZM200 166V165H199ZM209 166V165H208ZM262 166V168H260ZM41 167V166H40ZM62 167V166H61ZM68 167V166H67ZM96 166H94V168H95ZM108 167V166H107ZM134 167V166H133ZM147 167V166H146ZM176 167H177V165H176ZM187 167V166H186ZM34 168V167H33ZM36 168V167H35ZM63 168V167H62ZM71 168V167H70ZM112 168V169H111ZM119 168H121V167H119ZM124 168H126V166L124 167ZM132 168V167H131ZM142 168H143V166H142ZM155 168V167H154ZM168 168V167H167ZM172 168V167H171ZM179 168V167H178ZM181 168V167H180ZM188 168V167H187ZM194 168H195V166H194ZM193 168V169H194ZM5 169V168H4ZM8 169V168H7ZM19 169H20V167H19ZM121 169H123V168H121ZM129 169H130V167H129ZM128 169V170H129ZM145 169V168H144ZM153 169V168H152ZM158 169V168H157ZM161 169V168H160ZM162 169V170H163ZM169 169V168H168ZM192 169V170H193ZM195 169H197V166H196V168ZM199 169V168H198ZM245 169V168H244ZM6 170V169H5ZM22 169H20V171H21ZM65 170H67V168H65ZM96 170V169H95ZM116 170H118V169H116ZM127 169H126V171H128ZM139 170V169H138ZM142 170V169H141ZM162 170L160 171V174H161V172H162ZM180 170H182L181 172H185L184 171V167L182 168V169H180ZM188 170H190V169H188ZM191 170V171H192ZM246 170V169H245ZM248 170V169H247ZM250 170V169H249ZM26 171H28V170H26ZM26 171L24 172V174H26ZM32 172H30L29 174L31 175V173H33V169L31 170ZM38 171V170H37ZM94 171V170H93ZM101 171V170H100ZM100 171H98L99 173H100ZM103 171V170H102ZM106 171V170H105ZM115 171V170H114ZM114 171L112 172V174H113V176H114ZM120 171V170H119ZM123 171V170H122ZM126 171H123V172H125V174H126ZM130 171V170H129ZM128 171V172H129ZM164 172H167L166 170H163ZM172 171H173V168H172ZM186 171H187V169H186ZM259 171H262V172H259ZM22 172V171H21ZM35 172V171H34ZM39 172V171H38ZM67 172H68V170H67ZM75 172V171H74ZM92 172V171H91ZM108 172V171H107ZM118 172V171H117ZM163 172V173H164ZM169 172H170V170H169ZM174 172V171H173ZM177 172H178V170H177ZM176 172V173H177ZM189 172V171H188ZM193 172V171H192ZM192 172H189V173H192ZM200 172V171H199ZM252 172H253V174H252ZM7 172H5V174H6ZM16 173V172H15ZM37 173V172H36ZM65 173V172H64ZM109 173H110V171H109ZM130 173V172H129ZM128 173V174H129ZM134 173H136V172H134ZM142 173V172H141ZM162 173V174H163ZM246 173H248L247 171H246ZM249 173H250V171H249ZM27 174H28V172H27ZM108 174V173H107ZM112 174L110 173V174H108V175H111V177H110V180H111V178L113 177L112 176ZM120 174H122L121 172H120ZM137 174H138V172H137ZM155 174V173H154ZM156 174H157V172H156ZM160 174H158V175H160ZM188 174V173H187ZM194 174V173H193ZM2 175V174H1ZM15 175V174H14ZM13 175V176H14ZM21 175H23V174H21ZM65 175V174H64ZM74 175V174H73ZM81 175V174H80ZM102 175V174H101ZM100 175V176H101ZM107 175V176H108ZM136 175V174H135ZM167 175V174H166ZM166 175H165V177H166ZM170 175V174H169ZM177 175V174H176ZM186 175V174H185ZM198 175V174H197ZM248 174H245L243 177H245V176H247ZM4 176V175H3ZM29 176V175H28ZM28 176H27V178H28ZM91 175H89V177H90ZM117 176V175H116ZM120 176V175H119ZM131 176H132V174H131ZM139 176V175H138ZM142 176V175H141ZM161 176V175H160ZM181 176H183V175H181ZM181 176H175L174 175V178L175 177H181ZM192 176V175H191ZM194 176V175H193ZM196 176V175H195ZM22 177V176H21ZM59 177H62V176H59ZM64 177V176H63ZM77 177V176H76ZM88 176H87V178H89ZM92 177V176H91ZM91 177H90V179H91ZM104 177V176H103ZM123 177V176H122ZM136 177V176H135ZM144 177V176H143ZM148 177V176H147ZM146 177V178H147ZM170 177V176H169ZM185 176H183V177H181V179L182 178H184ZM187 177V176H186ZM188 177H190V176H188ZM188 177H187V179H188ZM198 177V176H197ZM238 177V178H237ZM242 177V178H243ZM8 178V177H7ZM26 178V177H25ZM30 178H31V176H30ZM68 178V177H67ZM70 178V177H69ZM99 178V177H98ZM115 178V177H114ZM117 178V177H116ZM120 178V177H119ZM126 178V177H125ZM125 178H122V180L124 179L125 180ZM139 178V177H138ZM145 178V179H146ZM163 178V177H162ZM161 178V179H162ZM168 178V177H167ZM177 178V179H178ZM192 178V177H191ZM240 178H241V176H240ZM241 178V179H242ZM22 179H24V178H22ZM61 179V178H60ZM59 179V180H60ZM78 179V178H77ZM102 179V178H101ZM108 179V178H107ZM144 179V178H143ZM149 179V178H148ZM154 179V178H153ZM164 179H166V178H164ZM171 179V178H170ZM173 179V178H172ZM180 179V178H179ZM178 179V180H179ZM186 179V178H185ZM186 179V180H187ZM193 179V178H192ZM200 179V180H199ZM236 179L238 180V181H236ZM26 180V179H25ZM24 180V182H26ZM59 180H56V181H58L59 183H60V181ZM66 180V179H65ZM70 180V179H69ZM72 180V179H71ZM71 180L69 181V182H71ZM74 180V179H73ZM79 180V179H78ZM84 180V179H83ZM114 180V179H113ZM126 180H127V178H126ZM125 180V181H126ZM174 180V179H173ZM178 180H176V181H173V183L172 184H174L175 182H177L178 183ZM182 180H184V179H182ZM182 180H181V182H182ZM194 180V179H193ZM243 180H246V177H245V179H243ZM64 180H62V182H63ZM67 181V180H66ZM96 181V180H95ZM112 181V180H111ZM118 181V180H117ZM134 182H135V179L133 180ZM139 181V180H138ZM149 181V180H148ZM153 181H155L156 182V180H153ZM165 181H168V180H165ZM4 182V181H3ZM6 182V181H5ZM16 182V181H15ZM28 182V181H27ZM58 182H56V183H58ZM88 182V181H87ZM94 182V181H93ZM110 182V181H109ZM113 182V181H112ZM111 182V183H112ZM121 182V181H120ZM128 182V181H127ZM137 182V181H136ZM140 182H141V179H140ZM146 182V181H145ZM183 182H185V181H183ZM181 183V184H185V183ZM64 183V182H63ZM62 183V184H63ZM75 183V182H74ZM74 183H72V184H74ZM104 183V182H103ZM108 183V182H107ZM117 183V182H116ZM125 183V182H124ZM123 183V184H124ZM133 183V182H132ZM138 183V182H137ZM152 183V182H151ZM154 183V182H153ZM159 183V182H158ZM164 183V182H163ZM168 183V182H167ZM169 183H170V181H169ZM188 183H189V181H188ZM241 183H239V184H241ZM6 184V183H5ZM20 184V183H19ZM55 184V183H54ZM70 185H71V183H69ZM84 184V183H83ZM119 184V183H118ZM128 184V183H127ZM130 184V183H129ZM141 184H143V183H141ZM156 184H157V182H156ZM176 184V183H175ZM187 184V183H186ZM239 184H237V185H239ZM56 185V184H55ZM61 185V184H60ZM91 185V184H90ZM111 185V184H110ZM109 185V186H110ZM116 185V184H115ZM139 185V184H138ZM138 185H135V187L137 188V186ZM149 185V184H148ZM163 185V184H162ZM165 185V184H164ZM168 185V184H167ZM177 185V189H180L179 188V185H180V183H179V185L178 184H176ZM175 185V186H176ZM259 185H261V186H259ZM6 186V185H5ZM10 186V185H9ZM9 186H8V190L10 189L9 188ZM20 186V185H19ZM25 186V185H24ZM85 186V185H84ZM89 186V185H88ZM100 186H102V185H99V187ZM103 186H104V184H103ZM108 186V185H107ZM120 187H121V185H119ZM124 186V185H123ZM130 186H133L132 184L130 185ZM151 186V185H150ZM153 186H155V185H153ZM153 186H152V188H153ZM161 186V185H160ZM170 186H171V184H170ZM185 186V185H184ZM183 186V187H184ZM227 188H226V187ZM234 186V187H233ZM258 186L259 187H261V188H258ZM3 187V186H2ZM12 187V186H11ZM15 187V185L13 186V188ZM21 187V186H20ZM53 187V186H52ZM116 187V186H115ZM120 187H119V189H120ZM134 186H133V188H135ZM166 187V186H165ZM222 187H225L224 188V190L226 189H228L229 188V190L231 191L230 192V196H229V194H228V196H229V202L230 203H228V205L229 204H234L235 202H238L239 203V201L238 200H243L242 198H244L242 195L244 194V196H245V200L247 199H249L248 201H250V202H252V203H255V204H248L249 206H252V207H249V208H247V203L242 207V209H241V211L239 212L238 210H240V203L238 204L239 206L238 207H240L239 209H237L236 207H234V209H236V214H234V212H232L231 210H229L228 208H230V207H232V206H227L226 208L228 209H226V211L225 210H223V211H225V212H228V213H226L225 214V216L227 215V218L224 216V213L223 214H221V215H223L226 219V221L225 222H223L224 224L223 225H221V224H217L218 222L217 221H215L214 222V220L217 218L216 216L218 215L217 214V212H220L219 210L216 212L215 211V213L214 214H212V212H209L210 210L212 211L213 209H214V207L212 208V206L209 208V213L212 215H210V214H206V215H210L212 218L210 219V222H207V221H209V220H207V221H203L204 223H206L205 224V228L203 229V230H201V232L196 228L197 227V225H196V227H194V228H196L197 229V232H195L194 230V232L191 230V228L189 227L190 225H195V223H193L194 222V218L196 217V218H198L200 215H198L199 213L196 211H192L193 210V208H196V207H198L200 204H206L207 205V203H210L211 202V200L213 199L214 201L215 200H218V199H220V198H216V199H214V197L216 196V195H219L220 194V192H218V190L221 188L222 189ZM233 187V188H232ZM6 188V187H5ZM13 188H11L12 190H14ZM19 188V187H18ZM55 188H56V186H55ZM59 188V187H58ZM62 188H64V187H62ZM88 188V187H87ZM103 188V187H102ZM124 188V187H123ZM135 188V189H136ZM149 188V187H148ZM155 188V187H154ZM169 188V187H168ZM189 188V187H188ZM6 189V190H7ZM61 189V188H60ZM66 189V188H65ZM99 189V188H98ZM106 189H107V187H106ZM122 189V188H121ZM132 189V188H131ZM134 189V190H135ZM150 189V188H149ZM160 189V188H159ZM176 189V188H175ZM51 190V189H50ZM59 190V189H58ZM90 190V189H89ZM117 190V189H116ZM145 190V189H144ZM162 190V189H161ZM166 190H167V188H166ZM169 190V189H168ZM181 190V189H180ZM184 190V189H183ZM261 190V191H260ZM5 191V190H4ZM18 191V190H17ZM16 191V192H17ZM57 191V190H56ZM66 190H64L63 192H65ZM67 191H68V189H67ZM86 191V190H85ZM84 191V192H85ZM94 191V190H93ZM97 191V190H96ZM106 191V190H105ZM119 191V190H118ZM127 191V190H126ZM147 191V190H146ZM157 191V190H156ZM160 191V190H159ZM158 191V192H159ZM164 191V190H163ZM169 191H171V189L169 190ZM174 191V190H173ZM175 191H177V190H175ZM184 191H186V190H184ZM222 191V190H221ZM234 191H235V189H234ZM257 191L259 192V193H257ZM20 192V191H19ZM49 192V191H48ZM95 192V191H94ZM93 192V193H94ZM98 192V191H97ZM104 192V191H103ZM123 192V190L121 191V193ZM129 192V191H128ZM136 193H137V191H135ZM142 192V191H141ZM165 193H166V191H164ZM217 192V193H216ZM225 192H227V191H225ZM229 192V191H228ZM50 193V192H49ZM79 193V192H78ZM89 193V192H88ZM104 193H106V192H104ZM104 193H102V194H104ZM109 193V192H108ZM119 194H120V192H118ZM124 193V192H123ZM130 193H133V192H131L130 191ZM144 193V192H143ZM148 193V192H147ZM153 193H154V191H153ZM161 193V192H160ZM163 193V192H162ZM162 193H161V196H162ZM176 193V192H175ZM180 193V192H179ZM219 193V194H218ZM223 193V192H222ZM14 194V193H13ZM16 194V193H15ZM57 194V193H56ZM59 194V193H58ZM57 194V195H58ZM66 194H68V193H66L65 192V194L64 195H66ZM101 194V195H102ZM113 194H114V192H113ZM119 194H118V196H116L117 194L115 193V197H117L116 198V200L118 201L119 199H118V197H120L119 196ZM125 194V193H124ZM138 194V193H137ZM164 194V193H163ZM180 194H182V192L180 193ZM227 194V193H226ZM258 194V195H257ZM55 195V194H54ZM56 195V196H57ZM61 194H59V196H60ZM100 195V194H99ZM123 195V194H122ZM130 195V194H129ZM132 195H134V194H132ZM132 195H130V196H132ZM136 195V194H135ZM149 195V194H148ZM152 195V194H151ZM159 195V194H158ZM171 195V194H170ZM199 195V197L200 198H198V200H197V196ZM221 195V194H220ZM1 196V195H0ZM79 196H81V195H79ZM78 196V197H79ZM105 196V195H104ZM139 196V195H138ZM140 196H142V195H140ZM154 196V195H153ZM157 196V195H156ZM155 196V197H156ZM160 196V195H159ZM172 196V195H171ZM223 196V195H222ZM221 196V197H222ZM224 196H227V195H225L224 194ZM224 196H223V199H224ZM45 197V196H44ZM63 197H65L66 198V196H63ZM95 197V196H94ZM99 197V196H98ZM111 197V196H110ZM113 197V196H112ZM111 197V198H112ZM114 197V198H115ZM144 197H145V195H144ZM154 197V198H155ZM163 197V196H162ZM165 197H166V195H165ZM178 197V196H177ZM176 197V198H177ZM183 197V195H180V197H178L179 199H181ZM217 197V196H216ZM220 197V196H219ZM231 197V198H230ZM64 198V201L66 200ZM121 198V197H120ZM175 198V199H176ZM178 198H177V200L176 201H178ZM226 198V197H225ZM259 198H262V199H259ZM61 200H62V198H60ZM74 199H76V198H74ZM131 199V198H130ZM133 199V198H132ZM132 199H131V201H132ZM138 199V198H137ZM140 199V198H139ZM158 199V198H157ZM164 199V198H163ZM195 199L197 200V201H195ZM222 199V198H221ZM227 199V198H226ZM232 199V200H231ZM45 200V199H44ZM49 200V199H48ZM77 201L75 202V200H74V202L75 203H78V202H81V200H80V198H79V200H78V198L76 199ZM146 200V199H145ZM161 200V199H160ZM212 200V201H213ZM244 200V202H246ZM251 200H253V201H251ZM255 200V201H254ZM46 201H47V199H46ZM91 201V200H90ZM93 201H94V199H93ZM96 201V200H95ZM104 201V200H103ZM168 201H172V200H170L169 198H168ZM167 201V202H168ZM194 201V202H193ZM207 201H209V202H207ZM66 202V201H65ZM107 202V201H106ZM113 202V201H112ZM111 202V203H112ZM124 202V201H123ZM126 202H128V200L126 201ZM196 202V203H195ZM205 202V203H204ZM217 202V201H216ZM218 202H221L220 204H221V206H219V207H222L223 206V202L222 201H220V200H218ZM225 202V201H224ZM228 202V201H227ZM116 203H118V202H116ZM116 203H113V204H116ZM128 203H130V201L128 202ZM133 203H134V201H133ZM142 203V202H141ZM152 203V202H151ZM215 203V202H214ZM241 203H243V201L241 202ZM51 204V203H50ZM49 204V205H50ZM98 204H101V203H98ZM103 204V203H102ZM101 204V205H102ZM109 204V203H108ZM122 204V203H121ZM126 204V203H125ZM142 204H144V203H142ZM142 204H139V205H142ZM194 204L196 205V207H193L194 206ZM200 205V206H205V205ZM227 204V203H226ZM259 204V205H258ZM47 205V204H46ZM79 205H81V203L79 204ZM79 205H77V206H79ZM117 205V204H116ZM116 205H115V207H116ZM119 205V204H118ZM123 205V204H122ZM156 205V204H155ZM198 205V206H197ZM215 205V204H214ZM224 205H225V203H224ZM52 206H53V209H54V204H52ZM52 206H50V207H52ZM59 206V205H58ZM58 206H56L55 205V207H58ZM76 206V205H75ZM97 206H99V205H97ZM125 206H127V205H125ZM130 205H128V207H129ZM144 206V205H143ZM157 206V205H156ZM208 206V205H207ZM226 206V205H225ZM224 206V207H225ZM236 206V205H235ZM262 206H263V204H262ZM28 207V206H27ZM48 207V206H47ZM46 207V208H47ZM94 207V206H93ZM112 207V206H111ZM133 207H134V205H133ZM141 207V206H140ZM152 207V206H151ZM169 207H170V205H169ZM193 207V208H192ZM216 207H217V205H216ZM224 207H222L223 209H224ZM21 208V207H20ZM22 208H24L23 206H22ZM30 208V207H29ZM76 208V207H75ZM74 208V209H75ZM103 208V207H102ZM149 208V207H148ZM160 208V207H159ZM202 208H204V207H202ZM201 208V209H202ZM207 208V207H206ZM206 208H204V211H207L206 210ZM233 208V207H232ZM2 209V208H1ZM51 208H49V210H50ZM107 209V208H106ZM111 209V208H110ZM135 209L137 210V208L135 207ZM134 209V210H135ZM145 209V208H144ZM215 209H218V208H215ZM214 209V210H215ZM221 209V208H220ZM231 209V208H230ZM58 211V208L57 209H55V211ZM95 210V209H94ZM94 210H93V212H94ZM141 210V209H140ZM161 210H163V207H162V209ZM194 210H196V209H194ZM213 210V211H214ZM54 210H52V212H53ZM55 211H54V213H55ZM57 211H56V213H57ZM105 211V210H104ZM113 211H115L114 209H113ZM145 211V210H144ZM203 211V212H204ZM261 212H262V210H260ZM260 211H257V213H259ZM1 212V211H0ZM17 212V211H16ZM51 212V213H52ZM78 212H79V210H78ZM107 212V211H106ZM110 212V211H109ZM116 212H117V209H116ZM122 212V211H121ZM127 212V211H126ZM131 212V211H130ZM135 212V211H134ZM137 212V211H136ZM148 212H149V210H148ZM164 212V211H163ZM200 212V211H199ZM239 212V213H238ZM260 212V213H261ZM2 213V212H1ZM25 213V212H24ZM50 213V214H51ZM54 213H52V214H54ZM55 213V214H56ZM96 213V212H95ZM104 213V212H103ZM151 213V212H150ZM154 213V212H153ZM3 214V213H2ZM49 214V216H51ZM98 213H96V215H97ZM118 214V213H117ZM128 214V213H127ZM131 214H132V212H131ZM134 214V213H133ZM162 214V213H161ZM198 215V216H195V215ZM200 214H202V218H200V219H206V216L205 215H203V213H200ZM217 214V215H216ZM254 214V215H253ZM261 214H264V211H263V213H261ZM25 215H26V213H25ZM58 215V214H57ZM74 215H75V212H74ZM94 214H92V216H93ZM104 215V214H103ZM107 213H106V217H107ZM112 215V214H111ZM121 215V214H120ZM128 215H130V214H128ZM154 215V214H153ZM160 215V214H159ZM216 215V216H215ZM220 215V214H219ZM41 216L42 217H44V215H40V218H41ZM48 216V215H47ZM56 215H54V217H55ZM70 216V215H69ZM98 216H99V214H98ZM122 216V215H121ZM125 216V215H124ZM127 216V215H126ZM125 216V217H126ZM140 216V215H139ZM138 216V217H139ZM144 216V215H143ZM157 216V215H156ZM166 216H168V215H166ZM204 216H205V218H204ZM222 216V217H223ZM264 216V215H263ZM24 217H26V216H24ZM105 217V218H106ZM112 217V216H111ZM118 217V216H117ZM124 217V218H125ZM136 217V216H135ZM209 217V216H208ZM216 217V218H215ZM221 217V216H220ZM223 217V218H224ZM4 218V217H3ZM45 218V217H44ZM57 218V217H56ZM72 218V217H71ZM119 218V217H118ZM118 218H116V219H118ZM123 218V219H124ZM150 218H151V216H150ZM158 218V217H157ZM160 218V217H159ZM219 218V217H218ZM223 218H221V219H223ZM1 219V218H0ZM6 220H7V217L5 218ZM4 219V220H5ZM27 219H29V218H27ZM45 219H47V218H45ZM95 218H93V220H94ZM114 219H115V217H114ZM128 219H130V217L128 218ZM152 219H154V218H152ZM214 219V220H213ZM5 220V221H6ZM37 220V219H36ZM40 220H43L42 218L41 219H39V220H37L39 223H40ZM68 220H70V218L68 219ZM108 220V219H107ZM106 220V221H107ZM143 220H145L146 221V218L145 219H143ZM158 220V219H157ZM162 220V219H161ZM213 220V221H212ZM220 220V219H219ZM251 220V221H250ZM47 222H48V220H46ZM51 221V220H50ZM54 222H55V219L53 220ZM73 221H75L74 219H73ZM95 221H96V219H95ZM120 221H122V222H124L123 220H120ZM127 221V220H126ZM125 221V222H126ZM141 221H142V218H141ZM201 221V222H202ZM230 221V222H229ZM232 221H236L235 223L233 222V224L230 226V227H228V226H225L226 225V223L228 224V223H231ZM264 221V219H262V222ZM52 222V221H51ZM50 222V223H51ZM114 222H115V220H114ZM135 222H137L136 220H135ZM202 222V223H203ZM212 222H214V223H212ZM7 223V222H6ZM33 223H36V222H34L33 221ZM49 223V224H50ZM128 223V222H127ZM147 223V222H146ZM198 223H200V221L198 222ZM201 223V227L203 226V224ZM46 224V222L43 220L42 221V225H41V223H40V228H39V226L38 227H36V228H38V231L40 232V229H43V228H41V227H43L44 225ZM49 224H48V229H49ZM52 224H53V222H52ZM114 224V223H113ZM112 224V226L114 227V225ZM119 224V223H118ZM123 223H121L120 225H122ZM128 224H130V223H128ZM137 224V223H136ZM151 224V223H150ZM262 224H264V223H262ZM262 224H260L261 226H262ZM66 225H68L67 223H66ZM70 225V224H69ZM100 225V224H99ZM119 225V226H120ZM125 225L126 226H128L126 223H125ZM125 225H123V226H125ZM182 225L184 226L183 228H184V230L181 228L182 227ZM253 225H255V224H253ZM256 225H259V224H256ZM31 226V225H30ZM35 226H37V223H36V225ZM93 226V225H92ZM142 226L143 225H141V228H142ZM151 226V225H150ZM200 226H199V228H200ZM261 226H259V227H261ZM33 227H34V225H33ZM46 227V226H45ZM61 227V226H60ZM75 227V226H74ZM98 227V226H97ZM99 227H101V225L99 226ZM117 227V226H116ZM115 227V228H116ZM136 227H137V225H136ZM157 227V226H156ZM186 227V228H185ZM192 227V226H191ZM204 227V226H203ZM226 229H225V228ZM252 228L254 227L255 228V226H251ZM257 227V226H256ZM120 228H121V226H120ZM150 228V227H149ZM151 228H152V226H151ZM188 228H190V230L188 229ZM224 228V229H223ZM242 228H243V230H242ZM248 228V227H247ZM32 229V228H31ZM34 229V228H33ZM59 229H61V230H63L62 229V227L61 228H59ZM59 229H57V231L59 230ZM68 229V228H67ZM92 229V228H91ZM97 228H95V230H96ZM114 229V228H113ZM117 229V228H116ZM118 229H119V227H118ZM124 229V228H123ZM132 229V228H131ZM134 229H136V228H134ZM139 229V228H138ZM155 229V228H154ZM154 229H152V230H154ZM201 229V228H200ZM223 229V230H222ZM260 228H257V230H259ZM261 229H262V227H261ZM261 229H260V231H261ZM264 229V228H263ZM61 230H59V232L61 231ZM90 230V229H89ZM115 230V229H114ZM127 230H129V228H127ZM137 230V229H136ZM135 230V231H136ZM156 230V229H155ZM222 230V231H221ZM248 230H250L249 232L251 233V231H252V233L254 232V230L255 229H252L251 230V228L250 229H248ZM37 231V230H36ZM45 230H41V232H44ZM48 231V230H47ZM56 231V232H57ZM69 231V230H68ZM74 231V230H73ZM76 231V230H75ZM78 231V230H77ZM76 231V232H77ZM92 231V230H91ZM118 231V230H117ZM141 231H143V230H141ZM140 231V232H141ZM147 231V230H146ZM151 231V230H150ZM219 231H221V232H219ZM245 231H246V229H245ZM38 232V233H39ZM49 232V231H48ZM62 232V231H61ZM60 232V233H61ZM71 232V231H70ZM75 232V233H76ZM82 232V231H81ZM85 232H87L88 233V230L87 231H85ZM98 232V231H97ZM123 232V231H122ZM144 232H145V230H144ZM143 232V233H144ZM152 233H153V231H151ZM199 232V233H198ZM247 232V231H246ZM248 232V233H249ZM263 232V231H262ZM45 233H46V231H45ZM45 233H43L44 235H46ZM67 233V232H66ZM74 233V234H75ZM91 233V232H90ZM99 233V232H98ZM115 233V232H114ZM142 233V232H141ZM140 233V234H141ZM209 233V234H208ZM218 233H221V234H218ZM242 233V234H241ZM57 235H58V232L56 233ZM62 234V233H61ZM61 234H59V235H61ZM85 234V233H84ZM89 234V233H88ZM95 234V233H94ZM113 234V233H112ZM112 234H110V236L112 235ZM125 234V233H124ZM138 234V233H137ZM245 234V233H244ZM256 234L258 235V233L256 232ZM255 233H254V236L256 235ZM56 235V236H57ZM63 235H64V230H63ZM66 235V234H65ZM83 235V234H82ZM95 235H97V234H95ZM103 235V234H102ZM101 235V236H102ZM115 235V234H114ZM120 235V234H119ZM134 235V234H133ZM249 235V234H248ZM247 235V236H248ZM259 235H261V234H259ZM0 236H1V233H0ZM3 236V235H2ZM1 236V237H2ZM31 236H32V234H31ZM75 236V235H74ZM179 236L178 237H175V239L177 238V240H178V238H179ZM189 236V237H188ZM247 236H246V238H247ZM251 236H252V234H251ZM251 236L249 237V238H247V240H249L250 239V241H251ZM263 236V235H262ZM4 237H6V236H4ZM7 237H9V236H7ZM63 237V236H62ZM61 237V238H62ZM92 237H93V235H92ZM134 237V236H133ZM150 237V238H151ZM243 237H245V235L243 236ZM243 237H242V239H243ZM253 237V236H252ZM259 237V236H258ZM257 237V238H258ZM38 238V237H37ZM40 238V237H39ZM60 238V237H59ZM58 238V239H59ZM145 238H148V237H145ZM2 239H3V237H2ZM64 240H65V238H63ZM70 239H72V238H70ZM85 239V238H84ZM84 239H82V240H84ZM88 239V238H87ZM110 239H112V238H110ZM109 238H108V240L109 241H111ZM138 239V238H137ZM142 239L144 240V238L142 237ZM254 239H256L255 237H254ZM263 239V238H262ZM6 240V239H5ZM40 240V239H39ZM54 240H56V239H54L53 238V241ZM60 240V239H59ZM58 240V241H59ZM74 240V239H73ZM72 240V241H73ZM115 240V239H114ZM113 240V241H114ZM141 239L139 238V241H140ZM176 240V241H177ZM184 240V241H185ZM207 240V241H206ZM241 240V239H240ZM259 241H260V239H258ZM257 240V241H258ZM43 241V243H44V240L42 239L41 241H39V242H42ZM52 241V242H53ZM70 241V240H69ZM86 241V240H85ZM94 241V240H93ZM99 241V240H98ZM97 241V242H98ZM173 241H174V239H173ZM172 240L170 241V244H171V242H173ZM178 241H182V242H184L182 239L180 240V238H179V240ZM242 241V240H241ZM243 241H244V239H243ZM246 241V240H245ZM250 241L248 242V241H246V242H244V245H243V247L245 246L246 247V245H245V243L247 244L248 243V246H249V243H250ZM256 241V240H255ZM262 241V240H261ZM260 241V242H261ZM26 242V241H25ZM24 242V243H25ZM37 242V241H36ZM54 242H56V241H54ZM53 242V243H54ZM88 242V241H87ZM95 242L96 241H94V244H95ZM108 242V241H107ZM114 242H116V240L114 241ZM149 242V243H150ZM182 242H179V243H181L182 244ZM239 242V241H238ZM52 243V244H53ZM58 242H56V243H54V244H57ZM64 243V242H63ZM67 243V242H66ZM79 243V242H78ZM81 243V242H80ZM79 243V244H80ZM99 243V242H98ZM101 243V242H100ZM168 243V244H167ZM175 243V242H174ZM174 243H172L171 244V246H169V248L170 247H172V245L174 244ZM237 243V244H236ZM32 244V243H31ZM36 244V243H35ZM40 244V243H39ZM51 244V243H50ZM53 244V245H54ZM62 244V241H61V243L59 244V245H61ZM72 244V243H71ZM76 244H77V242H76ZM84 244V243H83ZM113 244V243H112ZM139 244V243H138ZM205 244V245H204ZM261 244V243H260ZM42 245V244H41ZM40 245V246H41ZM65 245V244H64ZM82 245V244H81ZM85 245H86V243H85ZM92 245H93V242H92ZM109 245V244H108ZM110 245H111V243H110ZM143 245V244H142ZM174 245H178V243L176 242ZM180 245V244H179ZM183 245V244H182ZM251 245H253V244H251ZM258 245V244H257ZM32 246V245H31ZM37 246V245H36ZM43 246V245H42ZM48 246H51V245H48ZM48 246H47V248H48ZM56 247H58V244L57 245H55ZM106 246V245H105ZM104 246V247H105ZM133 246V245H132ZM137 246V245H136ZM139 246V245H138ZM181 246V245H180ZM185 246V245H184ZM259 246V245H258ZM262 246V245H261ZM29 246H27V248H28ZM61 247H62V245H61ZM61 247L59 246V248H60V250H61V252H62V249H61ZM140 247H143V246H140ZM177 247V246H176ZM175 247V248H176ZM243 248V249H247V248ZM253 247V246H252ZM32 248V247H31ZM41 248V247H40ZM65 248V247H64ZM78 248V247H77ZM82 248H83V246H82ZM134 248V247H133ZM137 248V247H136ZM135 248V249H136ZM139 248V247H138ZM174 248V249H175ZM178 248H179V246H178ZM178 248H176V249H178ZM249 248H250V246H249ZM49 249H52V246L49 248ZM53 249H55V248H53ZM49 250V252L51 251H54V250ZM67 249V248H66ZM73 249V248H72ZM75 249V248H74ZM79 249V248H78ZM171 249V248H170ZM173 249V250H174ZM180 249H182V248H179V251L181 252V250ZM240 249H239V251H240ZM243 249H241V251L243 250ZM25 250V249H24ZM34 250V249H33ZM35 250H37V249H35ZM47 250V249H46ZM58 250V249H57ZM57 250H55L54 251V253L56 252V254L58 255L59 253H60V251H59V253H57ZM71 250V249H70ZM94 250V249H93ZM183 250V249H182ZM75 251V250H74ZM88 251V250H87ZM135 251V250H134ZM172 251V250H171ZM178 251V252H179ZM234 251V252H235ZM258 251V250H257ZM259 251H261L260 249H259ZM9 252V251H8ZM11 252V251H10ZM25 252H27V250L25 251ZM29 252H30V249H29ZM36 252H38V251H36ZM41 252V251H40ZM64 252H66V251H64ZM69 252V251H68ZM67 252V253H68ZM170 252V251H169ZM168 252V253H169ZM233 252V253H234ZM243 252V251H242ZM246 252V251H245ZM24 253V252H23ZM32 253V252H31ZM33 253H34V251H33ZM39 253V252H38ZM81 253V252H80ZM87 253V252H86ZM85 253V254H86ZM173 253V252H172ZM236 253V252H235ZM238 253V252H237ZM236 253V254H237ZM240 253V252H239ZM247 253V252H246ZM250 253V252H249ZM255 253V252H254ZM263 252H261V254H262ZM8 254H10V253H7V255ZM53 254V253H52ZM63 254V253H62ZM76 254H77V252H76ZM89 254H91V253H89ZM88 254V255H89ZM133 254V253H132ZM174 254V253H173ZM231 254V253H230ZM241 254V253H240ZM245 254V253H244ZM257 254V253H256ZM261 254H259L260 256H261ZM5 255H6V253H5ZM18 255V254H17ZM22 255H25V254H22ZM45 255V254H44ZM64 255V254H63ZM238 255V254H237ZM242 255V254H241ZM263 255V254H262ZM21 256V255H20ZM32 256V255H31ZM53 256H55V255H53ZM61 256V255H60ZM60 256H58L59 257V259H60ZM72 256V255H71ZM77 256V255H76ZM132 256V255H131ZM160 256V257H159ZM170 256H172V254L170 255ZM174 256V255H173ZM172 256V257H173ZM232 256H234V255H232ZM236 256V255H235ZM240 256V255H239ZM248 256V255H247ZM257 255H255L254 257H256ZM9 257V256H8ZM12 257V256H11ZM18 257V256H17ZM25 257V256H24ZM24 257H22V258H24ZM34 257V256H33ZM40 257V256H39ZM58 257H56L55 256V258L54 259H56V258H58ZM67 257V256H66ZM83 257V256H82ZM227 256H225V258H226ZM237 257V256H236ZM253 257V256H252ZM15 258V257H14ZM21 258V257H20ZM42 258H43V256H42ZM44 258H45V256H44ZM47 258H48V256H47ZM47 258H45L46 260H48ZM50 258H52L51 256H50ZM64 258V257H63ZM62 258V259H63ZM75 258H77V257H75ZM79 258V257H78ZM167 258V257H166ZM176 258V259H175ZM224 258V259H225ZM231 258H234L233 259V262H234V260H237V258L235 259V257H231ZM231 258H228L227 259V263L228 262H230V260L229 259H231ZM10 259V257L8 258V260ZM33 259V258H32ZM59 259H58V261H59ZM133 259V258H132ZM161 259H162V257H161ZM223 259V260H224ZM239 259V258H238ZM244 259V258H243ZM255 259H257V257L255 258ZM7 260V259H6ZM34 260H36L35 258H34ZM33 260V261H34ZM39 260V259H38ZM44 260V259H43ZM46 260L44 261V262H40V263H42V264H47V262H50L51 260L53 261V259H49L47 262H46ZM72 260V259H71ZM79 260H81V258L79 259ZM134 259L133 260H131L132 262L133 261H135ZM153 260V261H152ZM229 260V261H228ZM232 260V259H231ZM246 260V256H245V259L243 260V261H245ZM14 261V260H13ZM51 261V262H52ZM55 261V260H54ZM64 261H65V259H64ZM75 261H76V259H75ZM129 261V260H128ZM163 260H161V262H162ZM225 261V260H224ZM238 261V260H237ZM236 261V262H237ZM242 261V262H243ZM252 261V260H251ZM257 261V260H256ZM260 261V260H259ZM263 261V260H262ZM9 262V261H8ZM27 262H29V261H27ZM46 262V263H45ZM67 262V261H66ZM70 262H72V261H70ZM80 262V261H79ZM130 262V261H129ZM168 262V261H167ZM166 262V263H167ZM168 262V263H169ZM236 262H234V263H236ZM246 262V261H245ZM243 263V264H246V263ZM55 263H57L56 261L54 262V264ZM59 263V262H58ZM57 263V264H58ZM73 263V262H72ZM233 263V264H234ZM252 263V262H251ZM15 264H16V262H15ZM49 264V263H48ZM75 264V263H74ZM127 264V263H126ZM163 264V263H162ZM165 264V263H164ZM237 264V263H236ZM248 264V263H247ZM260 264V263H259Z\"/></svg>","mask_w":264,"mask_h":264}]
</instances>
